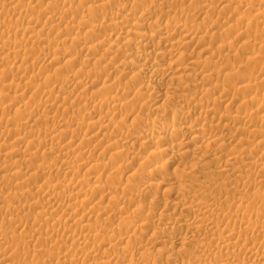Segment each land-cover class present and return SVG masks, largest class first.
<instances>
[{
	"label": "rangeland",
	"instance_id": "obj_1",
	"mask_svg": "<svg viewBox=\"0 0 264 264\" xmlns=\"http://www.w3.org/2000/svg\"><path fill=\"white\" fill-rule=\"evenodd\" d=\"M24 1L25 0H22L21 1V3L20 4H18V3H14V5H11V6H18L19 7V9H18V13H17V10H16V13H14L13 14V11L10 9L11 7L10 6H8V7H6V12H9V14L8 15H10V16H7V13L5 14L4 13V15H6L7 17L5 18V16L2 14L4 11H5V8L4 9H1L0 10V12H1V14H0V16H1V20H0V22H1V24H3L2 25V27L3 26H5L7 29H10L11 28V30L12 29H14V30H12V32H11V34L13 33V31L15 32V34L17 33L18 34V37H17V35L15 36V34H14V36L13 37H15V39H26V37H27V35L26 34H24L23 32H22V30H16L17 29V27L18 28H21V26L23 25V26H27V27H29V28H31V30L33 31V32H31L29 35H34L35 34V32L37 31V30H40L39 31V35H40V33H43V34H41L40 35V37L42 38V39H45L46 40V38H47V40L46 41H50V43L52 42L53 44H50V43H43V41H41V42H32V41H29V43H27V41H25L24 43V46L26 47V49L27 48H29V49H25V47L24 48H21V47H16V45H14V43H11V44H9V38H8V36L9 35H7L8 33H5V32H7V30H6V28L5 27H3V28H5L4 30H3V32H2V30H0L1 32H0V61H2V60H4V57H7V55H12L11 57L13 58V60H15V62L13 61V62H5V61H2V62H0V69H2V71L0 70V107L1 106H5V104H6V106H10L11 108V110L9 109V110H6V112H7V115H6V112L4 113V114H0V125H2V123H3V125L2 126H4V127H6L8 130H6V131H4V132H1L2 131V129L4 130V127H0V134H2V137H1V135H0V137L2 138H0V261H2V259H6V261H5V259L3 260V262H5V264H61V263H59L58 262V259H57V256L59 255V254H61L62 253V255L63 254H65V253H67V252H69L68 251V249L73 253H76L77 255L79 254V252H80V254L78 255L79 257H81V258H79L78 256V260L79 261H77L78 262V264H80V263H82V264H97L98 263V261H99V264L101 263H103L102 261H107L108 259H109V261L111 260L112 262H113V264H116L117 262L119 263V264H127V263H129V262H133V263H137V261L139 262V260H142L143 258V260H145L147 263H148V261L151 263V264H172V263H170V262H167L165 259H162V258H155V257H153V256H155L156 254H157V256L156 257H158V253L157 252H151V251H148V250H156V251H158V249H161V250H166V251H168V250H171V249H173L172 247H174V246H176V247H174L175 249H179L177 252H175V254H177V255H175V256H177L178 258V261L180 262H184L185 261V263H187V262H190V259H191V264H203V263H205V262H202L203 260L204 261H209V260H212L214 257H216V255H215V253L213 252V251H207V249H206V251L205 250H203V251H198V246L200 245V242H202V243H205V244H208V243H212L213 241L215 242L220 236H222V235H224V234H226V232H225V230H223V227L222 226H224L223 224V221H224V219L222 218V217H225V212H224V210H226V209H231V213H232V210H235V207H234V205L236 206L237 204H235L236 202H238V200L240 199L239 197H241V199L243 198H245V196H246V198H245V200L247 199V197H248V199L246 200L247 202L249 201L250 203H251V201H252V203L250 204L249 203V205L248 206H250V208L249 207H247L246 209L249 211L250 209L252 210H250L249 212H250V214H249V212L247 213V210L246 211H244L243 213L241 212V213H239L240 215H239V217L240 216H244L246 219H248V218H250V217H252V219H254L255 220V215H254V213H252V212H255V214L256 213H260V211L262 212V211H264V199H262V201L261 200H258L257 199V194H261V195H263L264 194V185L263 184H261V185H257V182H258V179H261V181H262V178H264L263 176H264V120H262V118L264 117V56H262L263 54H264V17H262L261 18V16H264V15H261V13L262 14H264V0H243L242 2H240L241 0H196V2H195V0L194 1H192V0H168L169 2V4L167 5V4H165V0H159L158 2L156 1V3H154L153 1H152V4H150L151 2H150V0H145V1H147V3L143 0V6L142 5H140L139 3H137V4H135V2L133 3V0H90L89 1V3L92 1V3H91V5L90 4H83V3H81L82 2V0H47V2L45 1V0H36V1H34V0H31V2H30V0H26L25 1V4H24ZM32 1H33V3H32ZM44 1V2H43ZM56 1V2H55ZM107 3H106V2ZM135 1V0H134ZM140 1V3H141V0H139ZM232 3H231V2ZM23 2V3H22ZM34 2H36V3H34ZM40 2V3H39ZM55 2V3H54ZM80 2V3H79ZM176 2V4H174ZM236 2V3H235ZM240 2V3H239ZM246 2H248V3H246ZM252 2H253V4H252ZM257 2V3H256ZM260 2V3H259ZM28 3H29V5H28ZM32 3V5H30ZM51 4V5H49V4ZM57 3V4H56ZM131 3H133L134 4V6H132V4ZM171 3V4H170ZM226 3H228V4H226ZM239 3V4H238ZM246 3V4H245ZM18 4V5H17ZM38 4V5H37ZM40 4V5H39ZM46 4H47V6H46ZM78 4H80V5H78ZM83 6H82V5ZM106 4V5H105ZM127 4V5H126ZM131 4V5H130ZM155 4V5H154ZM160 4V5H159ZM162 4V5H161ZM205 4V5H204ZM211 4V5H210ZM242 5V7L241 6H239V5ZM252 4V5H251ZM20 5V6H19ZM28 5V6H27ZM37 5V6H36ZM56 5H57V7H56ZM90 5V8L88 7ZM124 5H125V7H124ZM137 5V6H136ZM138 5H139V7H138ZM151 7H150V6ZM161 6V7H158V6ZM164 5V6H163ZM202 5V6H201ZM223 5H228V6H225V7H227V8H225V7H223ZM263 5V6H262ZM25 8H24V7ZM34 6H36V7H34ZM66 6V7H65ZM75 6V7H74ZM79 6V7H78ZM82 6V7H81ZM86 6V7H85ZM96 6H97V8H98V6L101 8H96ZM103 6V7H102ZM106 6V7H105ZM154 6H156V7H154ZM166 6V7H165ZM168 6V7H167ZM199 6V8H196V7H198ZM204 6V7H203ZM208 6H210L209 8H208ZM244 6V7H243ZM251 6V7H250ZM259 6V7H258ZM48 7H49V9H48ZM56 7V8H55ZM105 7V8H104ZM132 7V8H131ZM149 7L153 10V12L155 13V15H154V13L149 17V19H147L146 21H145V23L143 24V26L141 25V29L143 30V28L147 31V32H152V33H154L153 32V30H155V28H154V26L151 24L152 22H154V20L156 21L157 19L158 20H160V21H163V22H165L166 20H168V19H172V20H175L176 19V21H178V20H183L184 21V17H185V15L184 16H182L183 14V12L186 10V11H190L189 13H193L195 16H193V14L190 16V17H185V20L187 21V22H189L190 23V21H191V23L192 24H196V25H198L197 27L199 28V30H201V31H203V32H205V31H209V33H207V35L208 36H206L207 37V39H206V41L205 42H202L201 43V41H198V42H194L193 44H191V45H188V47H186V48H183V50H182V52H185V53H183L184 54V56H182L180 59L178 58L177 60H176V63H174V65H172V69H171V71L172 72H174L175 70H176V68L179 66V68L181 67H184V66H186L187 65V60H186V58H188V56L189 57H193V58H195V57H198V56H202L200 59L201 60H199V63H197V65H195V66H193V67H190V68H188V69H184L183 70V68L180 70V71H176L175 73H172L171 72V74L170 75H172V74H175V75H182V76H180L179 78L177 77V78H175V80H173V82L172 81H169V80H167V79H165V77L167 76L168 77V74H166V75H164L163 77H155V76H153L152 75V73H151V71L152 70H154V67L157 69V68H162V69H164V68H168V67H170L171 66V63H169V62H171V61H173V59H168L169 57L166 55V57H165V55L163 56V55H160V54H158L157 52L159 51V50H163V51H165V52H168V48L167 47H165L164 45H162V44H158L157 42H159L158 40V38H156L155 39V41H153L152 42V44H150V45H143V44H141L139 47L138 46H132V48H131V45L130 46H127L125 49L127 50L128 49V47L130 48V51H132V50H134L135 52H140L139 54L141 55L139 58H137V60H136V62H134V63H130L129 65H127V64H125V62L126 61H129L132 57H130V55H128V54H130V53H133L134 51H132V52H130L129 51V49H128V51L127 52H129L128 54H127V52L126 51H124V48H117V46H116V48L117 49H119V51H117V49H113L112 51H110V52H106V50H105V48L107 47V46H109V44H112V42L113 43H115L116 44V42H118L119 43V41H121L120 42V44L122 43V45H126V40L127 39H125L124 37H125V35H126V33H125V31H128L129 29H130V27L131 26H133L132 25V23L130 24V25H128V26H126L124 29H122L117 23H116V25H113L109 20L111 19V17L113 18V17H116V22L117 21H121L122 20V16H124V15H128V14H133L134 16H136V14L137 15H139L142 11H144V10H146L147 8L149 9ZM154 7V8H153ZM164 7V8H163ZM231 7V8H230ZM236 7V8H235ZM240 7V8H239ZM254 7H256V8H254ZM24 8V9H23ZM50 8L51 9H53L52 10V12L50 11ZM70 8H75V9H73V10H71L70 11ZM78 10H77V9ZM124 8V9H123ZM156 8H158V9H156ZM176 10H174V9ZM223 8V9H222ZM251 8V9H250ZM258 8V9H257ZM7 9H9V11L7 10ZM20 9H21V12H19L20 11ZM25 9L26 10H28L27 11V13H26V11H25ZM39 9H42V10H39ZM47 9V10H46ZM62 9H64L63 11H61ZM90 9H92L93 11H91ZM100 9V10H99ZM181 9H182V11H181ZM199 9V10H198ZM201 9V10H200ZM225 9V10H224ZM240 9V10H239ZM245 9H246V11H245ZM250 9V10H249ZM257 9V10H256ZM38 12H37V11ZM58 10V11H57ZM60 10V11H59ZM98 10V11H97ZM156 10V11H155ZM161 12H160V11ZM209 10V11H208ZM238 10V11H237ZM29 11H31V12H29ZM41 11H47L48 13H49V15L48 16H53V15H55L56 17H55V21L54 22H56V23H53V21L51 20V19H49L48 17H44L43 15H40V12ZM55 11L57 12L56 14H55ZM73 11V12H72ZM81 11H83L82 13H81ZM115 11V12H114ZM203 11V12H202ZM207 11V12H206ZM235 11V12H234ZM237 11V12H236ZM258 11V12H257ZM261 11V12H260ZM32 12H33V14H34V16H35V18H33L32 17ZM36 12L38 13V14H36ZM52 14H51V13ZM61 12V13H60ZM63 12H65L64 13V16H61V14L63 15ZM85 12V13H84ZM128 12V13H127ZM130 12V13H129ZM160 12V13H159ZM240 12V13H239ZM255 12V13H254ZM19 13H22V14H20L22 17H24V16H26L27 15V17L28 18H22L20 15H19ZM30 13V14H29ZM59 13V14H58ZM91 13V14H90ZM167 13V14H166ZM240 15H239V14ZM12 14V15H11ZM32 14V15H31ZM66 14V15H65ZM88 15V16H86V17H84V20H87V23H88V25L86 24L85 26H84V28H81L80 30H79V32H78V29L77 28H75V26L77 27V24H78V21H80L81 20V17H82V15ZM110 14H111V16H110ZM162 16H161V15ZM182 14V15H181ZM242 14V15H241ZM254 14H256V15H254ZM18 15L20 16L19 18H22V19H19V20H21V21H18L17 22V17H18ZM31 15V16H30ZM84 15V16H85ZM109 15V16H108ZM116 15V16H115ZM163 15H164V17H163ZM259 15H260V17H259ZM3 16V17H2ZM13 16V17H12ZM37 16H38V18H37ZM39 16L41 17V19L39 18ZM67 16V17H66ZM108 16V17H107ZM159 16H161V17H163V19L162 18H160ZM166 16V17H165ZM244 16V17H243ZM258 16V17H257ZM11 19V21H10V19ZM32 17V18H31ZM59 17V18H58ZM64 17V18H63ZM79 17V18H78ZM89 17V18H88ZM110 17V18H109ZM119 17V18H118ZM122 17V18H121ZM159 17V18H158ZM240 17H241V19H242V17H243V19L245 18V17H247V18H245L244 20H245V23L244 24H246V26L244 25V24H242V28L240 29V27H241V24H239L238 26H237V22H238V20L237 19H239V20H241L240 19ZM253 17V18H252ZM254 17H255V19H254ZM13 18H14V21H13ZM46 18V19H45ZM58 18V19H57ZM87 18V19H86ZM90 18H92V19H90ZM107 18V19H106ZM203 18H205V20H203ZM259 18V19H258ZM4 19V20H3ZM60 19H62V21L60 20ZM89 19V20H88ZM94 19V20H93ZM152 20V22H151V20ZM3 20V21H2ZM6 20V21H5ZM25 20V21H24ZM42 20V21H41ZM60 20V21H59ZM110 22L109 24H108V22ZM231 20V21H230ZM246 20L248 21V22H246ZM263 20V21H262ZM4 21L6 22V23H8V25L7 24H4ZM31 21V22H30ZM35 23H34V22ZM36 21H37V23H36ZM74 21H76V23L74 22ZM93 21V23L94 24H96V25H94L93 23H91V22ZM95 21V22H94ZM224 21H226V22H224ZM235 21H237V22H235ZM12 22L13 23H15V25L13 24L12 25V27L13 26H15V28L13 27H11V25L10 24H12ZM28 22H30V24L31 23H33L32 25H29V23ZM48 22V23H47ZM60 23V24H58V23ZM107 22V23H106ZM147 22V23H146ZM204 22V23H203ZM206 22V23H205ZM224 22V23H223ZM17 23H19L18 24V26H17ZM51 23V24H50ZM66 23H67V25H66ZM102 23V24H101ZM232 25H230V24ZM235 23H236V26H235ZM1 24H0V26H1ZM24 24H26V25H24ZM28 24V25H27ZM38 26H37V25ZM45 25V27L43 28V26ZM50 26H48V25ZM55 24V26H53ZM71 24V25H70ZM73 24H75V26L73 25ZM215 24H216V26H215ZM220 24V25H219ZM43 25V26H42ZM52 25V26H51ZM66 25V26H65ZM73 25V26H72ZM90 25H92V26H94V28H89L88 26H90ZM207 25V26H206ZM210 25H212V26H210ZM225 25H227V26H225ZM20 26V27H19ZM22 26V27H23ZM32 26V27H31ZM69 26H71V28L69 27ZM101 26V27H100ZM221 26V27H220ZM225 26V27H224ZM235 26V27H234ZM244 26V27H243ZM2 27H0V29H2ZM40 29H39V28ZM48 27V29H46ZM51 27H52V29H51ZM60 27V28H59ZM67 27V28H66ZM99 29H98V28ZM119 27V28H118ZM231 27H232V29H231ZM34 28V29H33ZM37 28V29H36ZM58 28V29H57ZM72 28H74V29H72ZM86 28V29H85ZM87 28H89V29H87ZM206 28H207V30H206ZM211 28L213 29V31H211ZM238 28H239V31H237L238 30ZM57 29V30H56ZM66 29V30H65ZM73 30L72 32L71 31H69V30ZM82 29H83V31H82ZM91 29H93V30H91ZM94 29H95V32L93 33V31H94ZM127 29V30H126ZM132 29V28H131ZM229 29H231L230 31H229ZM237 29V30H236ZM44 30H46V31H44ZM87 30L90 32V31H92V34H94V35H92L91 34V32L89 33H87ZM144 30V31H145ZM228 30V31H227ZM242 30V31H241ZM67 31L69 32V33H67ZM124 31V32H123ZM218 31V32H217ZM61 32V33H60ZM213 32V33H212ZM219 32H221V34L219 33ZM228 32V33H227ZM3 33V34H2ZM4 33H5V36H6V38H8V41H6L5 39H3V37H4ZM34 33V34H33ZM62 33H64L65 35H66V33H67V35H69V36H64ZM206 33V32H205ZM10 34V33H9ZM36 34L38 35V31L36 32ZM61 36L60 37V39H59V35ZM76 34V35H75ZM87 34H89V35H87ZM219 34V35H218ZM223 34H224V36H223ZM231 34V35H230ZM23 35V36H22ZM25 35V36H24ZM56 35V36H55ZM92 37H91V36ZM210 35V36H209ZM228 35V36H227ZM239 35V36H238ZM58 36V37H57ZM74 36H78V37H74ZM80 36V37H79ZM82 36V37H81ZM105 36V37H104ZM119 38H118V37ZM212 36H214V37H212ZM219 36V37H218ZM224 37V38H221V37ZM237 36V37H236ZM13 37H11L13 40H15ZM44 37V38H43ZM55 37H57V39H59V41H62L63 40V37H64V40H65V38H66V45H65V49L67 50V52H66V50L65 51H63V50H61V53H58V52H60V49L59 48H57V46L55 45V42H58V41H56L55 39ZM70 38V41L68 40L69 38ZM86 37V38H85ZM131 37V36H130ZM129 37V38H130ZM243 37V38H242ZM257 37V38H256ZM55 38V39H54ZM71 38H72V40L75 42V45H76V47L78 48V50L77 49H74V50H72V48H75V47H73V45H74V42H71L72 40H71ZM75 38V39H74ZM81 38V39H80ZM84 38V39H83ZM89 38V39H88ZM104 38V39H103ZM108 38V39H107ZM180 37H179V35H174V41H176V40H178ZM220 38V39H219ZM237 38V39H236ZM240 38L242 39V40H240ZM261 38V39H260ZM109 39H111V40H113V41H110ZM117 39V40H116ZM124 39V40H123ZM158 39V40H157ZM211 39V40H210ZM228 39V40H227ZM250 39V40H249ZM255 39H257L258 41H260L258 44H257V42L258 41H256ZM76 40V41H75ZM77 40H78V44H77ZM83 40V41H82ZM87 40V41H86ZM90 40V41H89ZM100 40H102L103 42H101ZM107 40V41H106ZM226 40V41H225ZM244 40V41H243ZM262 40H263V42H262ZM2 41H3V43H4V45H3V47H1L2 46ZM12 41V40H11ZM69 41V42H68ZM116 41V42H115ZM123 41V42H122ZM228 41V42H227ZM231 41V42H230ZM234 41V42H233ZM245 41H249V42H247V45H246V43H245V45L246 46H240V45H243L244 44V42ZM253 41H254V44H253ZM79 42H80V44H79ZM126 42V43H125ZM207 42V43H206ZM211 42H212V44H211ZM222 42V43H221ZM233 43V46H231L230 48H228L227 50H225V45L226 44H230V43ZM251 42H252V44L254 45V47H253V45L251 44ZM256 42V43H255ZM8 43V44H7ZM33 43V44H32ZM42 43H43V46H42ZM86 43L88 44V46H94L95 44H98V43H101L100 44V46L102 45V47L99 49H97V50H93V51H91L90 53H91V55H90V53L88 54L87 52H89V51H87L86 50ZM107 43H108V45H107ZM196 43V44H195ZM240 43V44H239ZM243 43V44H242ZM260 43H262V44H260ZM35 44V45H34ZM67 44H70L68 47H66L67 46ZM83 44H85V47H84V45ZM90 44V45H89ZM104 44V45H103ZM114 44V45H115ZM200 44V45H199ZM252 45V46H250V45ZM13 45V46H12ZM36 46L35 47V49H34V46ZM39 45V46H38ZM74 45V46H75ZM81 46V45H83V47L81 48V47H79V46ZM113 45V44H112ZM113 45V46H114ZM129 45V44H128ZM196 45V46H195ZM205 45V46H204ZM209 45V46H208ZM249 45V47H247ZM260 45H262V46H260ZM8 46H9V48H8ZM15 46V47H14ZM29 46V47H28ZM41 46V47H40ZM45 46V50H46V48H47V50H46V52H45V50H44V48H43V50L42 49H40V48H42V47H44ZM46 46H48V47H46ZM54 46V47H53ZM201 46V47H200ZM221 46H222V48H221ZM244 47V48H240V47ZM260 46V47H259ZM12 47L14 48V49H12ZM32 47V48H31ZM51 47V48H50ZM207 47H208V49H207ZM214 47V48H213ZM256 47V48H255ZM258 47H259V49H260V52H259V49H258ZM15 48H17L16 49V51H18V49L19 50H21V51H18V52H15V51H13V50H15ZM39 49V51H38V49ZM50 48V49H49ZM85 48V49H84ZM135 48V49H134ZM205 50H204V49ZM217 48H219V49H217ZM246 48V49H245ZM2 49V50H1ZM23 49V50H22ZM37 50V51H34V50ZM70 49H71V51H72V54H73V56L76 58H74L73 56H71L70 54H71V51H70ZM80 49H84L83 50V52L80 50ZM154 49V50H153ZM197 49V50H196ZM211 49V50H210ZM216 49H217V51H216ZM240 49L242 50V51H240ZM5 50V51H4ZM12 50V51H11ZM24 50H26L25 52H24ZM30 50V51H29ZM104 50V51H103ZM121 50H122V54H121ZM136 50H139V51H136ZM141 50V51H140ZM153 50V51H152ZM200 50V51H199ZM230 50V51H229ZM243 50H245V51H243ZM247 50V51H246ZM249 50V51H248ZM3 52V54H4V56L2 57V52ZM9 51V52H8ZM34 51V52H33ZM43 51L45 52V53H43ZM57 51V52H56ZM74 51H75V53H74ZM81 52V53H78V52ZM85 51V52H84ZM114 51V52H113ZM145 51V52H144ZM148 51H152L153 53H152V55L151 56H149L148 54ZM201 51H206L207 53H205V54H203V55H198V53L199 52H201ZM211 51H213V52H211ZM12 52L14 53H16L17 55H15V53L14 54H12ZM32 52V53H31ZM55 52V54L56 53H58V54H56V58H54V56H53V59L51 58L52 57V54ZM113 52V53H112ZM116 52V53H115ZM134 52V53H135ZM210 52V53H209ZM217 52V53H216ZM253 52V53H252ZM255 52V53H254ZM257 52V53H256ZM258 52H259V54H258ZM50 53H51V55H50ZM68 53V54H67ZM70 53V54H69ZM144 53H146V54H144ZM6 54V55H5ZM20 54H23V56H24V58L25 59H23V57H22V55H20ZM35 54V55H34ZM38 54V55H37ZM66 54V56H64ZM87 54V55H86ZM211 54V55H210ZM214 54V55H213ZM220 54V55H219ZM238 54V55H237ZM242 54V55H241ZM254 54H255V56H254ZM262 54V55H261ZM20 55V58L18 57ZM37 55V56H36ZM44 55H45V57H44ZM47 55V56H46ZM48 55L50 56V57H48ZM59 55V56H58ZM77 55V56H76ZM90 55V56H89ZM93 55V56H92ZM129 57H128V56ZM26 56V57H25ZM38 56H40L39 57V59H36V58H38ZM41 56H43V61H42V58H41ZM69 56H71V57H73V58H71L70 57V59L72 60V63H71V60L69 59ZM85 56H89V58H86ZM260 56V57H259ZM47 57L49 58V59H47ZM64 59H63V58ZM67 59H69V60H67ZM99 57V58H98ZM102 59H101V58ZM105 57H107V59L106 60H104L105 59ZM124 57V58H123ZM127 57V58H126ZM158 57V58H157ZM207 57V58H206ZM242 57V58H241ZM250 57H252V59H250ZM254 57L255 58H260L259 60L261 61V62H259V60L258 59H254ZM2 58V59H1ZM18 58V59H17ZM28 60H27V59ZM52 60H51V59ZM98 58V59H97ZM108 58H109V60H108ZM111 58V59H110ZM113 58V59H112ZM129 58V59H128ZM166 58V59H165ZM176 58V57H175ZM210 58V59H209ZM236 58V59H235ZM33 59V60H32ZM45 59V60H44ZM73 59H74V61H73ZM100 59H101V61H100ZM124 59V60H123ZM147 59V60H146ZM206 59V60H205ZM215 59V60H214ZM229 59V60H228ZM262 59V60H261ZM25 60V61H24ZM47 60V61H46ZM52 62H51V61ZM54 60V61H53ZM58 60V61H57ZM77 60V61H76ZM102 60H104V61H106V63L105 62H103ZM115 60V61H114ZM116 60H117V62H116ZM186 60V61H185ZM211 60V61H210ZM213 60V61H212ZM24 63H23V62ZM34 61V62H33ZM36 61V62H35ZM37 61H39V63L37 62ZM45 61V62H44ZM57 61V62H56ZM66 61V62H65ZM70 61V62H69ZM115 63H114V62ZM123 61H125V62H123ZM169 61V62H168ZM250 61V62H249ZM263 61V62H262ZM21 62V63H20ZM28 62V63H27ZM42 62H43V64H42ZM60 62V63H59ZM71 63V64H69V63ZM110 62H112L111 64H109ZM122 62H123V64H122ZM140 62V63H139ZM186 62V63H185ZM247 62H249V63H247ZM255 62V63H254ZM7 63V64H6ZM35 63V64H34ZM37 63V64H36ZM139 63V64H138ZM148 63V64H147ZM185 63V64H184ZM16 64V65H15ZM25 64V65H24ZM27 64V65H26ZM31 65V68L30 67H28V66H30ZM67 64V65H66ZM116 66H115V65ZM121 64V65H120ZM142 64V65H141ZM177 64V65H176ZM182 64V65H181ZM184 64V65H183ZM246 64V65H245ZM18 65V66H17ZM22 65H23V67H22ZM34 67H33V66ZM55 65V66H54ZM120 65V66H119ZM124 65H127L126 67L124 66ZM145 66L146 65V73H141V74H139V72L141 71V67L142 66ZM232 65V66H231ZM12 66V67H11ZM16 66H17V68H19V69H17L16 68ZM27 66V70H25L24 71V69H25V67ZM112 66V67H111ZM140 66V67H139ZM159 66V67H158ZM175 66V67H174ZM220 66V67H219ZM236 66V67H235ZM4 67H6V68H4ZM10 67H11V70H10ZM13 67H15V68H13ZM32 67H33V69H34V72H32L33 71V69H32ZM105 67H109L108 69L106 68L105 69ZM111 67V68H110ZM118 67V68H117ZM122 67H124V68H122ZM152 67V68H151ZM12 68H13V70H14V72H15V74H14V72L12 71ZM39 68H42L43 70H45V71H39ZM57 68H59V70H57ZM61 68H65L64 70L63 69H61ZM93 68V69H92ZM113 68V69H112ZM118 69V72L117 73H115L116 72V70ZM224 68V69H223ZM30 69H32V70H30ZM101 71L102 70V72H100L99 70ZM111 69V70H110ZM207 71V73H210V74H212L213 76L212 77H210V78H208L207 79V77H201V76H199V75H197V73H200V72H202V71ZM8 70V71H7ZM16 70H18V71H16ZM97 70V74H96V72H94V71H96ZM107 70H109L108 72H107ZM114 70H115V72H114ZM120 70V71H119ZM212 70V71H211ZM213 70H217V71H213ZM233 70V71H232ZM240 72H239V71ZM5 71V72H4ZM11 71L13 72V73H11ZM38 71L40 72V74L43 72V76L42 75H40L39 73H38ZM107 73H106V72ZM227 71V72H226ZM231 71V72H230ZM10 72V73H9ZM30 72V73H29ZM32 72V73H31ZM37 72V73H36ZM58 72V73H57ZM60 72V73H59ZM91 72H92V74H91ZM98 72H100V73H98ZM135 72H138L137 74H135ZM179 72V73H178ZM186 72V73H185ZM219 74H218V73ZM222 72V73H221ZM243 72V73H242ZM7 73H9V76H12L13 75V77H8V75H7ZM16 73H17V75H16ZM22 73V74H21ZM44 73H45V75H44ZM116 75H115V74ZM218 74V79L216 78V76H217V74ZM226 73V74H225ZM230 73V74H229ZM235 73V74H234ZM236 73H240L239 75L237 74L236 75ZM11 74V75H10ZM19 74V75H18ZM37 74L38 75H40V76H37ZM100 74V75H99ZM110 74V75H109ZM133 74V75H132ZM135 74V75H134ZM231 74H234L233 76L231 75ZM23 75V76H22ZM35 77H34V76ZM49 75L50 76H52L51 78H49ZM94 75V76H93ZM107 75V76H106ZM169 75V76H170ZM189 75V76H188ZM216 75V76H215ZM225 75V76H224ZM227 75H228V77H227ZM229 75H231V76H229ZM54 76V77H53ZM59 78H58V77ZM93 76V77H92ZM235 76V77H234ZM238 76V77H237ZM17 77V78H16ZM45 77V78H44ZM47 77H48V79H47ZM55 77H57L56 79H55ZM75 78L74 80L76 81V82H72V83H70V87H68L67 88V86H69V84L66 86V84H64L65 82H66V80H67V78L68 79H73V78ZM197 77V78H196ZM230 77H232V78H230ZM237 77V78H236ZM241 77V78H240ZM31 78H33V79H31ZM36 78V79H35ZM41 78V79H40ZM53 78V79H52ZM131 78V79H130ZM203 78V79H202ZM228 78V79H227ZM238 78H240V79H238ZM243 78V79H242ZM249 78V79H248ZM255 78H257V79H255ZM36 81H35V80ZM46 79V80H45ZM52 79V80H51ZM63 79V80H62ZM66 79V80H65ZM95 79V80H94ZM97 79V80H96ZM212 79V80H211ZM215 79V80H214ZM251 79H253V80H251ZM15 80V81H14ZM34 80V81H33ZM56 80H57V82H56ZM64 80H65V82H64ZM83 80V83L81 82ZM108 80V81H107ZM204 80V81H203ZM210 80V82H208ZM242 80H244V82L242 81ZM31 81L32 82H35V85H34V83H31ZM48 81V82H47ZM53 81H55L54 83H53ZM77 81H79V82H77ZM104 81H107L106 82V84H104L103 85V82ZM110 81V82H109ZM135 81V82H134ZM201 81V82H200ZM206 81V82H205ZM222 81V82H221ZM234 81H236V82H234ZM249 81H251V82H249ZM20 82V83H19ZM27 82V83H26ZM45 82V83H44ZM61 82H62V84H61ZM64 82V83H63ZM92 82H93V84H92ZM96 82V83H95ZM143 82V83H142ZM152 83V85L150 84V83ZM199 82V83H198ZM205 82V83H204ZM224 82V83H223ZM247 82V83H246ZM254 82H256V83H254ZM260 82V83H259ZM10 83V84H9ZM12 83V84H11ZM28 84V83H30V84H28V85H26V84ZM56 83H58V84H56ZM76 83H77V85H76ZM105 83V82H104ZM110 85H109V84ZM112 83H114V84H112ZM196 84V86H194L195 84ZM209 83V84H208ZM212 83H213V85H212ZM214 83H216V84H214ZM217 83H219V84H217ZM220 83L222 84L221 86H220ZM232 83V84H231ZM238 83V84H237ZM241 83V84H240ZM246 83V84H245ZM12 86L13 84L15 85H13L12 86V88L9 86ZM17 84L19 85V86H17ZM21 84H25L26 85V87H24L23 86V88L22 87H20V86H22ZM51 84V85H50ZM60 84L61 85H63V86H60ZM78 84H80V85H78ZM148 84H150L151 86H155V89H157V90H154V88L150 91V90H147L146 89V86ZM170 84V85H169ZM225 84V85H224ZM227 84V85H226ZM230 84V85H229ZM245 86H244V85ZM250 84V85H249ZM33 85V87H36V88H33V87H31ZM40 85V87H38ZM101 85H103V86H105V87H102ZM111 85H114V86H111ZM131 85V86H130ZM145 85V86H144ZM166 85H168V86H170L171 87V89H170V91H167L166 92V94L163 92V88H166L167 86ZM219 85V86H218ZM226 87H224V86ZM238 85V86H237ZM245 87V88H247V89H245V90H242V89H244L243 88V86ZM252 85V86H251ZM42 86H44V87H42ZM84 86V87H83ZM109 86V88H107ZM110 86L111 87H117V88H115L114 89V91H111L112 89L110 88ZM142 86H143V88H142ZM214 86H215V88H214ZM223 86V87H222ZM229 86H230V88H229ZM240 86V88H241V90H238L239 87ZM242 86V87H241ZM248 86V87H247ZM250 86V87H249ZM14 87V88H13ZM23 90H25V89H27L26 91H20V88ZM46 87H47V89L49 88V90H48V92L47 93H49L48 95L46 94V95H44V92H46L45 90H47L46 89ZM75 87V88H74ZM101 87V88H100ZM140 87V88H139ZM172 87H173V89H172ZM206 87V88H205ZM210 87H212V88H214L213 90H212V88H210ZM237 87V88H236ZM9 88V89H8ZM39 88H40V90H39ZM104 88H106V89H104ZM124 88V89H123ZM127 88H130L129 90L131 91V93L130 92H127L128 91V89ZM143 90H142V89ZM180 89L179 90V92L177 91L178 89ZM184 88H185V90H184ZM220 88V89H219ZM227 90H225V89ZM235 88V89H234ZM17 90V92H15V90ZM45 89V90H44ZM53 89V90H52ZM62 89V90H61ZM75 89V90H74ZM108 89V90H107ZM123 89V90H122ZM193 89V90H192ZM205 89V90H204ZM210 89V90H209ZM230 89V90H229ZM232 89H234V90H232ZM8 90V91H7ZM10 90V91H9ZM37 90V91H36ZM44 90V91H43ZM58 90H60V91H58ZM93 90V91H92ZM97 90V91H96ZM99 90H101V91H99ZM139 90V91H138ZM145 90V91H144ZM159 90L161 91V93L160 94H162V95H160L159 94ZM216 90V91H215ZM220 90H223V91H220ZM236 90V91H235ZM12 91V92H11ZM20 91V92H19ZM41 91H42V93H41ZM49 91H51V92H49ZM72 91V92H71ZM121 91V92H120ZM124 91V92H123ZM145 93L144 95H143V93ZM182 91V92H181ZM203 91V92H202ZM206 91V92H205ZM209 91H212V92H209ZM220 91V92H219ZM234 93H233V92ZM238 91H240V92H238ZM8 92V93H7ZM55 94H53V93ZM94 92V93H93ZM99 92V93H98ZM138 92H141L140 94H137ZM151 92V93H150ZM170 92V93H169ZM201 92V93H200ZM222 92V93H221ZM225 92V93H224ZM229 92H231V94L229 93ZM11 93V94H10ZM14 93H16V95H18V99L17 98H15V95H13ZM36 93V94H35ZM168 93V94H167ZM179 94L178 96H177V94ZM185 93H187V94H185ZM205 93V94H204ZM215 93V94H214ZM239 93V94H238ZM7 94V95H6ZM64 94V95H63ZM102 94V95H101ZM106 94V95H105ZM117 96H116V95ZM130 94V95H129ZM163 94H165V96L163 95ZM173 94V95H172ZM190 94H192V97H191V95ZM209 94V95H208ZM211 94V95H210ZM222 94V95H221ZM234 94H235V96H234ZM44 95V96H43ZM61 96L62 98H60V97H58L57 98V96ZM89 95V96H88ZM181 95V96H180ZM186 97V99L189 101V103L187 102V100L185 99V100H182L183 98H184V96ZM202 95V96H201ZM221 95V96H220ZM10 96H14L13 97V99H12V97H10ZM56 96V97H55ZM65 96V97H64ZM77 96V97H76ZM92 96H94V97H92ZM96 96H98V97H96ZM112 96H114V97H118V99L120 98V100H122V101H124V103H127L129 100H132L131 102L129 101V103L132 105H130V104H128V109H126L124 106H122V107H120V106H118V105H116V107L114 106H112V105H104L103 106V104L100 106V103L102 102V101H100V99L101 100H104V99H107V98H109V97H112ZM180 96V97H179ZM210 96V97H209ZM224 96V97H223ZM234 96V97H233ZM20 97V98H19ZM27 97V98H26ZM172 97V98H171ZM174 97V98H173ZM175 97H179V102H178V98L176 99ZM181 97H183V98H181ZM188 97V98H187ZM201 97H205V99L207 100V98H208V101L209 100H212V101H209L210 102V106H209V108L210 107H212L211 109H208V108H206L207 110H202V109H200L199 107H197V106H192L191 105V103H193V104H198V103H200L201 101ZM216 97V100L214 99ZM11 98V99H10ZM43 98V99H42ZM49 98V99H48ZM52 98V99H51ZM63 98H67V99H65V100H63ZM104 98V99H103ZM134 98V99H133ZM181 98V99H180ZM193 98V99H192ZM211 98V99H210ZM233 98V99H232ZM15 99V100H14ZM40 99H42V101L44 100L45 102H42ZM61 99V100H60ZM86 99H87V101H88V99H89V101L87 102L86 101ZM203 99V98H202ZM205 99H203V100H205ZM222 99V100H221ZM227 99V100H226ZM235 99V100H234ZM18 102H17V101ZM23 100V101H22ZM48 100V101H47ZM67 100V101H66ZM92 100V101H91ZM93 100H95V102H93ZM119 100V101H120ZM180 100H182L181 102H180ZM194 100V101H193ZM199 100V101H198ZM214 100V101H213ZM218 100V101H217ZM222 102H221V101ZM224 100H225V102H224ZM14 101H15V103H14ZM21 101V102H20ZM46 101H47V104H49L50 106H52L53 108H51L50 106H48L47 104H46ZM98 101H100V102H98ZM122 101H120L121 103H122ZM134 101V102H133ZM135 101H137V102H135ZM215 101H216V104H215ZM227 101V102H226ZM39 102H41V103H45V104H39ZM195 102V103H194ZM198 102V103H197ZM211 102H212V104H211ZM26 103H27V105H26ZM29 103V104H28ZM135 103V104H134ZM214 103V104H213ZM217 103H219V104H217ZM9 104V105H8ZM22 104H24V106H22ZM87 104V105H86ZM95 104V105H94ZM96 104H98V106L96 105ZM123 104V103H122ZM20 105L22 106V107H20ZM25 105H26V107H25ZM29 105V106H28ZM43 106V107H41V106ZM86 105V106H85ZM137 105V106H136ZM145 105V106H144ZM215 105V106H214ZM32 108H31V107ZM34 106V107H33ZM48 106V107H47ZM97 108H96V107ZM134 106V107H133ZM150 106V107H149ZM152 106V107H151ZM17 107H20L21 109L23 108V109H25L24 110V112H26V110L28 111V113H27V115L25 114V113H16V111H14V109L16 110V108ZM28 107H30V111L28 110ZM39 107V108H38ZM42 109H41V108ZM46 107V108H45ZM85 107V108H84ZM101 107H104V109L102 108V111H101ZM112 107V108H111ZM120 107V108H119ZM124 107V108H123ZM155 107L157 108V109H155ZM189 107V108H188ZM49 108H51V110H49ZM78 108H81V110H77ZM91 108V109H90ZM94 108V109H93ZM96 108V109H95ZM99 108H100V110H99ZM130 108V109H129ZM154 108V109H153ZM46 109H48V110H46ZM87 111H86V110ZM111 109V110H110ZM167 109V110H166ZM176 109V110H175ZM182 109V111L184 112V111H186L185 113H183L182 111H179V113H182V114H184V115H187V114H189L190 113V115L191 116H193V115H197L198 114V116H202L201 114H203V116H205L206 114V112H207V115L210 117V119L213 121V123L211 122V120L208 118V116H207V118H208V120H209V123L207 122L206 124V134H205V137H208V135H209V137H212V139H216L217 137V139H220L219 141L217 140V142H216V144L215 143H213L212 142V144L210 145V144H208V147H206V145L204 144V146L202 145V147H201V144H202V142H200V141H198V142H195V143H198V144H195L194 142H193V140H192V135H189L190 133L188 132L189 130H188V126L190 125V123H188L187 125L186 124H183V122H181V118L182 117H180V119L177 121H173V117H174V114L176 115V114H178V112H176L177 110H181ZM193 109V110H192ZM46 111V112H44V111ZM97 110L98 111H101V113L100 112H97ZM127 110V111H126ZM130 110V111H129ZM135 110V111H134ZM163 110V111H162ZM165 110V111H164ZM189 110H190V112H189ZM215 110V111H214ZM48 111V112H47ZM51 111V112H50ZM78 111V112H77ZM86 111V112H85ZM78 114H77V113ZM84 112V113H83ZM95 112H96V114H95ZM112 112H114L113 114H112ZM128 112V113H127ZM176 112V113H175ZM188 112V113H187ZM211 112V113H210ZM247 112V113H246ZM251 112V113H250ZM254 112V113H253ZM13 113H14V116H15V113L17 114V115H19V116H13ZM89 113V114H88ZM99 113V114H98ZM105 113V114H104ZM127 113V114H126ZM131 113V114H130ZM225 113V114H224ZM227 113V114H226ZM240 115H239V114ZM245 113V114H244ZM250 113V114H249ZM253 113V114H252ZM23 114V115H22ZM103 114V115H102ZM108 114H110V115H108ZM173 114V115H172ZM238 116V117H234L233 118V116ZM247 114V115H246ZM257 114V115H256ZM4 115V116H3ZM21 115V116H20ZM41 115V116H40ZM78 116V118H77V116ZM89 115V116H88ZM91 115V116H90ZM105 115H107V116H105ZM113 115V117L111 118V116ZM125 115V116H124ZM215 115V116H214ZM220 115V116H219ZM224 115H226V116H224ZM253 115V116H252ZM256 115V116H255ZM3 116V117H2ZM87 116V117H86ZM94 116V117H93ZM102 116H103V118H102ZM105 116V117H104ZM224 116V117H223ZM239 116H241L242 117V119H241V117H239ZM246 116H247V119L246 120H244V117L246 118ZM249 116H252V117H257L258 118V120L256 119V120H249ZM259 116V117H258ZM42 117V118H41ZM84 117V118H83ZM107 117V118H106ZM232 117V118H231ZM15 118L18 120V122H19V119H20V122L22 123V124H20V122H19V124H17L16 125V123L15 124H11L10 123V120L11 119H13L14 120V122H16V120H15ZM46 118H48V119H46ZM77 118V119H76ZM81 118V119H80ZM86 118H92V119H86ZM100 118V119H99ZM109 118H111V121L113 122L114 121V124H111L112 122H109ZM160 118V119H159ZM236 118V119H235ZM237 118H239V119H237ZM63 119H65L64 121H62ZM97 119H99L100 121H104V125H105V123H106V125L108 126V124L110 125V127L111 128H109V126L107 127L106 125L104 126V129H106V128H109V129H107V131L106 130H103L102 129V131H98V134H97V132H96V130H95V132H94V130L93 129H86V128H84L85 127V125L86 124H84V123H86V120H88V121H90V120H95V121H99V120H97ZM105 119V120H104ZM112 119H114V120H112ZM123 119V120H122ZM158 120V121H160L161 120V125H160V123L159 124H155L154 122H155V120ZM230 120V122H229V120ZM260 119V120H259ZM8 120V121H7ZM59 120H61V121H59ZM116 120H117V122H116ZM2 121V122H1ZM6 121H7V123L9 122V124H7L6 123ZM27 121H29V122H27ZM56 121H57V123H58V121H59V124L61 123V122H64L63 124H62V126H60L59 124H56ZM83 121H85L84 123H83ZM105 121H107L108 122V124H107V122H105ZM145 121V122H144ZM226 121V122H225ZM258 121H259V123H258ZM17 122V123H18ZM27 122V123H26ZM68 122V123H67ZM82 123V124H80V123ZM116 122V123H115ZM246 122V123H245ZM247 122H250V123H248V125H247ZM5 123V124H4ZM25 123L27 124V125H25ZM67 123V124H66ZM71 123V124H70ZM78 123L80 124V126L82 125V127L83 128H81L82 130L80 131L78 128H75L76 126H78ZM211 123V124H210ZM224 123H225V125L226 126H224ZM257 124V126H256V124ZM25 125V126H22V125ZM213 124V125H212ZM250 124V125H249ZM6 125H8L9 127H11L10 125H12V128H9V127H7ZM31 125V126H30ZM56 125V126H55ZM70 125V126H69ZM84 125V126H83ZM116 125V126H115ZM186 125V126H185ZM210 125V126H209ZM215 125V126H214ZM229 125V126H228ZM20 126H21V128H20ZM59 126V127H58ZM208 126V127H207ZM244 126V127H243ZM245 126H247V127H245ZM262 128H261V127ZM37 127V128H36ZM67 127H68V130H66L67 129ZM70 127V128H69ZM151 127V128H150ZM153 127V128H152ZM161 127V128H160ZM171 127H175V128H178V130L179 131H181L182 133H181V135H175V136H173V134L172 133H170L171 132ZM211 127H213V128H211ZM218 127V128H217ZM250 127H251V129H252V133L251 132H249L251 129H250ZM2 128V129H1ZM13 128H15V130L17 131V128L19 129V133H18V131H17V135H12L11 133L12 132H10L9 131V129H11L12 131H13ZM39 128V130L40 131H38L37 129ZM54 128H55V130L56 131H54ZM60 128V129H59ZM62 128H64V130H62ZM77 129V130H79V131H77V133H76V135L78 136H72V137H74V139H72L71 137H70V133L72 132V129ZM207 128H209V129H207ZM217 128V129H216ZM243 130V128H244V131H242L241 129ZM254 128V129H253ZM32 129H33V131H32ZM46 129H47V131H46ZM49 129V130H48ZM69 129H70V132L68 133V132H66V131H69ZM112 129V130H111ZM240 129V130H239ZM247 131H246V130ZM261 129V130H260ZM35 130V131H34ZM52 130V131H51ZM93 130V131H92ZM219 130V131H218ZM258 130V131H257ZM43 131V132H42ZM74 131V130H73ZM104 131V132H103ZM106 131V132H105ZM113 131V132H112ZM155 133H154V132ZM157 131H163V132H161V137L158 135V132ZM215 131V132H214ZM257 133H256V132ZM262 133H261V132ZM10 132V133H9ZM21 132V133H20ZM32 132V133H31ZM35 132V133H34ZM44 132H46V134H44ZM47 132H51L50 134L49 133H47ZM55 132L56 134H54V137L56 138H54L53 137V133ZM104 134V135H102V133ZM108 132V133H107ZM147 132V133H146ZM245 132V133H244ZM7 133H8V135H7ZM41 135H40V134ZM65 133H68V134H66V136L68 137V138H66V137H64V134ZM105 133H107V134H109L110 135V133H112L111 135H113V136H115V137H112L111 135H110V137H108L109 135H105ZM114 133V134H113ZM153 133V134H152ZM164 133V134H163ZM216 133V134H215ZM255 133V134H254ZM258 133H259V135H258ZM12 136H11V135ZM75 134V133H74ZM73 134V135H74ZM94 134V136H92ZM117 134V135H116ZM119 134H121V135H119ZM236 134V135H235ZM7 135V136H6ZM45 135L47 136L46 137V139H47V141L49 142H47L46 141V139L44 138L45 137ZM48 135H51V137L50 136H48ZM57 135V136H56ZM95 135H98L99 136V138H101V141H100V139H98V136H97V139H94V137H95ZM102 135V136H101ZM152 135V136H151ZM158 135V136H157ZM170 135V136H169ZM215 135V137L216 138H213V136ZM221 135V136H220ZM4 136H6V137H4ZM24 136H28L29 138V140H31L32 142L34 141V145H32L33 143H31V141L30 142H28V143H26V144H19V143H17V142H15L14 140L17 138V137H24ZM101 136V137H100ZM156 136V137H155ZM165 136V137H164ZM172 136V137H171ZM45 139V142H44V140L42 139ZM51 139H50V138ZM52 137H53V139H52ZM76 137V138H75ZM93 139H91V138ZM102 137H104V139L102 138ZM120 137H123V138H120ZM163 137V138H162ZM189 137V138H188ZM221 137H222V139H221ZM6 138V139H5ZM33 138H35V139H33ZM40 138V139H39ZM70 138L72 139V140H70ZM82 138H84L86 141L84 142V139H82ZM88 138V139H87ZM107 138V139H106ZM111 138H114V140L115 139H117V140H115V141H113ZM119 138H120V140L122 139H125V140H119ZM149 138V139H148ZM231 138V139H230ZM261 138H263V139H261ZM108 139H109V141L111 142V140H112V142L111 143H113L114 144V146L116 147V149L117 148H119L120 150H122V149H124V150H122V151H124L125 153H126V155H124V156H122V157H119V159H118V157H116L115 158V156L113 157V158H115L114 160H113V158H112V154L111 153H109V151H107L106 153L104 152V150L102 149V151L100 150L101 149V146H103V144H105V145H107V143H106V140H107V142L109 143V141H108ZM164 139V140H163ZM189 139V140H188ZM245 139V140H244ZM39 140V141H38ZM41 140H43V143H41L42 141ZM51 140H52V143H51ZM54 140H57V141H54ZM80 140H83V142L82 141H80ZM92 140V141H91ZM104 140V141H103ZM168 140V141H167ZM184 141V142H188L186 145H183V144H181L180 142L181 141ZM187 140V141H186ZM222 140L224 141V143L222 142ZM260 140H262V142L260 141ZM54 141V142H53ZM68 141H70L71 143L72 142H74V143H76V144H71L69 147H68V145H66L67 143H69ZM117 141V142H116ZM182 141V142H183ZM259 141H260V143H259ZM82 142V143H81ZM99 142V143H98ZM120 142V143H119ZM218 142H221V143H223V145H221V143L219 144ZM258 142V143H257ZM15 143V144H14ZM38 143H40V144H42V145H38ZM55 144V146H53V145H51V144ZM66 143V144H65ZM79 143H81V147H82V145H86L85 147H82V149H83V151H84V148H85V150H88L89 151V149H90V154H88L89 155V157L88 156H86L85 158H83V159H81V160H79L80 158V155H77L78 154V152H77V149L76 148H74V150H72L71 148H73V147H77L78 146V144ZM98 144H100V148L97 150V152H95L96 151V148H97V145ZM110 143V144H111ZM118 143V144H117ZM192 143H194V145H196V146H193V144ZM29 144V145H28ZM36 144V145H35ZM47 144V146H45ZM57 144V145H56ZM110 144H108V145H110ZM113 144H111V145H113ZM190 144H192V145H190ZM200 144V145H199ZM257 146H256V145ZM13 145V146H12ZM44 145V146H43ZM65 145V147H66V149H65V147H63ZM72 145H73V147H72ZM75 145H77V146H75ZM80 145V144H79ZM95 145V146H94ZM104 145V146H105ZM190 145V146H189ZM217 145V146H216ZM35 146V147H34ZM37 146H39V148L37 147ZM52 146L53 147H55V149L53 150V152L54 153H56V154H54L53 152H52ZM99 146V145H98ZM188 146V147H187ZM199 146V151H198V149H197V152H196V147H198ZM220 146V147H219ZM225 146V147H224ZM233 146H235V147H233ZM37 147V148H36ZM67 147H68V149H67ZM96 147V148H95ZM122 147V148H121ZM166 147H169V149L167 148L166 149ZM222 147V148H221ZM247 147V148H246ZM254 147V148H253ZM256 147V148H255ZM45 148V149H44ZM48 148V149H47ZM63 148V149H62ZM130 148V149H129ZM173 148V149H172ZM201 148V149H200ZM205 148V149H204ZM219 148V149H218ZM234 148L236 149V150H238L237 151V153H240V152H242V154L240 153V155L238 154L237 155V153H236V155L234 156L233 154H232V150H234ZM14 149V150H13ZM47 149V150H46ZM59 149V150H58ZM60 149H61V151H60ZM69 149H71V150H69ZM82 149H81V151H82ZM118 149V150H119ZM127 149V150H126ZM171 149V150H170ZM11 150V151H10ZM44 150V151H43ZM49 150H51V152L49 151ZM56 150V151H55ZM66 151L65 153H64V151ZM68 150H69V152H68ZM95 150V151H94ZM129 150L131 151L130 152V154H129ZM157 150V151H156ZM160 152H159V151ZM167 150V151H166ZM205 150V151H204ZM207 150V151H206ZM241 150V151H240ZM59 151V152H58ZM165 151V152H164ZM170 151V152H169ZM172 151H174V153H172ZM176 151V152H175ZM202 151V152H201ZM240 151V152H239ZM253 152V153H250V152ZM30 154H29V153ZM49 152H50V154H49ZM68 152V153H67ZM100 152V153H99ZM103 152H104V154H103ZM128 152V153H127ZM153 152V153H152ZM158 152H159V154H158ZM196 152V153H195ZM207 152V153H206ZM212 152V153H211ZM219 152V153H218ZM245 152V153H244ZM63 153V154H62ZM72 155H71V154ZM101 153L104 155H101ZM179 153V154H178ZM202 153V154H201ZM15 154V155H14ZM31 154H33V155H31ZM48 154V155H47ZM65 154H67L66 155V157H64L65 156ZM93 155V157H91L92 155ZM110 154V155H109ZM127 154H129L128 155V157H126L127 156ZM156 154V155H155ZM173 154V155H172ZM189 154V155H188ZM205 154V155H204ZM216 154V155H215ZM223 154V155H222ZM229 154H231L230 156H229ZM252 154V155H251ZM13 155V156H12ZM64 155V156H63ZM69 155V156H68ZM71 155V156H70ZM95 155V156H94ZM133 155V156H132ZM155 155V157H153ZM197 155V156H196ZM201 155V156H200ZM208 155H209V157H208ZM242 155V156H241ZM245 155V156H244ZM262 155V156H261ZM53 156V157H52ZM74 156H75V158H74ZM79 156V157H78ZM102 156H103V158H102ZM111 158H110V157ZM205 156V157H204ZM64 157V158H63ZM99 157V158H98ZM100 157H101V159H100ZM131 157V158H130ZM143 157H145L144 159H143ZM151 157V158H150ZM217 157H219V158H217ZM234 157V158H233ZM62 158V159H61ZM68 158H70L71 159V164H68V163H70V161H69V159ZM77 158V159H76ZM90 158H91V160H90ZM122 158H123V163H122ZM223 158V159H222ZM229 158V159H228ZM231 158V159H230ZM236 158V159H235ZM66 159V160H65ZM68 159V160H67ZM97 159V160H96ZM112 159V160H111ZM151 159H153V160H151ZM200 159V160H199ZM225 159V160H224ZM226 159L227 160H229V162L231 163V160H232V164H230L229 162H227L226 161ZM249 159V160H248ZM257 159V160H256ZM260 159H261V161H260ZM263 159V160H262ZM75 160V161H74ZM94 160V161H93ZM103 160V161H102ZM109 160V161H108ZM125 160H128V161H125ZM148 161V163H147V161ZM160 160V161H159ZM66 161H68L67 163L64 162ZM72 161H74V162H72ZM102 161V162H101ZM115 161V162H114ZM129 161H130V163H129ZM200 161V162H199ZM204 161V162H203ZM254 161V162H253ZM258 161V162H257ZM3 162V163H2ZM13 162V163H12ZM38 162V163H37ZM42 162H44L46 165H47V168L45 169V171L43 172V170H38L37 169V165L39 164V165H41V163ZM77 162V163H76ZM85 164H88V165H86V166H83L84 165V163ZM90 162H92L91 164H90V166L94 163H98V162H100V164H101V167L99 168V172L98 171H96V170H98V169H92V168H90L89 167V163ZM103 162H104V165H103ZM127 162V163H126ZM152 162V163H151ZM156 162V163H155ZM157 162H161V163H158L157 164ZM199 162V163H198ZM247 162V163H246ZM252 162V163H251ZM255 162H257V163H255ZM37 163V164H36ZM76 163V164H75ZM106 163V164H105ZM114 163V164H113ZM147 164V166L148 167H145V165ZM154 163V164H153ZM167 164V165H164V164ZM227 163H228V165H227ZM77 165H79V164H81L82 166H81V168L79 169V167L80 166H78L77 168H76V166ZM107 164H110V165H112V167H110V165H107ZM118 164V165H117ZM119 164H121V165H119ZM143 164V165H142ZM161 164H163L164 166H161ZM22 165V166H21ZM35 165H36V167H35ZM44 165V164H43ZM46 165H44L45 167H46ZM68 165V166H67ZM72 165H74L75 166V168L74 167H72ZM106 165L109 167V169H108V167L106 168ZM115 165H116V167L118 168H120V166L121 167H125V169L124 168H122V171H121V173H120V171H116V169L117 168H115V170H113V168L115 167ZM156 165H157V167H156ZM158 165H160V166H158ZM227 165V166H226ZM231 165V166H230ZM236 167H235V166ZM259 165H261V166H259ZM3 166V167H2ZM6 166H8V167H6ZM71 166V167H70ZM142 166V167H141ZM155 166V167H154ZM177 166V167H176ZM224 166H226V167H224ZM65 167V168H64ZM82 167H83V169H82ZM84 167H86V168H84ZM88 167L90 168L88 171H89V173H87V175L85 174L86 172H87V170L86 169H88ZM105 167L106 168V170H104L103 168ZM164 169H163V168ZM166 167V168H165ZM174 167V168H173ZM176 167V168H175ZM179 167V168H178ZM13 168V169H12ZM17 168H20V169H18L17 170ZM54 168V169H53ZM69 168V169H68ZM110 168H112V170H113V172H112V170L110 169ZM118 168V169H119ZM142 168V169H141ZM155 169V168H157V169H155V171H154V173L150 176L149 174H147V169ZM160 168V169H159ZM218 168V169H217ZM8 169V170H7ZM11 169V170H10ZM15 169H16V172H19L20 173V176L19 177H17V174H19V173H17L16 174V172H15V174H16V176H15V174H13L14 173V171H15ZM28 169V170H27ZM68 169V170H67ZM71 169V171H69ZM73 169H74V171H73ZM92 169V172L90 171ZM101 169V170H100ZM177 169H179V170H177ZM220 169V170H219ZM46 170H47V172H46ZM56 170V171H55ZM58 170V171H57ZM78 170V171H77ZM110 170V171H109ZM125 170V171H124ZM166 170V171H165ZM180 170L182 171V172H180ZM186 170V171H185ZM190 170V171H189ZM192 170V171H191ZM255 170V171H254ZM258 172H257V171ZM9 171V172H8ZM24 171H27L25 174L23 173ZM36 171V172H35ZM40 171H42L41 173H40ZM49 171V172H48ZM51 171V172H50ZM95 171H96V174H95ZM142 171V172H141ZM54 172V173H53ZM81 172V173H80ZM85 172V173H84ZM98 172V173H97ZM103 172V173H102ZM105 172V173H104ZM111 172L114 174L115 172H118V174L117 173H115V175H117V176H113V174L111 175ZM125 172V173H124ZM156 172V173H155ZM178 172V173H177ZM187 174H186V173ZM222 173L223 175H220V173ZM229 172V173H228ZM235 172V173H234ZM32 173V174H31ZM46 173V174H45ZM57 173V174H56ZM65 173H66V175H65ZM79 173V174H78ZM110 173V174H109ZM138 173V174H137ZM139 173H142V174H139ZM160 173V174H159ZM217 173H219V174H217ZM253 173V174H252ZM257 173H259V174H257ZM21 174H22V176H21ZM28 174V175H27ZM37 176H36V175ZM70 174V175H69ZM74 174H75V176H74ZM84 174V175H83ZM109 174V175H108ZM131 174V175H130ZM132 174H134V175H132ZM155 174H156V176H155ZM180 174V175H179ZM183 174V175H182ZM187 176H186V175ZM217 174V175H216ZM225 174V175H224ZM232 174V175H231ZM9 175V176H8ZM10 175H11V177H13L12 179H11V177H10ZM24 175H26V177L24 176ZM31 177H30V176ZM89 175V176H88ZM93 176V177H90V176ZM103 175V176H102ZM119 175V176H118ZM138 177H137V176ZM141 175V176H140ZM185 175V176H184ZM209 175H211V176H209ZM227 175V176H226ZM15 176V177H14ZM34 176V177H33ZM40 176V177H39ZM67 176V177H66ZM69 176V177H68ZM73 176V177H72ZM78 176V177H77ZM97 176H98V179L100 180L99 182L97 181L98 179H97ZM99 176H100V178H99ZM108 176H109V178H108ZM115 177V178H113V177ZM218 176V177H217ZM223 176H226V177H223ZM233 176H234V178H233ZM258 176H260V177H258ZM3 179H2V178ZM7 177H9V179L7 178ZM22 177H25L26 178V180H25V178H22ZM48 177V178H47ZM82 177H83V179L84 180H86V181H83V179H82ZM102 177V178H101ZM135 177V178H134ZM241 177V178H240ZM18 180H17V179ZM51 178V179H50ZM64 178V179H63ZM70 178L72 179L71 181H70ZM80 179V180H82V181H79V180H73V179ZM87 178V179H86ZM88 178H89V180H88ZM95 178H96V181L98 182H96L95 181ZM113 178V179H112ZM119 178V179H118ZM127 178V179H126ZM162 178V179H161ZM223 178H225V179H223ZM245 178V179H244ZM255 178L257 179V180H255ZM18 181H16V180ZM23 179V180H22ZM63 179V180H62ZM111 179V180H110ZM115 179V180H114ZM132 179V180H131ZM136 179V180H135ZM143 179H145V180H143ZM168 179V180H167ZM218 179V180H217ZM222 179H223V181H222ZM229 181H228V180ZM234 179H236L237 180V182H236V184H235V181L236 180H234ZM249 179V180H248ZM25 180V181H24ZM28 180V181H27ZM54 180V181H53ZM70 182H73V181H79L80 182V185L79 184H77V186L79 185V186H81V185H83L82 186V189L84 188V186H87L89 183V186L90 185H96L97 186V184H98V186H97V188L98 189H100V190H96L94 193H92L91 195H88L87 193H86V196L87 197H89L88 199H86L87 197L86 196H83L84 198L82 199L81 197L82 196H80L77 200H89L90 198V204H88V208H87V205L86 206H83L84 208L86 207V211L88 212H86L85 210H84V208L82 207V209H83V211H85V212H82V210L80 209H78V210H76V212H75V210L73 211V210H71L72 208H70V207H65V206H63V207H56L57 205H54L53 204V206L55 207H53V210H52V207H51V203H50V206H48V200H47V198L45 197V195H43L44 193H40L41 194V196L43 195V197H41L40 196V194H39V192H38V194L39 195H37V192H36V190L40 187L39 185L41 184V186H43L44 184H50V182H52L51 183V185L52 184H60V183H65V182H67V183H69V181ZM107 180V181H106ZM126 180H128L129 182H127ZM135 180V181H134ZM173 181V183H172V181ZM188 180V181H187ZM226 180V181H225ZM234 180V181H233ZM37 181V182H36ZM47 183H46V182ZM57 181H60L59 183H57ZM89 181V182H88ZM159 181H161V182H163V183H166V184H164V186H161V188H160V186L159 187H157L158 185H160L161 183L159 182ZM166 181V182H165ZM169 181H170V183H169ZM247 181V182H246ZM260 181V180H259ZM34 182V183H33ZM54 182V183H53ZM78 182V183H79ZM86 182V183H85ZM96 184H95V183ZM113 182V183H112ZM134 182V183H133ZM156 182V183H155ZM190 182H191V184H190ZM204 182V183H203ZM209 182V183H208ZM227 182V183H226ZM241 184H240V183ZM44 183V184H43ZM67 183H65V184H67ZM94 183V184H93ZM104 183V184H103ZM108 183V184H107ZM126 183H128V184H126ZM139 185H138V184ZM141 183V184H140ZM145 183V184H144ZM147 183V184H146ZM154 183V184H153ZM163 183L161 184V185H163ZM168 183V184H167ZM212 183H213V185H212ZM242 183H244V184H242ZM247 183H248V186H247ZM26 184V185H25ZM32 184V185H31ZM43 184V185H42ZM85 184V185H84ZM106 187V185H111L110 187H112V188H110L109 187V196H108V189L106 190V188L105 187H103V188H105V190L103 191L102 189V186L103 185ZM121 184V185H120ZM131 184H133V185H131ZM137 184V185H136ZM150 184V185H149ZM153 184V186H151ZM158 184V185H157ZM189 184V185H188ZM192 184H193V186H192ZM217 184V185H216ZM238 184V185H237ZM246 184V186H244ZM252 185L253 187L251 188V186L250 185ZM254 184H256V185H254ZM140 185H141V187H140ZM155 185H157V186H155ZM226 185V186H225ZM77 186H76V189L74 190V197H73V201L74 200H76V197H75V194H76V192H78L79 191V188H81V187H79L78 186V188H77ZM130 187V190H129V187ZM134 186V187H133ZM140 188H139V187ZM146 186H147V188H146ZM151 186V187H150ZM256 188H255V187ZM31 187H32V189H31ZM121 187V188H120ZM125 187V188H124ZM128 187V188H127ZM133 187V188H132ZM143 187V188H142ZM188 187H189V189H188ZM201 187V188H200ZM221 187V188H220ZM235 187V188H234ZM237 187V188H236ZM238 187H239V190H238ZM243 187V188H242ZM246 187V188H245ZM30 188V189H29ZM85 188H88V186L87 187H85ZM102 188V189H101ZM122 188H124L123 189V192L125 193H123L122 192ZM147 190L146 192H144L145 191V189ZM150 188V189H149ZM158 188V189H157ZM186 188V189H185ZM219 188V189H218ZM222 188H224V189H226V191H224ZM230 188V189H229ZM251 188V189H250ZM11 189H13V190H11ZM20 189V190H19ZM34 189V190H33ZM78 189V190H77ZM113 189V190H112ZM128 189V190H127ZM137 189V190H136ZM140 189H142V190H139ZM161 189V190H160ZM199 189V190H198ZM235 189V190H234ZM250 189V190H249ZM10 190V193L9 192H7V191H9ZM18 191V192H16V191ZM31 190H33V191H31ZM101 190H102V192H101ZM149 190H151L150 192H149ZM164 190V191H163ZM166 190H168L167 192H166ZM182 190H183V192H182ZM188 192H186V191ZM217 190V191H216ZM219 190H221V192L222 193H220V191ZM229 190V191H228ZM242 190V191H241ZM249 190V191H248ZM256 190V191H255ZM22 191V192H21ZM37 191H39V189L37 190ZM111 191L112 192H114L113 193V195H112V193H111ZM126 191L127 192H130V193H126ZM139 191V192H138ZM202 191V192H201ZM224 191V192H223ZM246 191H248V192H246ZM251 191H253V192H251ZM262 191V192H261ZM11 192H12V194H11ZM24 192V193H23ZM97 192V193H96ZM116 192V193H115ZM122 192V193H121ZM192 192H194V193H192ZM210 192H212V193H210ZM232 192V193H231ZM257 192V193H256ZM14 193H15V196H14ZM22 193V194H21ZM29 193V194H28ZM31 193V194H30ZM36 193V194H35ZM90 193V192H89ZM98 193H100V194H98ZM110 193H111V195H110ZM135 193V194H134ZM139 193V194H138ZM151 195H150V194ZM167 193H169V194H167ZM197 193V194H196ZM200 193L203 195H200ZM226 193H228L227 195H226ZM245 193V194H244ZM29 196H28V195ZM36 196H35V195ZM94 194V195H93ZM98 194V195H97ZM104 194V195H103ZM118 194V195H117ZM127 194V195H126ZM131 194H133V195H131ZM186 194V195H185ZM214 194V195H213ZM10 195H12V197L10 196ZM16 195H17V197H16ZM19 195V196H18ZM33 197H32V196ZM59 195V194H58ZM106 195V196H105ZM115 195H116V197H115ZM122 195V196H121ZM131 195V196H130ZM210 195L212 196V197H210ZM217 195V196H216ZM223 195V196H222ZM229 195V196H228ZM250 195V196H249ZM257 197H256V196ZM22 196V197H21ZM35 196V197H34ZM104 198H103V197ZM115 197V198H113V197ZM129 196V197H128ZM138 196V197H137ZM197 196V197H196ZM201 196H202V198H201ZM220 198H222V199H220ZM244 196V197H243ZM253 196V197H252ZM3 197H5V198H3ZM9 197H11L10 199H9ZM96 197V198H95ZM107 197V198H106ZM109 197V198H108ZM126 197V198H125ZM133 197V198H132ZM136 197V198H135ZM187 199H189V200H187ZM189 197V198H188ZM227 197V198H226ZM256 197V198H255ZM21 198V199H20ZM23 198V199H22ZM34 198V199H33ZM75 198V199H74ZM94 198V200H92ZM110 198H111V200H112V198L114 199V200H112V201H114V203L116 204V205H118V206H116V207H113V205H114V203H112L111 202V200H110ZM120 198H121V202H123V203H121L120 202ZM128 198H129V200H128ZM186 200H185V199ZM194 200H193V199ZM237 198V199H236ZM7 199V200H6ZM9 199V200H8ZM20 199V200H19ZM29 199V200H28ZM45 199V200H44ZM135 199V200H134ZM156 199V200H155ZM184 199V200H183ZM196 199H198L197 201H196ZM216 199L218 200V202H216ZM255 199H257V200H255ZM3 200V201H2ZM33 200V201H32ZM64 200V199H63ZM100 200H102L101 201V203H99L98 201H100ZM115 200H117V203H118V201L120 202V203H116V201ZM191 200H193V202H194V204L195 203H198V204H205V205H203V206H208L209 205V203H212L211 205L212 206H215L214 204H216V208L215 207H211L212 209H214V211H215V213H214V215H210L209 216V219H212V220H216V219H214V218H216V216H218L220 213V216H218V217H221L220 219L222 220V222H221V224L222 225H220V228H217V229H214V230H212L213 232H206L207 230H203L202 232L201 231H199V232H195L196 233V235L194 234V233H192V232H189V234H190V238H191V240H190V238H189V240H187V239H184V237H185V234H186V230H187V227H181L180 225H176V224H174V223H172L171 221L172 220H170V222H168V226L167 225H161L160 223L158 224V222L159 221H161V218H162V221L163 220H166V219H168L166 216H167V214L170 212L171 214H172V216H170L171 214L169 213L168 214V217L169 218H171V217H174V218H179L180 219V217H182L181 219H183L185 222L186 221H192V220H194V218L195 217H193V216H195L196 214H193V215H191V214H189L190 212L189 211H185V213L183 214L181 211H179V210H177V209H175V207L174 206H176V204H177V202L178 203H181V202H183V201H191ZM213 200V201H212ZM225 200V201H224ZM233 200H234V203H233ZM251 200V201H250ZM42 201H43V203H42ZM95 201L96 202H98V203H95ZM105 203H104V202ZM108 201V202H107ZM136 201V202H135ZM180 201V202H179ZM202 201V202H201ZM222 201V202H221ZM261 201V202H260ZM19 202H20V204H19ZM30 202H31V204H30ZM34 202V203H33ZM39 202V203H38ZM41 202V203H40ZM45 202V203H44ZM47 202V203H46ZM112 203V205L110 204V203ZM125 202V203H124ZM221 202V203H220ZM227 202V204H225ZM231 202V203H230ZM259 202V203H258ZM6 203L8 204V205H6ZM13 203H14V205H13ZM28 203V204H27ZM127 203V204H126ZM152 203V204H151ZM255 203H257V204H255ZM263 205H262V204ZM18 206H17V205ZM22 204V205H21ZM30 204V205H29ZM39 204V205H38ZM97 206V207H99V204H100V207H103L104 205V207H108L109 205H111L110 207L112 208H110L111 210H113V211H110V210H108L107 212L105 211V212H100V211H95V205ZM104 204V205H103ZM106 204H109V205H106ZM133 204V205H132ZM175 204V205H174ZM207 204V205H206ZM222 204H224V206H221ZM248 204V203H247ZM12 205V206H11ZM21 205V206H20ZM23 205H28L27 207H25V208H29V209H25L24 207H23ZM37 206V208H35L36 206ZM43 205V206H42ZM47 205V206H46ZM103 205V206H102ZM124 205V206H123ZM141 205V206H140ZM160 205V206H159ZM173 205V206H172ZM197 205V204H196ZM225 205H228L229 207L230 206H233V208L232 207H226ZM256 207H255V206ZM1 206H3V207H1ZM8 206H9V208H8ZM30 206V207H29ZM45 206V207H44ZM90 206V207H89ZM94 206V207H93ZM115 206V205H114ZM120 206H122V207H120ZM126 206V207H125ZM137 206L139 207H141V208H138V210H137ZM146 206V207H145ZM202 205H198V206H196V207H201ZM210 206V205H209ZM219 206H221V208L219 207ZM13 207V208H12ZM15 207V208H14ZM18 207H21V209H22V211H20L21 209L19 208V210H18ZM38 207H40L39 209H40V211H42V209L45 211V208H47L48 209V211L51 209V211H49V212H47L46 211V213H48L46 216H44V217H42V218H40V219H38V217L37 216H39L38 215V213H37V211L38 212H40L39 211V209H38ZM43 207V208H42ZM49 207V208H48ZM152 207V208H151ZM155 207V208H154ZM219 208V210L220 211H218V208ZM224 207H226V208H224ZM258 207V208H257ZM6 208H8L7 210H6ZM11 208V212H13V213H11L10 211H9V209ZM30 208H31V210H30ZM60 208V209H59ZM67 210H66V209ZM90 208H92V209H94V211L96 212H91V213H89L92 209H90ZM115 208V209H114ZM123 210H122V209ZM126 210H128V211H126ZM129 208V209H128ZM136 208V209H135ZM249 208V209H248ZM260 208H262V209H260ZM15 209V210H14ZM18 211H17V210ZM23 209H25V210H23ZM46 209V210H47ZM55 209L57 210V211H55ZM88 209H90V210H88ZM122 210V217H119V215L121 216V213L118 211V210ZM141 209V210H140ZM144 209V210H143ZM152 211H151V210ZM254 209V210H253ZM6 210V211H5ZM28 210V211H27ZM61 210V211H60ZM64 210V211H63ZM124 210H125V212H124ZM133 210H135L134 212H133ZM174 210V211H173ZM222 210V211H221ZM260 210V211H259ZM8 211V212H7ZM30 211H32V213L30 212ZM52 211H54V212H52ZM58 211H60V212H58ZM78 211V212H77ZM130 211V212H129ZM139 211H140V213H139ZM144 211V212H143ZM154 211V212H153ZM183 212H184V210H182ZM217 211V212H216ZM17 212V213H16ZM21 212L23 213V214H21ZM25 212H26V214L28 215H26L25 214ZM55 212H56V214H55ZM66 212V213H65ZM70 212H72L71 214H70ZM74 212V213H73ZM80 212H82L84 215L85 214H87V216H84V217H81V216H83V214L82 213H80ZM97 212H99V214H98V216H97ZM124 212V213H123ZM127 212H129V213H131V214H129V213H127ZM181 212V213H180ZM219 212V213H218ZM247 214H249L248 215V217H246L247 215H245L246 213ZM36 213V214H35ZM49 213H51V215H49ZM54 213V214H53ZM68 213H69V215H68ZM79 213V214H78ZM95 213V214H94ZM100 213H102V214H100ZM137 213V214H136ZM151 213V214H150ZM178 214L179 213V215L180 216H178V215H176V214ZM218 213V214H217ZM223 213V214H222ZM233 213H235L236 214V212H234L233 211ZM13 214V215H12ZM18 215V217H17V215ZM20 214V215H19ZM31 214L33 215V216H36V217H33V216H31ZM60 214H62V216H63V214H64V216L65 217H67V219H69V216H71L72 218L74 217V219L73 220H71V221H67L66 222V225H64L63 226V228L65 229V227H67L68 228V230H70V231H68V232H62L63 231V228H62V226L61 227H59V226H56L55 225V221L57 220L56 218H58L59 216H60ZM74 216H73V215ZM89 214L91 215V216H89ZM118 214V215H117ZM129 214V215H128ZM216 214V215H215ZM242 214V215H241ZM254 215V216H252V215ZM5 215V216H4ZM7 215V216H6ZM50 217H49V216ZM81 215V216H80ZM102 215H104V217L102 216ZM134 215V216H133ZM138 215V216H137ZM174 215H176V216H174ZM182 215V216H181ZM24 216H26V218H24ZM30 216V217H29ZM56 216V217H55ZM62 216H60L59 218H61ZM125 216V217H124ZM129 216H132V217H130L129 218ZM136 216V217H135ZM153 216V217H152ZM165 216V217H164ZM185 216V217H184ZM11 217H13V218H11ZM19 218V219H21L22 217V219H23V222L21 223V225L23 226H21L19 223V219H17V218ZM70 217V218H71ZM78 219H84L83 221H84V223H86V221L90 224V222L91 223H93L94 225H98L97 227H98V231L97 232H94V233H92V234H90L92 237H94V238H90L91 236H88L87 234L88 233H84V234H86L87 236H88V238L86 239V242L83 244H74V245H72L73 243H71L72 241H70V239H68V241L66 242V244H68V246L66 245V244H64V242L65 241H63V243H62V240L64 239H67L66 237L68 236H70V234H72V232L73 231H75V229H77V227H75L74 226V220H76V218ZM81 217V218H80ZM88 217H90L89 219H88ZM97 217V218H96ZM103 217V218H102ZM127 217V218H126ZM150 217V218H149ZM161 217V218H160ZM217 217V218H218ZM33 218H35V219H33ZM45 218V219H44ZM53 218H54V220L55 221H53ZM58 218V219H59ZM93 218V219H92ZM107 218H109V219H107ZM122 220H121V219ZM147 218V219H146ZM187 218V219H186ZM15 219H17V220H15ZM24 219H26V222H25V220ZM28 219H29V221H28ZM38 220V224H37V222H34V221H37ZM41 219H43V220H41ZM47 219V220H46ZM48 219H49V221H48ZM127 219H130V220H125ZM149 219V220H148ZM151 219V220H150ZM159 219V220H158ZM179 219H177V220H179ZM189 219V220H188ZM264 218L262 217V218H258V221H256V222H258V224H260V225H264V220H263ZM14 221V222H12V221ZM41 220V221H40ZM99 220V221H98ZM119 220H120V222H119ZM146 220H148V221H146ZM156 220H158V221H156ZM253 220V221H254ZM262 220H263V222H262ZM15 221H16V223H15ZM39 221L41 222V224L42 223H44V224H42V225H40V223H39ZM45 221H47V222H45ZM97 221V222H96ZM110 221H111V223H110ZM123 221H125L124 223H123ZM146 221V222H145ZM2 222V223H1ZM19 222V223H18ZM27 224V226L25 227V223ZM28 222V223H27ZM50 222H52V224L50 223ZM71 222H73V225H72V223ZM128 222V223H127ZM139 222V223H138ZM34 223L35 224H37V226H34ZM47 223H49V224H47L48 225V227H47V229H46V224ZM97 223V224H96ZM106 223V224H105ZM121 224V225H119L120 227L118 228V224ZM143 223H145V224H143ZM13 224V225H12ZM18 224L20 225V226H18ZM30 224V225H29ZM31 224H33V225H31ZM71 224V225H70ZM128 224H137V225H139V226H141L142 227V225H144L143 227H142V231H143V229H144V227H145V229H144V231L142 232V231H136L134 234L135 235H137V234H139V235H137L136 236V238H132L131 240L130 239H124V236L123 237H121L122 235H120V234H116V233H113V232H111L112 230H117L118 232L120 231V229H121V227L122 228H125V227H127L128 226ZM149 224V225H148ZM9 225H10V228H8L9 227ZM45 225V226H44ZM53 225V226H52ZM105 225V226H104ZM8 226V227H7ZM31 226V227H30ZM32 226L34 227V230L32 229ZM42 227V228H39V227ZM49 226H50V228H49ZM54 228V226H55V229H52V227ZM69 226H70V228H69ZM72 226V227H71ZM109 228H108V227ZM114 226H116V227H114ZM125 226V227H124ZM173 226V227H172ZM175 226H176V228H175ZM178 226V227H177ZM25 227V228H24ZM28 227V228H27ZM30 227V228H29ZM58 227V228H57ZM114 227V228H113ZM4 228H6L5 230H2V229ZM17 228V229H16ZM39 228V229H38ZM60 228H62L61 230H60ZM66 228V229H67ZM104 228H106V229H104ZM112 228V229H111ZM146 228H147V230L148 231H146ZM155 228H157V229H155ZM168 228V229H167ZM173 228V229H172ZM175 228V229H174ZM13 229L15 230V231H13ZM38 229V230H37ZM50 229V230H49ZM55 230V231H52V230ZM56 229H58V231H59V233H58V231H56ZM100 229H102V230H100ZM108 229V230H107ZM160 229V230H159ZM20 230H21V235H20ZM29 230V231H28ZM32 230H33V234H32ZM37 230V231H36ZM43 230V231H42ZM103 230H104V232H103ZM109 230H111V231H109ZM176 230V231H175ZM179 230V231H178ZM185 230V231H184ZM3 231V232H2ZM6 232V234H5V232ZM8 231V232H7ZM15 232V233H11V232ZM34 231H35V233H34ZM47 231V232H46ZM51 231V232H50ZM61 231V232H60ZM109 231V232H108ZM214 231H215V233H214ZM17 232V233H16ZM24 232H25V234H24ZM29 232V234H27V233ZM30 232H31V234H32V236H34V237H32L31 236V234H30ZM42 232V233H41ZM56 232V233H55ZM107 232H108V234H107ZM111 232V233H110ZM138 232V233H137ZM142 232V233H141ZM177 232V233H176ZM206 234H205V233ZM222 232V233H221ZM5 235H4V234ZM11 233V234H10ZM40 233V234H39ZM46 233H47V235H46ZM51 233H55V236H54V234H51ZM57 233L59 234V235H57ZM62 233H64V234H62ZM66 233H70V234H67V236H66ZM96 233V235H94ZM98 233H100V234H98ZM109 233L110 234H116L115 236L113 235V236H110L109 235ZM144 233H145V235H144ZM154 233V234H153ZM155 233L156 234H159L160 235V237L162 238V239H160V241L158 240H156L155 239V237H153V236H155ZM181 233V234H180ZM188 233V232H187ZM192 233V234H191ZM2 234V235H1ZM8 234V235H7ZM16 234H19V236L18 235H16ZM24 234V235H23ZM27 234V235H26ZM38 234V235H37ZM52 236H51V235ZM63 236H62V235ZM141 234V235H140ZM162 234V235H161ZM177 234V235H176ZM198 234H200V235H198ZM39 235H40V237H39ZM94 235V236H93ZM107 235H109V237L107 236ZM193 235V236H192ZM195 235V236H194ZM205 235L207 236V237H205ZM213 235H215V236H213ZM217 235V236H216ZM248 235H250V236H248V237H250V238H252V239H255L256 240V242L258 243V242H260L259 241V239H260V237L259 236H257V234L256 233H253V232H249L248 233ZM254 235V236H253ZM2 236V237H1ZM8 236V237H7ZM12 236H14L15 237V239H14V237H12ZM16 236H17V238H16ZM57 236V237H56ZM65 236V237H64ZM167 236V237H166ZM198 236V237H197ZM211 236H213V238L211 237ZM30 237H31V239H30ZM52 237V238H51ZM101 237V238H100ZM115 237V238H114ZM119 239H118V238ZM137 237H139L138 239H137ZM169 237V238H168ZM174 237V238H173ZM201 237V238H200ZM203 237H204V239H203ZM7 240H6V239ZM11 238V239H10ZM19 238H21V239H19ZM40 240H39V239ZM44 238V239H43ZM62 238V239H61ZM124 240H123V239ZM171 238V239H170ZM182 238V239H181ZM194 238V239H193ZM206 238V239H205ZM211 238H212V240H211ZM10 239V240H9ZM13 239V240H12ZM17 239V240H16ZM33 239V240H32ZM38 241H37V240ZM49 239V240H48ZM56 239H58V240H56ZM106 239V240H105ZM109 239V240H108ZM112 239V240H111ZM120 239H122V241L120 240ZM135 239V240H134ZM140 239V240H139ZM156 241H155V240ZM167 239V240H166ZM209 239V240H208ZM12 240V241H11ZM15 240V241H14ZM36 240V241H35ZM61 240V241H60ZM99 241V243H98V241ZM130 240V241H129ZM166 240V241H165ZM176 240V241H175ZM193 240V241H192ZM202 240V241H201ZM208 240V241H207ZM261 240V239H260ZM14 241V242H13ZM43 241V242H42ZM58 242V245H57V242ZM70 241V242H69ZM113 241V242H112ZM129 241V242H128ZM132 241V242H131ZM139 241V242H138ZM170 241V242H169ZM183 241V242H182ZM184 241H185V244H184ZM204 241V242H203ZM211 241V242H210ZM11 242H12V244H11ZM93 242V243H92ZM108 242V243H107ZM111 242V243H110ZM118 242V243H117ZM120 242H122V243H120ZM136 242H137V244H136ZM141 242V243H140ZM155 242H156V244H155ZM159 242V243H158ZM172 242H177V244L178 245H175V243H173V245L171 246V243ZM187 242V243H186ZM190 242V243H189ZM4 243V244H3ZM52 243V244H51ZM152 243H154V244H152ZM159 245H158V244ZM3 244V245H2ZM17 246H15V245ZM54 244H56V245H54ZM61 244V245H60ZM87 244V245H86ZM114 244V245H113ZM128 244V245H127ZM133 244H135V245H133ZM141 246H139V245ZM147 244H148V246H147ZM151 244V245H150ZM179 244H180V246H179ZM183 246H182V245ZM191 244H193V245H191ZM214 244V243H213ZM13 245V246H12ZM62 245H64L63 247L64 248H62L61 246ZM70 245V246H69ZM81 245H83L82 247H80ZM90 245V246H89ZM107 245V246H106ZM119 245V246H118ZM121 245H122V248H121ZM156 245H157V247H156ZM195 245L197 246V247H195ZM3 246V247H2ZM35 247V249H33L34 247ZM42 246V250H41V247ZM52 246H54V247H52ZM58 246V247H57ZM95 246V247H94ZM115 246V247H114ZM123 246H125V247H123ZM135 246H136V249H138V250H134V256L132 257L131 255H129L128 253H125V252H123L124 250V248H126V249H129V250H131V252H133V249L135 248ZM137 246H138V248H137ZM143 246V247H142ZM152 246H153V248H152ZM185 246V247H184ZM37 247H39V248H37ZM50 247V248H49ZM52 247V248H51ZM86 247V248H85ZM118 247H119V250H118ZM128 247V248H127ZM132 247H133V249H132ZM160 247V248H159ZM171 247V248H170ZM179 247V248H178ZM182 247H183V249H185V250H181L180 251V249H182ZM187 247H189V248H187ZM19 248H20V250L22 251H19ZM23 248V249H22ZM46 248V249H45ZM62 248V249H61ZM78 248V249H77ZM98 248V249H97ZM105 248V249H104ZM115 248V249H114ZM141 248V249H140ZM146 248H148V250L146 249ZM152 248V249H151ZM168 248V249H167ZM170 248V249H169ZM191 248H192V250H191ZM238 248H240V251H242L241 250V244H239V245H237L236 247H234V249L232 248V251H235V253H238V252H240L239 251V249ZM56 249V250H55ZM96 251H95V250ZM125 249V250H126ZM174 249V250H175ZM190 249V250H189ZM236 249V250H235ZM25 250V251H24ZM30 250V251H29ZM39 250V251H38ZM44 250H46V252H44ZM57 250H58V252H57ZM60 250V251H59ZM107 252H106V251ZM147 250V253H145L144 251H146ZM154 250V251H155ZM2 251H4V252H2ZM41 251H43L42 253H41ZM65 251V252H64ZM67 251V252H66ZM94 252L95 254H94V256L92 257L91 255H89V256H91V257H87L88 256V252ZM119 251V252H118ZM137 253H136V252ZM140 251V252H139ZM160 251V250H159ZM158 251V252H159ZM184 251V252H183ZM195 253H194V252ZM197 251V252H196ZM2 252V253H1ZM7 252V253H6ZM50 252H53L52 254L53 255H55L54 257H55V259H53L54 257H52V255L50 256L49 254H50ZM82 252V253H81ZM98 252V253H97ZM105 252V253H104ZM110 252H111V254H110ZM122 252V253H121ZM141 253V256H140V254L139 253ZM143 252H144V254H143ZM148 252L152 255V258H151V255H149L150 257L148 258V261L146 260L147 259V257H144V256H147L148 255ZM199 252V253H198ZM202 252V253H201ZM212 252V253H211ZM28 253V254H27ZM35 253V254H34ZM49 253V254H48ZM111 256H109L108 254ZM119 254V256L121 255L122 257H123V253H125V255L126 256H128L127 257V261H125V262H122L121 260V258L118 256V254ZM156 253V254H155ZM179 253V254H178ZM188 253V254H187ZM192 253V254H191ZM198 253V254H197ZM46 254H48V256L45 255ZM87 254V255H86ZM102 254V255H101ZM146 254V255H145ZM155 254V255H154ZM197 256H196V255ZM203 254V255H202ZM29 255V256H28ZM34 255V256H33ZM38 255V256H37ZM41 255V256H40ZM62 255H59V256H62ZM86 255V256H85ZM108 255V256H107ZM180 255H181V258H179L180 257ZM194 255H195V257H194ZM8 256V257H7ZM58 256V257H59ZM140 256V257H139ZM199 256V257H198ZM86 257V258H85ZM102 257H104V258H102ZM113 257V258H112ZM138 257V258H137ZM143 257V258H142ZM183 257V258H182ZM189 257V258H188ZM191 257H193V258H191ZM204 257V258H203ZM206 257V258H205ZM213 257V258H212ZM8 258V259H7ZM42 258V259H41ZM45 258V259H44ZM47 258V259H46ZM94 258V259H93ZM102 258V259H101ZM115 258V259H114ZM116 258H118V260L116 259ZM140 258V259H139ZM151 258V259H150ZM200 258H203L202 260H200ZM85 259V260H84ZM96 259V260H95ZM107 259V260H106ZM121 259V260H120ZM129 259H130V261H129ZM137 259V260H136ZM154 259H156L155 261H154ZM183 259V260H182ZM193 259H195V260H193ZM196 259H198V261L196 260ZM8 260V261H7ZM50 260V261H49ZM52 260V261H51ZM134 260V261H133ZM164 262H163V261ZM92 261V262H91ZM93 261H95V262H93ZM110 261V262H111ZM161 261H162V263H161ZM194 261V263H192ZM197 261V262H196ZM200 261H201V263H200ZM206 261V262H207ZM57 262V263H56ZM84 262V263H83ZM112 262H111V264H112ZM154 262V263H153ZM157 262V263H156ZM149 263V264H150ZM184 263V264H185ZM3 264V263H2ZM190 264V263H189Z\"/></svg>",
	"mask_w": 264,
	"mask_h": 264
},
{
	"label": "bare ground",
	"instance_id": "obj_2",
	"mask_svg": "<svg viewBox=\"0 0 264 264\" xmlns=\"http://www.w3.org/2000/svg\"><path fill=\"white\" fill-rule=\"evenodd\" d=\"M21 1H22V0H0V10L5 8V11H4L2 14L4 15V13L6 12V7H8V6L11 7L10 9L13 11V14L16 13V10H17V13H18V9H19V7L16 6V5H15V6H11V5H14V3H18V4H20ZM25 1H26V0H25ZM25 1H24V4H25ZM34 1H36V0H34ZM45 1L47 2V0H45ZM48 1H49V0H48ZM57 1H58V0H57ZM89 1H90V0H82L81 3H83V4H85V5L88 3V4L91 5L92 1H91L90 3H89ZM144 1H145V0H144ZM152 1H153L154 3H156V1L158 2L159 0H150V2H151L150 4H152ZM174 1H175V0H174ZM192 1H194V0H192ZM226 1H227V0H226ZM235 1H236V0H235ZM242 1H243V0H241L240 2H242ZM30 2H31V0H30ZM43 2H44V1H43ZM55 2H56V1H55ZM55 2H54V3H55ZM105 2H106V1H105ZM134 2H135V4L139 3L140 5H142V4L144 3L143 0H141V3H140L139 0H135V1L133 0V3H134ZM145 2L147 3V1H145ZM164 2H165V4H167V5L169 4V3H168V2H169L168 0H165ZM195 2H196V0H195ZM227 2H228V1H227ZM230 2H231V1H230ZM240 2H239V3H240ZM22 3H23V2H22ZM32 3H33V1H32ZM32 3H31L30 5H32ZM34 3H36V2H34ZM39 3H40V2H39ZM79 3H80V2H79ZM106 3H107V2H106ZM133 3H131L132 6H134ZM228 3H229V2H228ZM228 3H226V4H228ZM231 3H232V2H231ZM235 3H236V2H235ZM239 3H238V4H239ZM246 3H248V2H246ZM246 3H245V4H246ZM256 3H257V2H256ZM259 3H260V2H259ZM18 4H17V5H18ZM48 4H49V3H48ZM56 4H57V3H56ZM131 4H130V5H131ZM170 4H171V3H170ZM174 4H176V2H175ZM252 4H253V2H252ZM252 4H251V5H252ZM263 4H264V3H263ZM28 5H29V3H28ZM28 5H27V6H28ZM37 5H38V4H37ZM37 5H36V6H37ZM39 5H40V4H39ZM49 5H51V4H49ZM78 5H80V4H78ZM81 5H82V4H81ZM90 5L88 6L89 8H90ZM105 5H106V4H105ZM126 5H127V4H126ZM143 5H144V4H143ZM143 5H142V6H143ZM154 5H155V4H154ZM159 5H160V4H159ZM161 5H162V4H161ZM204 5H205V4H204ZM210 5H211V4H210ZM19 6H20V5H19ZM36 6H34V7H36ZM46 6H47V4H46ZM82 6H83V5H82ZM82 6H81V7H82ZM136 6H137V5H136ZM149 6H150V5H149ZM157 6H158V5H157ZM163 6H164V5H163ZM201 6H202V5H201ZM225 6H228V5H223V7H225ZM239 6L242 7L241 4H240ZM262 6H263V5H262ZM23 7H24V6H23ZM56 7H57V5H56ZM56 7H55V8H56ZM65 7H66V6H65ZM74 7H75V6H74ZM78 7H79V6H78ZM85 7H86V6H85ZM102 7H103V6H102ZM105 7H106V6H105ZM105 7H104V8H105ZM124 7H125V5H124ZM138 7H139V5H138ZM150 7H151V6H150ZM150 7H149V9L147 8L146 10L142 11L139 15H137V14H138V13H137L136 16L133 15L134 13H133V14H128V15L126 14V15L122 16L123 18L121 17V18H122L121 21H117V22H116V17H113V18L111 17V19H110L109 21H110L113 25H116V23H117L122 29H124L126 26L130 25L131 23H132L133 26H131L130 29H129L128 31H125L126 35H125L124 38L127 39V40H126L127 43L125 42L126 45H122V43L120 44L121 41H119V43L115 41L116 44L112 42L113 45L115 44L114 46H113L112 44H109V46H107V47L105 48V50H106V52H110V51H112L113 49L115 50V49H117V48H124V51L127 52L128 49H129V51H130V48H129V47H128L127 50L125 49L127 46H130V45H131V48H132V46H138V47H139L141 44H143V45H145V46H146V45H150V44H152L153 41H155L156 38H158L159 40H158V39H157V40H158L159 42H157V43H158V44L160 43V44L164 45V46L167 47L169 50H168V52H165V51H163V50H159L157 53L160 54V55H163V56L165 55V57H166V55H167V56L169 57L168 59H169V60H170V59H173V61H171V62L168 61L169 63H171V66H170V67H168V68H164V69H162V68H157V69H156V68L154 67V70H152L151 73H152L153 76H155V77H157V78H158V77H163L164 75L168 74V77L166 76L165 79H167V80L173 82V80H175V78H177V77L179 78L180 76H182V75H178V74H177V75H175V74L170 75V74H171V72H172V71H171V69H172V65H174V63H176V60H177L178 58L180 59L182 56H184L183 53H185V52H182L183 48L188 47V45H191V44H193L194 42H198V41H201V43H202V42H205L206 39H207L206 36H208L207 33H209V31H208L207 28H206L207 31H205V32H206V33H205V32H203L204 30H203V31L199 30V28L197 27L198 25H196V24H192L191 21H190V23L187 22V21H186L187 19L185 20V17H186V18H187V17H190L193 13L191 14V13H189L190 11L188 12V11H186V10L183 12L182 9H181V11L183 12V13H182L183 15H182V14H181V15H182V16L185 15V17H184V21H183V20H178V21H176V19H175V20L168 19V20H166L165 22H163V21H160V20L157 19L156 21L154 20V22H152V20L150 19L151 22H152L151 24H152V25L154 26V28H155V30H153L154 33H152V32H151V33H150V32H147L144 28H143V30H142V29H141V25L143 26V24L145 23V21H146L147 19H149V17L154 13L153 10H152ZM154 7H156V6H154ZM154 7H153V8H154ZM158 7H161V6H158ZM165 7H166V6H165ZM167 7H168V6H167ZM203 7H204V6H203ZM209 7H210V6H208V8H209ZM243 7H244V6H243ZM250 7H251V6H250ZM258 7H259V6H258ZM17 8H18V9H17ZM24 8H25V7H24ZM24 8H23V9H24ZM96 8H97V6H96ZM98 8H100V7L98 6ZM98 8H97V9H98ZM131 8H132V7H131ZM163 8H164V7H163ZM196 8H199V6L196 7ZM225 8H227V7H225ZM230 8H231V7H230ZM235 8H236V7H235ZM239 8H240V7H239ZM254 8H256V7H254ZM48 9H49V7H48ZM73 9H75V8H73ZM73 9L70 8V11L73 10ZM76 9H77V8H76ZM100 9H101V8H100ZM100 9H99V10H100ZM123 9H124V8H123ZM156 9H158V8H156ZM173 9H174V8H173ZM222 9H223V8H222ZM250 9H251V8H250ZM250 9H249V10H250ZM257 9H258V8H257ZM257 9H256V10H257ZM7 10L9 11V9H7ZM39 10H42V9H39ZM46 10H47V9H46ZM52 10H53V9L50 8V11H51V12H52ZM63 10H64V9H62L61 11H63ZM77 10H78V9H77ZM90 10L93 11L92 9H90ZM174 10H175V9H174ZM198 10H199V9H198ZM200 10H201V9H200ZM224 10H225V9H224ZM239 10H240V9H239ZM25 11H26V13H27L28 10L25 9ZM36 11H37V10H36ZM53 11H54V10H53ZM57 11H58V10H57ZM59 11H60V10H59ZM64 11H65V10H64ZM97 11H98V10H97ZM155 11H156V10H155ZM159 11H160V10H159ZM175 11H176V10H175ZM208 11H209V10H208ZM237 11H238V10H237ZM237 11H236V12H237ZM245 11H246V9H245ZM9 12H10V11H9ZM9 12H6V13H7V16H10V15H8ZM19 12H21V9H20ZM29 12H31V11H29ZM37 12H38V11H37ZM37 12H36V14H38ZM51 12H50V13H51ZM72 12H73V11H72ZM82 12H83V11H81V13H82ZM114 12H115V11H114ZM160 12H161V11H160ZM160 12H159V13H160ZM202 12H203V11H202ZM206 12H207V11H206ZM234 12H235V11H234ZM257 12H258V11H257ZM260 12H261V11H260ZM6 13H5V14H6ZM56 13H57V12L55 11V14H56ZM60 13H61V12H60ZM64 13H65V12H63V15L61 14V16H64ZM84 13H85V12H84ZM127 13H128V12H127ZM129 13H130V12H129ZM239 13H240V12H239ZM239 13H238V14H239ZM254 13H255V12H254ZM0 14H1V12H0ZM20 14H22V13H19V15H20ZM29 14H30V13H29ZM32 14H33V12H32ZM32 14H31V15H32ZM51 14H52V13H51ZM58 14H59V13H58ZM82 14H83V13H82ZM90 14H91V13H90ZM166 14H167V13H166ZM11 15H12V14H11ZM19 15H18V17H17V22H18V21H21V20H19V19H22V18H25V17L28 18L27 15L24 16V17H22V16L20 15L22 18H19V17H20ZM31 15H30V16H31ZM40 15H43L44 17H48L49 19H51V20L53 21V23H56V22H54V21H55V17H56L55 15H53V16H51V15L48 16L49 13H48L47 11H41V12H40ZM65 15H66V14H65ZM84 15H85V14H84ZM84 15H82L81 20L78 21L77 27L75 26V24H73V25L75 26V28L78 29V32H79V30H80L81 28H84V26H85L86 24L88 25L87 20H84V17H86V16H88V15H85V16H84ZM154 15H155V13H154ZM160 15H161V14H160ZM239 15H240V14H239ZM241 15H242V14H241ZM254 15H256V14H254ZM261 15H264V14L261 13ZM4 16H5V18L7 17L6 15H4ZM33 16H34V14L32 15V17H33ZM108 16H109V15H108ZM108 16H107V17H108ZM110 16H111V14H110ZM115 16H116V15H115ZM161 16H162V15H161ZM161 16H159V17L163 19L164 15H163V17H161ZM193 16H195V15L193 14ZM2 17H3V16H2ZM10 17H11V16H10ZM12 17H13V16H12ZM32 17H31V18H32ZM66 17H67V16H66ZM159 17H158V18H159ZM165 17H166V16H165ZM243 17H244V16H243ZM243 17H242V19H241V17H240L241 20L237 19L238 22L235 21V22H237V26H238L239 24H241L240 29L242 28V24L245 23V20H244V19L247 18V17H245V18L243 19ZM257 17H258V16H257ZM259 17H260V15H259ZM262 17H264V16H261V18H262ZM0 18H1V16H0ZM8 18H9V17H8ZM33 18H35V16H34ZM37 18H38V16H37ZM39 18L41 19L40 16H39ZM58 18H59V17H58ZM58 18H57V19H58ZM63 18H64V17H63ZM78 18H79V17H78ZM88 18H89V17H88ZM109 18H110V17H109ZM118 18H119V17H118ZM252 18H253V17H252ZM9 19H10V18H9ZM11 19H12V18H11ZM11 19H10V21H11ZM45 19H46V18H45ZM86 19H87V18H86ZM90 19H92V18H90ZM106 19H107V18H106ZM254 19H255V17H254ZM258 19H259V18H258ZM262 19H263V18H262ZM0 20H1V19H0ZM3 20H4V19H3ZM3 20H2V21H3ZM22 20H23V19H22ZM60 20L62 21V19H60ZM60 20H59V21H60ZM88 20H89V19H88ZM93 20H94V19H93ZM203 20H205V18H203ZM255 20H256V19H255ZM5 21H6V20H5ZM5 21H4V24H7V25H8V23H6ZM13 21H14V18H13ZM24 21H25V20H24ZM41 21H42V20H41ZM106 21H107V20H106ZM230 21H231V20H230ZM262 21H263V20H262ZM30 22H31V21H30ZM30 22H28L29 25H32L33 23L30 24ZM33 22H34V21H33ZM74 22L76 23V21H74ZM90 22H91V21H90ZM94 22H95V21H94ZM107 22H108V21H107ZM107 22H106V23H107ZM110 22H108V24H109ZM224 22H226V21H224ZM224 22H223V23H224ZM246 22H248V21L246 20ZM263 22H264V21H263ZM34 23H35V22H34ZM36 23H37V21H36ZM47 23H48V22H47ZM57 23H58V22H57ZM91 23H93V21H92ZM146 23H147V22H146ZM203 23H204V22H203ZM205 23H206V22H205ZM238 23H239V24H238ZM0 24H1V22H0ZM13 24L15 25V23H13V22H12V24H10L11 27H12ZM18 24H19V23H17V26H18ZM50 24H51V23H50ZM58 24H60V23H58ZM93 24H94V23H93ZM101 24H102V23H101ZM229 24H230V23H229ZM2 25H3V24H1L0 27H2ZM19 25H20V24H19ZM24 25H26V24H24ZM27 25H28V24H27ZM36 25H37V24H36ZM43 25H44V24H43ZM43 25H42V26H43ZM45 25H46V24H45ZM45 25L43 26V28L45 27ZM47 25H48V24H47ZM66 25H67V23H66ZM66 25H65V26H66ZM70 25H71V24H70ZM73 25H72V26H73ZM94 25H96V24H94ZM219 25H220V24H219ZM230 25H231V24H230ZM244 25L246 26V24H244ZM22 26H23V25H22ZM22 26H21V28H18V27H17L16 30H17V31H18V30H22V32H23L24 34L27 35V37H26L25 40H24V39H15V37H13L14 34H15V32L13 31V33L11 34L12 30H14V29H12V30H11V28H10V29H7L5 26H3V27H5L6 30H7V32H5V33H8V32L10 33V34H9V33L7 34V35H9V36H8V38H9V44L14 43V45H16V47H18V48H19V47L24 48V47H25V46H24V44H25L24 42H25V41H27V43H29V41H32L33 43H34V42H38V43H39V42H41V41H43L44 44L47 43V42L50 43V41H46L47 38H46V40H45V39H42V38L40 37V35L43 34L44 32H43V33H40V35H39V31H40V30H37V31H38V35L36 34L37 31L35 32V34L33 33L34 35H29L31 32H33V31L31 30V28H29V27H27V26H26V27H25V26L22 27ZM32 26H33V25H32ZM32 26H31V27H32ZM37 26H38V25H37ZM48 26H49V25H48ZM51 26H52V25H51ZM53 26H55V24H54ZM67 26H68V25H67ZM206 26H207V25H206ZM210 26H212V25H210ZM215 26H216V24H215ZM225 26H227V25H225ZM225 26H224V27H225ZM231 26H232V25H231ZM235 26H236V23H235ZM235 26H234V27H235ZM237 26H236V27H237ZM3 27H2V29H0V30H2V32H3V30L5 29V28H3ZM13 27L15 28V26H13ZM13 27H12V28H13ZM19 27H20V26H19ZM49 27H50V26H49ZM55 27H56V26H55ZM69 27L71 28V26H69ZM88 27H89V28H94V26H92V25H90V26H88ZM100 27H101V26H100ZM128 27H129V26H128ZM220 27H221V26H220ZM243 27H244V26H243ZM38 28H39V27H38ZM59 28H60V27H59ZM66 28H67V27H66ZM89 28H87V29H89ZM97 28H98V27H97ZM118 28H119V27H118ZM131 28H132V29H131ZM33 29H34V28H33ZM36 29H37V28H36ZM39 29H40V28H39ZM46 29H48V27H47ZM51 29H52V27H51ZM57 29H58V28H57ZM57 29H56V30H57ZM72 29H74V28H72ZM72 29L69 30V31L72 32V31H73ZM77 29H76V30H77ZM85 29H86V28H85ZM98 29H99V28H98ZM213 29H214V28H213ZM213 29L211 28V31H213ZM231 29H232V27H231ZM231 29H229V31H230ZM65 30H66V29H65ZM74 30H75V29H74ZM76 30H75V31H76ZM91 30H93V29H91ZM126 30H127V29H126ZM144 30H145V31H144ZM236 30H237V29H236ZM4 31H5V30H4ZM44 31H46V30H44ZM82 31H83V29H82ZM227 31H228V30H227ZM231 31H232V30H231ZM237 31H239V28H238ZM241 31H242V30H241ZM0 32H1V31H0ZM88 32H89V31L87 30V33H88ZM90 32H91V34H92V31H90ZM90 32H89V33H90ZM94 32H95V29H94L93 33H94ZM96 32H97V31H96ZM96 32H95V33H96ZM123 32H124V31H123ZM217 32H218V31H217ZM5 33H4V37H3V39L6 38ZM60 33H61V32H60ZM67 33H69V32L67 31ZM67 33H66V35H65L64 33H62V34L66 37V36H69V35H67ZM212 33H213V32H212ZM219 33L221 34V32H219ZM227 33H228V32H227ZM2 34H3V33H2ZM16 35H17V37H18V34H17V33L15 34V36H16ZM58 35H59V34H58ZM60 35H61V34H60ZM60 35H59V39H60V37H61ZM75 35H76V34H75ZM87 35H89V34H87ZM92 35H94V34H92ZM174 35H179L180 38H179L178 40L174 41ZM218 35H219V34H218ZM221 35H222V34H221ZM230 35H231V34H230ZM22 36H23V35H22ZM24 36H25V35H24ZM55 36H56V35H55ZM90 36H91V35H90ZM130 36H131V37H130ZM209 36H210V35H209ZM223 36H224V34H223ZM227 36H228V35H227ZM238 36H239V35H238ZM11 37H13L15 40H13ZM57 37H58V36H57ZM57 37H55L56 39L54 38L56 41H58V42H55V45L57 46V48L60 49V52H58V53H61V50L65 51V50L67 49V48L65 49V45H66V43H67V42H66L67 40H66V38H65V40H66V41H65V40H64V37H63V40H62V41H59V39H57ZM74 37L76 38V37H78V36H74ZM79 37H80V36H79ZM81 37H82V36H81ZM91 37H92V36H91ZM104 37H105V36H104ZM117 37H118V36H117ZM119 37H120V36H119ZM119 37H118V38H119ZM129 37H130V38H129ZM212 37H214V36H212ZM218 37H219V36H218ZM220 37H221V36H220ZM236 37H237V36H236ZM0 38H1V37H0ZM8 38H6L5 40L8 41ZM43 38H44V37H43ZM68 38H69V37H68ZM75 38H74V39H75ZM85 38H86V37H85ZM221 38H224V37H221ZM242 38H243V37H242ZM256 38H257V37H256ZM76 39H77V38H76ZM80 39H81V38H80ZM83 39H84V38H83ZM88 39H89V38H88ZM103 39H104V38H103ZM107 39H108V38H107ZM219 39H220V38H219ZM236 39H237V38H236ZM260 39H261V38H260ZM11 40H12V41H11ZM68 40L70 41V38H69ZM71 40H72V38H71ZM109 40H110V41H113V40H111V39H109ZM116 40H117V39H116ZM123 40H124V39H123ZM210 40H211V39H210ZM227 40H228V39H227ZM240 40H242V39L240 38ZM249 40H250V39H249ZM255 40L258 41L257 39H255ZM69 41H68V42H69ZM75 41H76V40H75ZM82 41H83V40H82ZM86 41H87V40H86ZM89 41H90V40H89ZM100 41L103 42L102 40H100ZM106 41H107V40H106ZM225 41H226V40H225ZM243 41H244V40H243ZM71 42H74V41L72 40ZM122 42H123V41H122ZM227 42H228V41H227ZM230 42H231V41H230ZM230 42H229V43H230ZM233 42H234V41H233ZM247 42H249V41H245L244 44L242 43L243 45H240V46H246V45H247ZM259 42H260V41H258L257 44H258ZM262 42H263V40H262ZM33 43H32V44H33ZM43 43H42V46H43ZM103 43H104V42H103ZM206 43H207V42H206ZM221 43H222V42H221ZM245 43H246V45H245ZM249 43H250V42H249ZM255 43H256V42H255ZM7 44H8V43H7ZM50 44H53V43L51 42ZM77 44H78V40H77ZM79 44H80V42H79ZM100 44H101V43L95 44L94 46H88V44L86 43V46H87V47H86V50L89 51V52H87V53L89 54V53H90L91 51H93V50H97L98 48L100 49V48L102 47V45L100 46ZM128 44H129V45H128ZM195 44H196V43H195ZM211 44H212V42H211ZM239 44H240V43H239ZM251 44H252V42H251ZM253 44H254V41H253ZM253 44H252V45H253ZM260 44H262V43H260ZM0 45H1V44H0ZM3 45H4V43H3V41H2V46H1V47H3ZM34 45H35V44H34ZM34 45H33V46H34ZM53 45H54V44H53ZM69 45H70V44H67L66 47H68ZM74 45H75V42H74ZM74 45H73V47H75V48H72V50H74V49H77V50H78V48L76 47V45H75V46H74ZM83 45H84V47H85V44H83ZM83 45H81V46L83 47ZM89 45H90V44H89ZM103 45H104V44H103ZM107 45H108V43H107ZM199 45H200V44H199ZM249 45H250V44H249ZM249 45H248L247 47H249ZM252 45H250V46H252ZM254 45H255V44H254ZM254 45H253V47H254ZM12 46H13V45H12ZM23 46H24V47H23ZM38 46H39V45H38ZM78 46H79V45H78ZM81 46H79V47H81ZM116 46H117V48H116ZM195 46H196V45H195ZM204 46H205V45H204ZM208 46H209V45H208ZM231 46H233V43L226 44V45L224 46V47H225V50H227V49L230 48ZM240 46H239V47H240ZM260 46H262V45H260ZM260 46H259V47H260ZM14 47H15V46H14ZM28 47H29V46H28ZM35 47H36V46H34V49H35ZM40 47H41V46H40ZM46 47H48V46H46ZM53 47H54V46H53ZM82 47H81V48H82ZM200 47H201V46H200ZM233 47H234V46H233ZM259 47H258V49H259ZM8 48H9V46H8ZM31 48H32V47H31ZM43 48H44V50H45V46L42 47V48H40V49L43 50ZM50 48H51V47H50ZM50 48H49V49H50ZM68 48H69V47H68ZM188 48H189V47H188ZM213 48H214V47H213ZM221 48H222V46H221ZM231 48H232V47H231ZM240 48H244V47H240ZM255 48H256V47H255ZM12 49H14V48L12 47ZM16 49H17V48H15V50H13V51H15V52L21 51V50H19V49H18V51H16ZM25 49H26V47H25ZM27 49H29V48H27ZM27 49H26V50H27ZM34 49H33V50H34ZM37 49H38V48H37ZM84 49H85V48H84ZM84 49H83V50H84ZM134 49H135V48H134ZM203 49H204V48H203ZM205 49H206V48H205ZM205 49H204V50H205ZM207 49H208V47H207ZM217 49H219V48H217ZM217 49H216V51H217ZM245 49H246V48H245ZM1 50H2V49H1ZM22 50H23V49H22ZM26 50H24V52H25ZM46 50H47V48H46ZM46 50H45V52H46ZM67 50H68V49H67ZM67 50H66V52H67ZM80 50L83 52L82 49H80ZM153 50H154V49H153ZM153 50H152V51H153ZM196 50H197V49H196ZM210 50H211V49H210ZM219 50H220V49H219ZM4 51H5V50H4ZM11 51H12V50H11ZM29 51H30V50H29ZM34 51H37V50H34ZM34 51H33V52H34ZM38 51H39V49H38ZM70 51H71V49H70ZM103 51H104V50H103ZM115 51H116V50H115ZM117 51H119V49H117ZM132 51H134V50H132ZM132 51H130V52H132ZM136 51H139V50H136ZM140 51H141V50H140ZM152 51H148V53H149L148 55H149V56L152 55V53H153ZM199 51H200V50H199ZM229 51H230V50H229ZM240 51H242V50L240 49ZM243 51H245V50H243ZM246 51H247V50H246ZM248 51H249V50H248ZM1 52H2V51H1ZM8 52H9V51H8ZM15 52H14V53H15ZM45 52L43 51V53H45ZM56 52H57V51H56ZM84 52H85V51H84ZM93 52H94V51H93ZM113 52H114V51H113ZM113 52H112V53H113ZM134 52H135V51H134ZM134 52H133V53H130V54H128L129 52H127V54L130 55V57H132V58H131L129 61H126V62L123 61V62H125V64H127V65H129L130 63L132 64V63L136 62L137 58H139V57L141 56V55L139 54L140 52H138V53H137V52L134 53ZM144 52H145V51H144ZM211 52H213V51H211ZM259 52H260V49H259ZM259 52H258V54H259ZM14 53L12 52V54H14ZM31 53H32V52H31ZM58 53H56V54H58ZM74 53H75V51H74ZM78 53H81V52L79 51ZM115 53H116V52H115ZM205 53H207V52H206V51H201V52L198 53V55H203V54H205ZM209 53H210V52H209ZM216 53H217V52H216ZM252 53H253V52H252ZM254 53H255V52H254ZM256 53H257V52H256ZM2 54H3V52H2ZM56 54H55V52H54V53L52 54V57H51V58L53 59V56H54V58H56ZM67 54H68V53H67ZM69 54H70V53H69ZM121 54H122V50H121ZM144 54H146V53H144ZM5 55H6V54H5ZM15 55H17V54L15 53ZM20 55H22L23 59H25L24 56H23V54H20ZM20 55L18 56L19 58H20ZM34 55H35V54H34ZM37 55H38V54H37ZM37 55H36V56H37ZM50 55H51V53H50ZM70 55L73 56L72 51H71V54H70ZM86 55H87V54H86ZM90 55H91V53H90ZM90 55H89V56H90ZM122 55H123V54H122ZM128 55H127V56H128ZM210 55H211V54H210ZM213 55H214V54H213ZM219 55H220V54H219ZM237 55H238V54H237ZM241 55H242V54H241ZM261 55H262V54H261ZM3 56H4V54L2 55V57H3ZM11 56H12V55H10V56L7 55V57H4V60H2V61H5V62H7V61H8V62H13V61H14V62H15V60H13V58H14L15 56H14V57L12 56L13 58H12ZM46 56H47V55H46ZM58 56H59V55H58ZM64 56H66V54H65ZM71 56H69V59H70ZM76 56H77V55H76ZM89 56H88V57L85 56V57H86V58H89ZM92 56H93V55H92ZM152 56H153V55H152ZM254 56H255V54H254ZM262 56H264V54H263ZM25 57H26V56H25ZM39 57H40V56H38V58H36V59H39ZM44 57H45V55H44ZM48 57H50V56L48 55ZM48 57H47V59H49ZM73 57H74V56H73ZM73 57H71V58H73ZM128 57H129V56H128ZM175 57H176V58H175ZM201 57H202V56H201ZM201 57L198 56V57L193 58L192 56H191V57L188 56V58H186L187 61L185 60V61L187 62V65L184 66V67H182L183 70H184V69H188V68H190V67H193V66L197 65V63H199V60H201V59H200ZM259 57H260V56H259ZM41 58H42V61H43V56H41ZM51 58H50V59H51ZM62 58H63V57H62ZM65 58H66V57H65ZM74 58H75V57H74ZM98 58H99V57H98ZM98 58H97V59H98ZM100 58H101V57H100ZM123 58H124V57H123ZM126 58H127V57H126ZM157 58H158V57H157ZM206 58H207V57H206ZM241 58H242V57H241ZM1 59H2V58H1ZM17 59H18V58H17ZM26 59H27V58H26ZM52 59H51V60H52ZM63 59H64V58H63ZM66 59H67V58H66ZM69 59H67V60H69ZM75 59H76V58H75ZM101 59H102V58H101ZM101 59H100V61H101ZM106 59H107V57H105L104 60H106ZM110 59H111V58H110ZM112 59H113V58H112ZM128 59H129V58H128ZM165 59H166V58H165ZM209 59H210V58H209ZM235 59H236V58H235ZM250 59H252V57H250ZM254 59H258V60H259L260 58H255V57H254ZM27 60H28V59H27ZM32 60H33V59H32ZM44 60H45V59H44ZM51 60H50V61H51ZM70 60H71V59H70ZM104 60H102V61L106 63V61H104ZM108 60H109V58H108ZM123 60H124V59H123ZM146 60H147V59H146ZM205 60H206V59H205ZM214 60H215V59H214ZM228 60H229V59H228ZM261 60H262V59H261ZM2 61H0V62H2ZM24 61H25V60H24ZM46 61H47V60H46ZM53 61H54V60H53ZM57 61H58V60H57ZM57 61H56V62H57ZM73 61H74V59H73ZM76 61H77V60H76ZM114 61H115V60H114ZM114 61H113V62H114ZM210 61H211V60H210ZM212 61H213V60H212ZM22 62H23V61H22ZM33 62H34V61H33ZM35 62H36V61H35ZM37 62L39 63V61H37ZM44 62H45V61H44ZM51 62H52V61H51ZM65 62H66V61H65ZM69 62H70V61H69ZM69 62H68V63H69ZM74 62H75V61H74ZM116 62H117V60H116ZM123 62H122V64H123ZM186 62H185V63H186ZM249 62H250V61H249ZM249 62H247V63H249ZM259 62H261V61L259 60ZM262 62H263V61H262ZM20 63H21V62H20ZM23 63H24V62H23ZM27 63H28V62H27ZM59 63H60V62H59ZM71 63H72V60H71ZM71 63H69V64H71ZM111 63H112V62H110L109 64H111ZM114 63H115V62H114ZM139 63H140V62H139ZM139 63H138V64H139ZM185 63H184V64H185ZM254 63H255V62H254ZM6 64H7V63H6ZM34 64H35V63H34ZM36 64H37V63H36ZM42 64H43V62H42ZM131 64H130V65H131ZM147 64H148V63H147ZM184 64H183V65H184ZM249 64H250V63H249ZM15 65H16V64H15ZM24 65H25V64H24ZM26 65H27V64H26ZM29 65H30V64H29ZM66 65H67V64H66ZM114 65H115V64H114ZM120 65H121V64H120ZM120 65H119V66H120ZM127 65H124V66L126 67ZM141 65H142V64H141ZM176 65H177V64H176ZM181 65H182V64H181ZM245 65H246V64H245ZM17 66H18V65H17ZM17 66H16V68H17ZM32 66H33V65H32ZM54 66H55V65H54ZM115 66H116V65H115ZM231 66H232V65H231ZM11 67H12V66H11ZM11 67H10V70H11ZM22 67H23V65H22ZM28 67L31 68V65L28 66ZM33 67H34V66H33ZM33 67H32V69H33ZM111 67H112V66H111ZM111 67H110V68H111ZM139 67H140V66H139ZM145 67H146V65H145V66L143 65V66L141 67V71L139 72V74H141V73H146V70H147V69H146ZM158 67H159V66H158ZM174 67H175V66H174ZM219 67H220V66H219ZM235 67H236V66H235ZM4 68H6V67H4ZM13 68H15V67H13ZM13 68H12V71L14 72ZM26 68H27V66L25 67L24 71L28 69V68H27V69H26ZM106 68H107V67H105V69H106ZM108 68H109V67H108ZM108 68H107V69H108ZM117 68H118V67H117ZM117 68H116V69H117ZM122 68H124V67H122ZM151 68H152V67H151ZM182 68H181V67L179 68V66H178V67L176 68V70H175L174 72H172V73H175L176 71H180ZM2 69H3V68H2ZM2 69H0V70L2 71ZM17 69H19V68H17ZM32 69H30V70H32ZM34 69H35V68H34ZM34 69H33L32 72H34ZM61 69H63V68H61ZM64 69H65V68H64ZM64 69H63V70H64ZM92 69H93V68H92ZM112 69H113V68H112ZM145 69H146V70H145ZM223 69H224V68H223ZM40 70H41V71H45V70H43L42 68H39V71H40ZM57 70H59V68H57ZM98 70H99V69H98ZM110 70H111V69H110ZM203 70H204V69H203ZM205 70H206V69H205ZM205 70L202 71V72H200V73H197V75H199V76H201V77H204V78L207 77V79L213 76L212 74L207 73V71H205ZM7 71H8V70H7ZM12 71H11V73H13ZM16 71H18V70H16ZM39 71H38V73L40 74ZM99 71H100V70H99ZM108 71H109V70H107V72H108ZM119 71H120V70H119ZM211 71H212V70H211ZM213 71H217V70H213ZM232 71H233V70H232ZM238 71H239V70H238ZM4 72H5V71H4ZM18 72H19V71H18ZM32 72H31V73H32ZM94 72H96V74H97V70L94 71ZM100 72H102V70H101ZM100 72H98V73H100ZM105 72H106V71H105ZM107 72H106V73H107ZM114 72H115V70H114ZM117 72H118V69L116 70L115 73H117ZM226 72H227V71H226ZM230 72H231V71H230ZM239 72H240V71H239ZM9 73H10V72H9ZM9 73H7L8 77H13V75H12V76H9ZM29 73H30V72H29ZM34 73H35V72H34ZM36 73H37V72H36ZM57 73H58V72H57ZM59 73H60V72H59ZM115 73H114V74H115ZM118 73H119V72H118ZM137 73H138V72H135V74H137ZM178 73H179V72H178ZM185 73H186V72H185ZM217 73H218V72H217ZM217 73H216V74H217ZM221 73H222V72H221ZM242 73H243V72H242ZM14 74H15V72H14ZM21 74H22V73H21ZM42 74H43V72H42L40 75H42ZM91 74H92V72H91ZM135 74H134V75H135ZM218 74H219V73H218ZM218 74H217V76L215 75L217 79L219 78V77H218ZM225 74H226V73H225ZM229 74H230V73H229ZM234 74H235V73H234ZM234 74H231V75L233 76ZM237 74H238V73H236V75H237ZM239 74H240V73H239ZM239 74H238V75H239ZM10 75H11V74H10ZM16 75H17V73H16ZM18 75H19V74H18ZM40 75L37 74V76H40ZM44 75H45V73H44ZM97 75H98V74H97ZM99 75H100V74H99ZM109 75H110V74H109ZM115 75H116V74H115ZM132 75H133V74H132ZM169 75H170V76H169ZM231 75H229V76H231ZM22 76H23V75H22ZM33 76H34V75H33ZM42 76H43V75H42ZM93 76H94V75H93ZM93 76H92V77H93ZM106 76H107V75H106ZM188 76H189V75H188ZM224 76H225V75H224ZM34 77H35V76H34ZM40 77H41V76H40ZM51 77H52V76L49 75V78H51ZM53 77H54V76H53ZM57 77H58V76H57ZM57 77H55V79H56ZM213 77H214V76H213ZM227 77H228V75H227ZM234 77H235V76H234ZM237 77H238V76H237ZM237 77H236V78H237ZM16 78H17V77H16ZM44 78H45V77H44ZM58 78H59V77H58ZM72 78H73V77H72ZM196 78H197V77H196ZM230 78H232V77H230ZM240 78H241V77H240ZM240 78H238V79H240ZM31 79H33V78H31ZM35 79H36V78H35ZM35 79H34V80H35ZM40 79H41V78H40ZM47 79H48V77H47ZM52 79H53V78H52ZM52 79H51V80H52ZM74 79H75V78H73V79H71V78L68 79V78H67V80L65 79L66 82H65V80H64L65 83H64V82H63V83L66 84V86L69 84V86H67V88H68V87H70V86L72 85V84L70 85V83H72V82H76ZM130 79H131V78H130ZM172 79H173V80H172ZM202 79H203V78H202ZM227 79H228V78H227ZM232 79H233V78H232ZM242 79H243V78H242ZM248 79H249V78H248ZM255 79H257V78H255ZM34 80H33V81H34ZM45 80H46V79H45ZM48 80H49V79H48ZM62 80H63V79H62ZM94 80H95V79H94ZM96 80H97V79H96ZM211 80H212V79H211ZM214 80H215V79H214ZM240 80H241V79H240ZM251 80H253V79H251ZM14 81H15V80H14ZM35 81H36V80H35ZM107 81H108V80H107ZM107 81H104L105 83L103 82V85L106 84ZM203 81H204V80H203ZM242 81L244 82V80H242ZM47 82H48V81H47ZM54 82H55V81H53V83H54ZM56 82H57V80H56ZM77 82H79V81H77ZM81 82L83 83V80H82ZM109 82H110V81H109ZM134 82H135V81H134ZM200 82H201V81H200ZM205 82H206V81H205ZM205 82H204V83H205ZM208 82H210V80H209ZM221 82H222V81H221ZM234 82H236V81H234ZM249 82H251V81H249ZM0 83H1V82H0ZM19 83H20V82H19ZM26 83H27V82H26ZM26 83H25V84H26ZM31 83H34V85H35V82H32V81H31ZM44 83H45V82H44ZM79 83H80V82H79ZM95 83H96V82H95ZM142 83H143V82H142ZM149 83H150V82H149ZM198 83H199V82H198ZM210 83H211V82H210ZM223 83H224V82H223ZM246 83H247V82H246ZM246 83H245V84H246ZM254 83H256V82H254ZM259 83H260V82H259ZM9 84H10V83H9ZM9 84H8V85H9ZM11 84H12V83H11ZM25 84H24V85L21 84L22 86H20V87H22V88H23V86L26 87V85H28V84H30V83H28V84H26V85H25ZM56 84H58V83H56ZM61 84H62V82H61ZM61 84H60V86H63V85H64V84H63V85H61ZM92 84H93V82H92ZM108 84H109V83H108ZM112 84H114V83H112ZM150 84L152 85V83H150ZM150 84H148V85L146 84V85H147V86H146V89H147V90H150V91H151L153 88H154V90H157V89H155V86H151ZM194 84H195V83H194ZM208 84H209V83H208ZM214 84H216V83H214ZM217 84H219V83H217ZM231 84H232V83H231ZM237 84H238V83H237ZM240 84H241V83H240ZM256 84H257V83H256ZM0 85H1V84H0ZM13 85H14V84H13ZM13 85H12V86H13ZM50 85H51V84H50ZM76 85H77V83H76ZM78 85H80V84H78ZM103 85H101V86H102V87H105L107 84H106L105 86H103ZM109 85H110V84H109ZM114 85H115V84H114ZM114 85H111V86H114ZM169 85H170V84H169ZM212 85H213V83H212ZM221 85H222V84L220 83V86H221ZM224 85H225V84H224ZM224 85H223V86H224ZM226 85H227V84H226ZM229 85H230V84H229ZM243 85H244V84H243ZM243 85H242V86H243ZM249 85H250V84H249ZM9 86H10V85H9ZM12 86H10V87L12 88ZM14 86H15V85H14ZM17 86H19V85L17 84ZM111 86H110V88L112 89L111 91H114V89L117 88V87H114V88H113V87H111ZM115 86H116V85H115ZM130 86H131V85H130ZM144 86H145V85H144ZM166 86H167L166 88H163V89H162L163 92H164L165 94H166L167 91H170V89H171L170 86H168V85H166ZM194 86H196V84H195ZM218 86H219V85H218ZM223 86H222V87H223ZM237 86H238V85H237ZM242 86H241V87H242ZM244 86H245V85H244ZM244 86H243L244 89H242V90L247 89V88H245ZM251 86H252V85H251ZM20 87H19V88H20ZM31 87H33V85H32ZM36 87H37V86H36ZM36 87H33V88H36ZM38 87H40V85H39ZM42 87H44V86H42ZM83 87H84V86H83ZM224 87H225V86H224ZM226 87H227V86H226ZM226 87H225V88H226ZM247 87H248V86H247ZM249 87H250V86H249ZM13 88H14V87H13ZM26 88H27V87H26ZM74 88H75V87H74ZM100 88H101V87H100ZM107 88H109V86H108ZM139 88H140V87H139ZM142 88H143V86H142ZM142 88H141V89H142ZM205 88H206V87H205ZM210 88H212V87H210ZM214 88H215V86H214ZM214 88H212V90H213ZM225 88H224V89H225ZM227 88H228V87H227ZM229 88H230V86H229ZM236 88H237V87H236ZM238 88H239L238 90H241L240 86H239ZM8 89H9V88H8ZM46 89H47V87H46ZM104 89H106V88H104ZM117 89H118V88H117ZM123 89H124V88H123ZM123 89H122V90H123ZM127 89H128L127 92H130V93H131V91L129 90L130 88H127ZM172 89H173V87H172ZM177 89H178V88H177ZM219 89H220V88H219ZM230 89H231V88H230ZM230 89H229V90H230ZM234 89H235V88H234ZM234 89H232V90H234ZM14 90H15V89H14ZM26 90H27V89H25V90L23 89V90H22V89L20 88V91H26ZM39 90H40V88H39ZM44 90H45V89H44ZM44 90H43V91H44ZM48 90H49V88H48L47 90H45L46 92H44V95H46V94L48 95V94H49V93H47ZM52 90H53V89H52ZM61 90H62V89H61ZM74 90H75V89H74ZM107 90H108V89H107ZM115 90H116V89H115ZM142 90H143V89H142ZM179 90H180V89H178L177 91L179 92ZM184 90H185V88H184ZM192 90H193V89H192ZM204 90H205V89H204ZM209 90H210V89H209ZM225 90H226V89H225ZM7 91H8V90H7ZM9 91H10V90H9ZM20 91H19V92H20ZM36 91H37V90H36ZM58 91H60V90H58ZM92 91H93V90H92ZM96 91H97V90H96ZM99 91H101V90H99ZM138 91H139V90H138ZM144 91H145V90H144ZM213 91H214V90H213ZM215 91H216V90H215ZM220 91H223V90H220ZM220 91H219V92H220ZM226 91H227V90H226ZM235 91H236V90H235ZM11 92H12V91H11ZM15 92H17V90H15ZM49 92H51V91H49ZM71 92H72V91H71ZM120 92H121V91H120ZM123 92H124V91H123ZM141 92H142V91H141ZM141 92H138L137 94H140ZM181 92H182V91H181ZM202 92H203V91H202ZM205 92H206V91H205ZM209 92H212V91H209ZM232 92H233V91H232ZM238 92H240V91H238ZM7 93H8V92H7ZM41 93H42V91H41ZM45 93H46V94H45ZM52 93H53V92H52ZM93 93H94V92H93ZM98 93H99V92H98ZM142 93H143V92H142ZM150 93H151V92H150ZM160 93H161V91L159 90V94H160ZM169 93H170V92H169ZM200 93H201V92H200ZM212 93H213V92H212ZM221 93H222V92H221ZM224 93H225V92H224ZM229 93L231 94V92H229ZM233 93H234V92H233ZM10 94H11V93H10ZM35 94H36V93H35ZM53 94H54V93H53ZM144 94H145V93H143V95H144ZM165 94H163V95L165 96ZM167 94H168V93H167ZM176 94H177V93H176ZM185 94H187V93H185ZM204 94H205V93H204ZM214 94H215V93H214ZM238 94H239V93H238ZM6 95H7V94H6ZM13 95H15V98L18 97V95H16V93H14ZM44 95H43V96H44ZM54 95H55V94H54ZM63 95H64V94H63ZM101 95H102V94H101ZM105 95H106V94H105ZM115 95H116V94H115ZM129 95H130V94H129ZM160 95H162V94H160ZM172 95H173V94H172ZM178 95H179V94H177V96H178ZM190 95H191V97H192V94H190ZM208 95H209V94H208ZM210 95H211V94H210ZM221 95H222V94H221ZM221 95H220V96H221ZM88 96H89V95H88ZM116 96H117V95H116ZM180 96H181V95H180ZM180 96H179V97H180ZM183 96H184V95H183ZM201 96H202V95H201ZM234 96H235V94H234ZM234 96H233V97H234ZM10 97H12V96H10ZM13 97H14V96H13ZM13 97H12V99H13ZM55 97H56V96H55ZM58 97L62 98V97L59 96V95L57 96V98H58ZM64 97H65V96H64ZM76 97H77V96H76ZM92 97H94V96H92ZM96 97H98V96H96ZM179 97H175L176 99L178 98V99H177L178 102H179ZM209 97H210V96H209ZM209 97H208V98H209ZM223 97H224V96H223ZM235 97H236V96H235ZM19 98H20V97H19ZM26 98H27V97H26ZM171 98H172V97H171ZM173 98H174V97H173ZM181 98H183V97H181ZM181 98H180V99H181ZM187 98H188V97H187ZM202 98L205 99V97H201V98H200V99H201V100H200V101H201L200 103H198V102H197L198 104H193V103H191V105L194 106V107L197 106V107H199V108L202 109V110H203V109H204V110H207L206 108L211 109L212 107L209 108V106H210V102H209V101H212V100H209V101H208V98H207V100H206V99L203 100ZM10 99H11V98H10ZM17 99H18V98H17ZM42 99H43V98H42ZM42 99H40V100L42 101ZM48 99H49V98H48ZM51 99H52V98H51ZM65 99H67V98H63V100H65ZM103 99H104V98H103ZM133 99H134V98H133ZM185 99H186V97L184 96V98H183L182 100H185ZM192 99H193V98H192ZM210 99H211V98H210ZM214 99L216 100V97H215ZM232 99H233V98H232ZM14 100H15V99H14ZM60 100H61V99H60ZM119 100H120V98L118 99V97L116 98V97H114V96L109 97V98L104 99V100H101V99H100V101H102V102L100 103V106H101L102 104H103V106L106 104L107 106H108V105H109V106L112 105L113 107H114V106L116 107V105H118V106H120V107L124 106L126 109H128V107H129L128 104H130L129 101H130V102L132 101V100H129V101L127 102V103H128V104H127V103H124V101L120 100V101H122V103H123V104H122ZM182 100H180V102H181ZM186 100H187V99H186ZM221 100H222V99H221ZM221 100H220V101H221ZM226 100H227V99H226ZM234 100H235V99H234ZM16 101H17V100H16ZM18 101H19V100H18ZM18 101H17V102H18ZM22 101H23V100H22ZM47 101H48V100H47ZM47 101H46V104H47ZM66 101H67V100H66ZM86 101H87V99H86ZM88 101H89V99H88ZM88 101H87V102H88ZM91 101H92V100H91ZM100 101H98V102H100ZM193 101H194V100H193ZM198 101H199V100H198ZM213 101H214V100H213ZM217 101H218V100H217ZM20 102H21V101H20ZM42 102H45V101L43 100ZM93 102H95V100H93ZM133 102H134V101H133ZM135 102H137V101H135ZM187 102L189 103L188 100H187ZM221 102H222V101H221ZM224 102H225V100H224ZM226 102H227V101H226ZM14 103H15V101H14ZM194 103H195V102H194ZM28 104H29V103H28ZM39 104H45V103H41V102H39ZM134 104H135V103H134ZM211 104H212V102H211ZM213 104H214V103H213ZM215 104H216V101H215ZM217 104H219V103H217ZM0 105H1V104H0ZM8 105H9V104H8ZM26 105H27V103H26ZM26 105H25V107H26ZM47 105L50 106L49 104H47ZM86 105H87V104H86ZM86 105H85V106H86ZM94 105H95V104H94ZM96 105L98 106V104H96ZM130 105H131V104H130ZM22 106H24V104H22ZM22 106L20 105V107H22ZM28 106H29V105H28ZM40 106H41V105H40ZM48 106H47V107H48ZM109 106H108V107H109ZM131 106H132V105H131ZM136 106H137V105H136ZM144 106H145V105H144ZM214 106H215V105H214ZM20 107H17L16 110L14 109V111H16V113H18V114H19L20 112H21V113L23 112V113H25V114L27 115L28 111L26 110V112H27V113H26V112H24L25 109H23V108L21 109ZM30 107H31V106H30ZM30 107H28V110L30 109ZM33 107H34V106H33ZM41 107H43V106H41ZM41 107H40V108H41ZM50 107L53 108L52 106H50ZM95 107H96V106H95ZM120 107H119V108H120ZM124 107H123V108H124ZM133 107H134V106H133ZM149 107H150V106H149ZM151 107H152V106H151ZM10 108H11V107H10V106H6V104H5V106H1V107H0V114H4V113L6 112V110H9ZM31 108H32V107H31ZM38 108H39V107H38ZM45 108H46V107H45ZM51 108H49V110H51ZM84 108H85V107H84ZM96 108H97V107H96ZM96 108H95V109H96ZM102 108L104 109V107H101V111H102ZM111 108H112V107H111ZM188 108H189V107H188ZM41 109H42V108H41ZM90 109H91V108H90ZM93 109H94V108H93ZM129 109H130V108H129ZM153 109H154V108H153ZM155 109H157V108L155 107ZM10 110H11V109H10ZM46 110H48V109H46ZM77 110L79 111V110H81V108H78ZM85 110H86V109H85ZM87 110H88V109H87ZM87 110H86V111H87ZM99 110H100V108H99ZM110 110H111V109H110ZM166 110H167V109H166ZM175 110H176V109H175ZM192 110H193V109H192ZM11 111H12V110H11ZM29 111H30V110H29ZM43 111H44V110H43ZM78 111H77V112H78ZM86 111H85V112H86ZM101 111H98V110H97V112H100V113H101ZM126 111H127V110H126ZM129 111H130V110H129ZM134 111H135V110H134ZM162 111H163V110H162ZM164 111H165V110H164ZM179 111H182V109L176 111V112H178V114H176V115L174 114L173 121H174V120H175V121H176V120L178 121V120L180 119V117H182V118H181V122H183V124H186V125H187L188 123H190V125H189V126L187 125V126H188V130H189L188 132L190 133L189 135H192V140H193V142H194V141H195V142L200 141V142H202L201 147H202V145L204 146V144H205V145L207 144L206 147H208V144H210V143L212 144V142L216 144L217 140H218V141L220 140V139H217L218 137L216 138L215 135H214V136L212 135V136H213V138H216V139H212V137H209V135H208V137H205V134L207 133V132H206V125H207L206 123H207V122L209 123L208 118L210 119V117L208 116L209 114L207 115V112H208L209 110L205 113V114H206L205 116H203V114H201L202 116H198V114H197V115H193V116H191L190 113L187 114V115H184V114H182V113H179ZM214 111H215V110H214ZM44 112H46V111H44ZM47 112H48V111H47ZM50 112H51V111H50ZM77 112H76V113H77ZM176 112H175V113H176ZM182 112H183V111H182ZM185 112H186V111H184L183 113H185ZM189 112H190V110H189ZM16 113H15V116L17 115ZM83 113H84V112H83ZM113 113H114V112H112V114H113ZM127 113H128V112H127ZM127 113H126V114H127ZM187 113H188V112H187ZM210 113H211V112H210ZM246 113H247V112H246ZM250 113H251V112H250ZM250 113H249V114H250ZM253 113H254V112H253ZM253 113H252V114H253ZM28 114H29V113H28ZM77 114H78V113H77ZM88 114H89V113H88ZM95 114H96V112H95ZM98 114H99V113H98ZM104 114H105V113H104ZM130 114H131V113H130ZM185 114H186V113H185ZM224 114H225V113H224ZM226 114H227V113H226ZM238 114H239V113H238ZM240 114H241V113H240ZM240 114H239V115H240ZM244 114H245V113H244ZM6 115H7V112H6ZM22 115H23V114H22ZM96 115H97V114H96ZM102 115H103V114H102ZM108 115H110V114H108ZM172 115H173V114H172ZM234 115H235V114H234ZM246 115H247V114H246ZM256 115H257V114H256ZM256 115H255V116H256ZM3 116H4V115H3ZM3 116H2V117H3ZM13 116H14V113H13ZM15 116H14V117H15ZM17 116H19V115H17ZM20 116H21V115H20ZM40 116H41V115H40ZM76 116H77V115H76ZM88 116H89V115H88ZM90 116H91V115H90ZM105 116H107V115H105ZM105 116H104V117H105ZM124 116H125V115H124ZM207 116H208V118H207ZM214 116H215V115H214ZM219 116H220V115H219ZM224 116H226V115H224ZM224 116H223V117H224ZM252 116H253V115H252ZM252 116H249V117H248L249 120H251V121H252V120L254 121V120H256V119L258 120L257 117H252ZM86 117H87V116H86ZM93 117H94V116H93ZM107 117H108V116H107ZM107 117H106V118H107ZM112 117H113V115L111 116V118H112ZM234 117H238V116L235 115V116H233V118H234ZM239 117H241V116H239ZM258 117H259V116H258ZM41 118H42V117H41ZM77 118H78V116H77ZM77 118H76V119H77ZM83 118H84V117H83ZM102 118H103V116H102ZM111 118H109V122H112V121H111ZM113 118H114V117H113ZM231 118H232V117H231ZM46 119H48V118H46ZM80 119H81V118H80ZM86 119H88V118H86ZM89 119H92V118H89ZM89 119H88V120H89ZM99 119H100V118H99ZM99 119H97V120H99ZM159 119H160V118H159ZM235 119H236V118H235ZM237 119H239V118H237ZM241 119H242V117H241ZM246 119H247V116H246V118L244 117V120H246ZM15 120H16V122H14V120L11 119V120H10V123H11V124H15V123H16V125L19 124L20 119H19V122H18V120H17L16 118H15ZM64 120H65V119H63L62 121H64ZM88 120H86V123H84L85 121H83V123L86 124L84 128L89 129V130H90V129H93L94 132H95V130H96L97 134H98V131L100 132V131H102V129L107 131V129L111 128L110 125H111V124H114V121H113L110 125L108 124L107 121H105V122H107L109 128L104 129V126L106 125V123H105V125H104V121H100V120H99V121H95V120H94V121H93V120L88 121ZM104 120H105V119H104ZM112 120H114V119H112ZM122 120H123V119H122ZM210 120H211V119H210ZM228 120H229V119H228ZM247 120H248V119H247ZM259 120H260V119H259ZM262 120H264V117L262 118ZM7 121H8V120H7ZM7 121H6V123H7ZM59 121H61V120H59ZM59 121H58V123H57V121H56V124H59ZM65 121H66V120H65ZM1 122H2V121H1ZM17 122H18V123H17ZM27 122H29V121H27ZM27 122H26V123H27ZM116 122H117V120H116ZM116 122H115V123H116ZM144 122H145V121H144ZM160 122H161V120L158 121V120L156 119L154 123H155V124H159ZM211 122L213 123L212 120H211ZM225 122H226V121H225ZM229 122H230V120H229ZM26 123H25V125H27ZM61 123L63 124L64 122H61ZM61 123L59 124L60 126H62ZM67 123H68V122H67ZM67 123H66V124H67ZM79 123H80V122H79ZM79 123H78V126H76L75 128H78V127H79L78 129L81 131V130H82L81 128H83V127H82V125L80 126V124H82V123H80V124H79ZM245 123H246V122H245ZM248 123H250V122H247V125H248ZM258 123H259V121H258ZM4 124H5V123H4ZM7 124H9V122H8ZM20 124H22V123L20 122ZM70 124H71V123H70ZM210 124H211V123H210ZM255 124H256V123H255ZM259 124H260V123H259ZM2 125H3V123H2ZM2 125H0V127H4V126H2ZM25 125L23 124L22 126H25ZM160 125H161V123H160ZM186 125H185V126H186ZM212 125H213V124H212ZM249 125H250V124H249ZM6 126L9 127L8 125H6ZM10 126H11V127H9V128H12V125H10ZM30 126H31V125H30ZM55 126H56V125H55ZM69 126H70V125H69ZM83 126H84V125H83ZM106 126H107V125H106ZM108 126H107V127H108ZM115 126H116V125H115ZM161 126H162V125H161ZM209 126H210V125H209ZM214 126H215V125H214ZM224 126H226L225 123H224ZM228 126H229V125H228ZM256 126H257V124H256ZM58 127H59V126H58ZM207 127H208V126H207ZM243 127H244V126H243ZM245 127H247V126H245ZM260 127H261V126H260ZM20 128H21V126H20ZM36 128H37V127H36ZM69 128H70V127H69ZM150 128H151V127H150ZM152 128H153V127H152ZM160 128H161V127H160ZM178 128H179V127H178ZM178 128L171 127V132H170V133H172L173 136L178 135V134L181 135L182 132L179 131ZM211 128H213V127H211ZM217 128H218V127H217ZM217 128H216V129H217ZM261 128H262V127H261ZM1 129H2V128H1ZM59 129H60V128H59ZM207 129H209V128H207ZM213 129H214V128H213ZM240 129H241V128H240ZM240 129H239V130H240ZM250 129H251V127H250ZM253 129H254V128H253ZM6 130H8V129H7L6 127H4V130L2 129L1 132H4V131H6ZM37 130L40 131L39 128H38ZM48 130H49V129H48ZM62 130H64V128H62ZM66 130H68V127H67ZM73 130H74V131H73ZM79 130H77V129L75 130V129L73 128V129H72V132L70 133V134H71L70 137H71L72 139H74V137H72V136H75L76 133H77V131H79ZM93 130H92V131H93ZM97 130H98V131H97ZM111 130H112V129H111ZM241 130H242V129H241ZM245 130H246V129H245ZM260 130H261V129H260ZM9 131L12 132L11 134L14 135V136L17 135V131H18V133H19V129H18V128H17V131L15 130V128H13V131H12L11 129H9ZM32 131H33V129H32ZM34 131H35V130H34ZM46 131H47V129H46ZM51 131H52V130H51ZM54 131H56L55 128H54ZM80 131H79V132H80ZM82 131H83V130H82ZM106 131H105V132H106ZM218 131H219V130H218ZM242 131H244V128H243ZM246 131H247V130H246ZM253 131H254V130H253ZM253 131H252V129H251L249 132L252 133ZM257 131H258V130H257ZM10 132H9V133H10ZM42 132H43V131H42ZM66 132L69 133V132H70V129H69V131H66ZM103 132H104V131H103ZM112 132H113V131H112ZM153 132H154V131H153ZM157 132H158V135L161 137L160 134H161V132H163V131H161V132H160V131H157ZM214 132H215V131H214ZM255 132H256V131H255ZM260 132H261V131H260ZM262 132H263V131H262ZM262 132H261V133H262ZM20 133H21V132H20ZM31 133H32V132H31ZM34 133H35V132H34ZM47 133H49V132H47ZM50 133H51V132H50ZM50 133H49V134H50ZM52 133H53V132H52ZM68 133H65V134H64V137L68 138V137L66 136V134H68ZM74 133H75V134H74ZM80 133H81V132H80ZM101 133H102V132H101ZM107 133H108V132H107ZM107 133H105V135H109V134H107ZM146 133H147V132H146ZM154 133H155V132H154ZM244 133H245V132H244ZM256 133H257V132H256ZM2 134H3V133H2ZM2 134H0L1 137H2ZM11 134H10V135H11ZM39 134H40V133H39ZM41 134H42V133H41ZM41 134H40V135H41ZM44 134H46V132H44ZM54 134H56V133L54 132V133L52 134L53 137H54ZM73 134H74V135H73ZM77 134H78V133H77ZM111 134H112V133H110V135H111ZM113 134H114V133H113ZM152 134H153V133H152ZM163 134H164V133H163ZM215 134H216V133H215ZM254 134H255V133H254ZM7 135H8V133H7ZM7 135H6V136H7ZM12 135H11V136H12ZM42 135H43V134H42ZM102 135H104V134L102 133ZM102 135H101V136H102ZM110 135H109L108 137H110ZM116 135H117V134H116ZM119 135H121V134H119ZM158 135H157V136H158ZM235 135H236V134H235ZM258 135H259V133H258ZM6 136H4V137H6ZM48 136L51 137V135H48ZM56 136H57V135H56ZM76 136H77V135H76ZM92 136H94V134H93ZM97 136H98V135H95L94 139H97ZM101 136H100V137H101ZM111 136H112V137H115V136H113V135H111ZM151 136H152V135H151ZM169 136H170V135H169ZM220 136H221V135H220ZM1 137H0V138H1ZM15 137H16V136H15ZM46 137H47V136L45 135L44 138L46 139ZM50 137H49V138H50ZM53 137H52V139H53ZM77 137H78V136H77ZM155 137H156V136H155ZM164 137H165V136H164ZM171 137H172V136H171ZM2 138H3V137H2ZM2 138H1V139H2ZM28 138H29L28 136L17 137L14 141L17 142V143H19V144H22V145H23V144H26V143H28V142L31 141V140H29ZM41 138H42V137H41ZM54 138H55V137H54ZM71 138H70V140H72ZM75 138H76V137H75ZM90 138H91V137H90ZM92 138H93V137H92ZM92 138H91V139H92ZM102 138L104 139V137H102ZM120 138H123V137H120ZM120 138H119V140H120ZM162 138H163V137H162ZM188 138H189V137H188ZM5 139H6V138H5ZM33 139H35V138H33ZM39 139H40V138H39ZM42 139H43V138H42ZM45 139H43L44 142H45ZM47 139H48V138H47ZM47 139H46V141H47ZM50 139H51V138H50ZM55 139H56V138H55ZM82 139H84V138H82ZM87 139H88V138H87ZM98 139H100V141H101V138H99V136H98ZM98 139H97V140H98ZM106 139H107V138H106ZM111 139H112L113 141L117 140V139L114 140V138H111ZM148 139H149V138H148ZM221 139H222V137H221ZM230 139H231V138H230ZM261 139H263V138H261ZM35 140H36V139H35ZM43 140H41V141H42L41 143H43ZM92 140H93V139H92ZM92 140H91V141H92ZM112 140H111V142H112ZM121 140H122V139H121ZM121 140H120V141H121ZM123 140H125V139H123ZM123 140H122V141H123ZM163 140H164V139H163ZM188 140H189V139H188ZM244 140H245V139H244ZM38 141H39V140H38ZM54 141H57V140H54ZM54 141H53V142H54ZM80 141L83 142V140H80ZM85 141H86V140L84 139V142H85ZM103 141H104V140H103ZM108 141H109V139H108ZM167 141H168V140H167ZM182 141H183V140H182ZM182 141H181L180 143L183 144V145H186V144L188 143V142L186 143V142H184V141L182 142ZM186 141H187V140H186ZM260 141L262 142V140H260ZM260 141H259V143H260ZM47 142H48V141H47ZM68 142H69V143H67V144L65 143L66 145H68V147H69L71 144H76V143H74L75 141L72 142V143H71L70 141H68ZM82 142H81V143H82ZM111 142L109 141V143H108L107 140H106L107 145L103 144V146H101V149H100V150L102 151V149H103L105 153H106L107 151H109V153L112 154V155H111L112 158L115 156V158L118 157V159H119V157H122V156L126 155V153H125L124 151H122V150H124V149H122V150H120L119 148L116 149V147L114 146V144L111 143ZM116 142H117V141H116ZM123 142H124V141H123ZM195 142H194V143H195ZM222 142L224 143L223 140H222ZM31 143H33L32 145H34V141H33V142L31 141ZM48 143H49V142H48ZM51 143H52V140H51ZM51 143H50V144H51ZM70 143H71V144H70ZM81 143H79L80 145L78 144V146L75 145V146H77V147H73V145H72L73 148H71L72 150H74V148L77 149V152H78L77 155H80V157L78 156V157L80 158L79 160L85 158L86 156L89 157L88 154H90V152H89L90 149H89V151H88V150H85V148H84V151H83L82 147H85L86 145H85V146L82 145V147H81ZM98 143H99V142H98ZM110 143L113 144V145H111ZM119 143H120V142H119ZM194 143H192L193 146H196V145H194ZM218 143L220 144L221 142H218ZM223 143H221V145H223ZM257 143H258V142H257ZM14 144H15V143H14ZM95 144H96V143H95ZM108 144H110V145H108ZM117 144H118V143H117ZM192 144H190V145H192ZM195 144H198V143H195ZM211 144H210V145H211ZM28 145H29V144H28ZM35 145H36V144H35ZM38 145L40 146V145H42V144L38 143ZM51 145L55 146V144H51ZM56 145H57V144H56ZM96 145H97V144H96ZM98 145H99V146H98ZM98 145H97V148L95 147V148H96V151L94 150L95 152H97V150L100 148V144H98ZM104 145H105V146H104ZM187 145H188V144H187ZM190 145H189V146H190ZM199 145H200V144H199ZM255 145H256V144H255ZM12 146H13V145H12ZM39 146H37V147L39 148ZM43 146H44V145H43ZM45 146H47V144H46ZM53 146H52V152H53V150H54L55 147H56V146H55V147H53ZM94 146H95V145H94ZM216 146H217V145H216ZM256 146H257V145H256ZM34 147H35V146H34ZM37 147H36V148H37ZM47 147H48V146H47ZM63 147H65V145H64ZM68 147H67V149H68ZM187 147H188V146H187ZM219 147H220V146H219ZM224 147H225V146H224ZM233 147H235V146H233ZM53 148H54V149H53ZM121 148H122V147H121ZM167 148L169 149V147H166V149H167ZM198 148H199V146L196 147V149H195L196 152H197V149H198ZM221 148H222V147H221ZM246 148H247V147H246ZM253 148H254V147H253ZM255 148H256V147H255ZM44 149H45V148H44ZM47 149H48V148H47ZM47 149H46V150H47ZM62 149H63V148H62ZM65 149H66V147H65ZM71 149H69V150H71ZM81 149H82V151H81ZM118 149H119V150H118ZM129 149H130V148H129ZM172 149H173V148H172ZM200 149H201V148H200ZM204 149H205V148H204ZM218 149H219V148H218ZM0 150H1V149H0ZM13 150H14V149H13ZM58 150H59V149H58ZM69 150H68V152H69ZM126 150H127V149H126ZM170 150H171V149H170ZM10 151H11V150H10ZM43 151H44V150H43ZM49 151L51 152V150H49ZM55 151H56V150H55ZM60 151H61V149H60ZM63 151H64V150H63ZM66 151H67V150H66ZM66 151H64V153H65ZM74 151H75V150H74ZM156 151H157V150H156ZM158 151H159V150H158ZM166 151H167V150H166ZM198 151H199V149H198ZM204 151H205V150H204ZM206 151H207V150H206ZM237 151H238V150H236V149L234 148V150H232V154H233V155H234V154L236 155ZM240 151H241V150H240ZM240 151H239V152H240ZM50 152H49V154H50ZM58 152H59V151H58ZM68 152H67V153H68ZM104 152H103V154H104ZM130 152H131V151L129 150V154H130ZM159 152H160V151H159ZM159 152H158V154H159ZM164 152H165V151H164ZM169 152H170V151H169ZM175 152H176V151H175ZM196 152H195V153H196ZM201 152H202V151H201ZM249 152H250V151H249ZM0 153H1V152H0ZM28 153H29V152H28ZM53 153H54V152H53ZM99 153H100V152H99ZM127 153H128V152H127ZM152 153H153V152H152ZM172 153H174V151H172ZM197 153H198V152H197ZM206 153H207V152H206ZM211 153H212V152H211ZM218 153H219V152H218ZM240 153L242 154V152H240ZM240 153H237V155H238V154L240 155ZM244 153H245V152H244ZM250 153H253V152H250ZM29 154H30V153H29ZM54 154H56V153H54ZM62 154H63V153H62ZM70 154H71V153H70ZM103 154L101 153V155H103ZM129 154H127L126 157H128ZM178 154H179V153H178ZM201 154H202V153H201ZM14 155H15V154H14ZM31 155H33V154H31ZM47 155H48V154H47ZM66 155H67V154H65V156H64V155H63V156L66 157ZM71 155H72V154H71ZM71 155H70V156H71ZM91 155H92V154H91ZM109 155H110V154H109ZM155 155H156V154H155ZM155 155H154L153 157H155ZM172 155H173V154H172ZM188 155H189V154H188ZM204 155H205V154H204ZM215 155H216V154H215ZM222 155H223V154H222ZM230 155H231V154H229V156H230ZM235 155H234V156H235ZM237 155H236V156H237ZM251 155H252V154H251ZM263 155H264V154H263ZM12 156H13V155H12ZM68 156H69V155H68ZM94 156H95V155H94ZM103 156H104V155H103ZM103 156H102V158H103ZM132 156H133V155H132ZM196 156H197V155H196ZM200 156H201V155H200ZM241 156H242V155H241ZM244 156H245V155H244ZM261 156H262V155H261ZM52 157H53V156H52ZM64 157H63V158H64ZM91 157H93V155H92ZM109 157H110V156H109ZM204 157H205V156H204ZM208 157H209V155H208ZM66 158H67V157H66ZM74 158H75V156H74ZM98 158H99V157H98ZM110 158H111V157H110ZM115 158H113V160H114ZM130 158H131V157H130ZM144 158H145V157H143V159H144ZM150 158H151V157H150ZM217 158H219V157H217ZM233 158H234V157H233ZM61 159H62V158H61ZM68 159H69V161H70V163H68V164H71V159H70V158H68ZM68 159H67V160H68ZM76 159H77V158H76ZM100 159H101V157H100ZM222 159H223V158H222ZM228 159H229V158H228ZM230 159H231V158H230ZM235 159H236V158H235ZM65 160H66V159H65ZM90 160H91V158H90ZM96 160H97V159H96ZM111 160H112V159H111ZM151 160H153V159H151ZM199 160H200V159H199ZM224 160H225V159H224ZM232 160H233V159H232ZM232 160H231V163H230L229 160L226 159V161L229 162L230 164L233 163ZM248 160H249V159H248ZM256 160H257V159H256ZM262 160H263V159H262ZM74 161H75V160H74ZM74 161H72V162H74ZM81 161H82V160H81ZM93 161H94V160H93ZM102 161H103V160H102ZM102 161H101V162H102ZM108 161H109V160H108ZM125 161H128V160H125ZM146 161H147V160H146ZM159 161H160V160H159ZM260 161H261V159H260ZM263 161H264V160H263ZM63 162H64V161H63ZM65 162H66V161H65ZM65 162H64V163H65ZM67 162H68V161H67ZM67 162H66V163H67ZM114 162H115V161H114ZM199 162H200V161H199ZM199 162H198V163H199ZM203 162H204V161H203ZM253 162H254V161H253ZM257 162H258V161H257ZM257 162H255V163H257ZM2 163H3V162H2ZM12 163H13V162H12ZM37 163H38V162H37ZM37 163H36V164H37ZM76 163H77V162H76ZM76 163H75V164H76ZM83 163H84V162H83ZM85 163H86V162H85ZM85 163H84L83 166L88 165V164H85ZM91 163H92V162L89 163V167L92 168V169H94V168H95V169H98V170H96V171L99 172V168L101 167L100 162L95 163V164L93 163V164L90 166ZM122 163H123V158H122ZM126 163H127V162H126ZM129 163H130V161H129ZM147 163H148V161H147ZM151 163H152V162H151ZM155 163H156V162H155ZM158 163H161V162H157V164H158ZM246 163H247V162H246ZM251 163H252V162H251ZM43 164L46 165L44 162H42L41 165L38 164V165H37V166H38L37 169H38V170H43V172H44L45 169L47 168V165H46V167H45ZM75 164H74V165H75ZM105 164H106V163H105ZM113 164H114V163H113ZM145 164H146V163H145ZM153 164H154V163H153ZM74 165H72V167L75 168L76 165H75V166H74ZM103 165H104V162H103ZM107 165H110V164H107ZM107 165H106V168L108 167ZM117 165H118V164H117ZM119 165H121V164H119ZM142 165H143V164H142ZM164 165H167V164L165 163ZM164 165L161 164V166H164ZM227 165H228V163H227ZM227 165H226V166H227ZM0 166H1V165H0ZM21 166H22V165H21ZM67 166H68V165H67ZM78 166H80V167H79V169H80L82 165L79 164V165L76 166V168H77ZM104 166H105V165H104ZM121 166H122V165H121ZM121 166H120V168L118 167V168H119V169H118V168L116 167V165H115V167L113 168V170H115V168H117L116 171H120V173H121L122 168L125 169V167H126V166H125V167H121ZM158 166H160V165H158ZM226 166H224V167H226ZM230 166H231V165H230ZM234 166H235V165H234ZM259 166H261V165H259ZM2 167H3V166H2ZM6 167H8V166H6ZM35 167H36V165H35ZM70 167H71V166H70ZM89 167H88V169H86L87 172H86V173L84 172L86 175H87V173H89V171H88V170L90 169ZM110 167H112V165H110ZM141 167H142V166H141ZM145 167H148L147 164L145 165ZM154 167H155V166H154ZM156 167H157V165H156ZM176 167H177V166H176ZM176 167H175V168H176ZM235 167H236V166H235ZM64 168H65V167H64ZM76 168H75V169H76ZM84 168H86V167H84ZM102 168H103V167H102ZM104 168H105V167H104ZM104 168H103V169H104ZM106 168H105L104 170H106ZM162 168H163V167H162ZM165 168H166V167H165ZM173 168H174V167H173ZM178 168H179V167H178ZM12 169H13V168H12ZM18 169H20V168H17V170H18ZM53 169H54V168H53ZM68 169H69V168H68ZM68 169H67V170H68ZM82 169H83V167H82ZM92 169L90 170L91 172H92ZM108 169H109V167H108ZM110 169L112 170V168H110ZM141 169H142V168H141ZM155 169H157V168H155ZM155 169H154V168H153V169H149V168H148V169H147V174H149V175L151 176V175L154 173ZM159 169H160V168H159ZM163 169H164V168H163ZM217 169H218V168H217ZM7 170H8V169H7ZM10 170H11V169H10ZM27 170H28V169H27ZM100 170H101V169H100ZM113 170H112V172H113ZM177 170H179V169H177ZM219 170H220V169H219ZM55 171H56V170H55ZM57 171H58V170H57ZM69 171H71V169H70ZM73 171H74V169H73ZM77 171H78V170H77ZM96 171H95V174H96ZM109 171H110V170H109ZM124 171H125V170H124ZM165 171H166V170H165ZM182 171H183V170H182ZM182 171L180 170V172H182ZM185 171H186V170H185ZM189 171H190V170H189ZM191 171H192V170H191ZM254 171H255V170H254ZM256 171H257V170H256ZM8 172H9V171H8ZM15 172H16V169H15V171H14L13 174H15ZM19 172H20V171H19ZM19 172H16V174L19 173ZM22 172H23V171H22ZM24 172L26 173L27 171H24ZM24 172H23V173H24ZM35 172H36V171H35ZM41 172H42V171H40V173H41ZM46 172H47V170H46ZM48 172H49V171H48ZM50 172H51V171H50ZM98 172H97V173H98ZM112 172H111V175L113 174ZM141 172H142V171H141ZM257 172H258V171H257ZM25 173H24V174H25ZM53 173H54V172H53ZM80 173H81V172H80ZM99 173H100V172H99ZM102 173H103V172H102ZM104 173H105V172H104ZM115 173L118 174V172H115ZM115 173L113 174V176L115 175ZM124 173H125V172H124ZM155 173H156V172H155ZM177 173H178V172H177ZM185 173H186V172H185ZM219 173H220V172H219ZM219 173H217V174H219ZM228 173H229V172H228ZM234 173H235V172H234ZM16 174H15V176H16ZM31 174H32V173H31ZM45 174H46V173H45ZM56 174H57V173H56ZM78 174H79V173H78ZM109 174H110V173H109ZM109 174H108V175H109ZM137 174H138V173H137ZM139 174H142V173H139ZM159 174H160V173H159ZM186 174H187V173H186ZM186 174H185V175H186ZM217 174H216V175H217ZM252 174H253V173H252ZM257 174H259V173H257ZM263 174H264V173H263ZM27 175H28V174H27ZM35 175H36V174H35ZM65 175H66V173H65ZM69 175H70V174H69ZM83 175H84V174H83ZM130 175H131V174H130ZM132 175H134V174H132ZM179 175H180V174H179ZM182 175H183V174H182ZM185 175H184V176H185ZM220 175H223V174L220 173ZM224 175H225V174H224ZM231 175H232V174H231ZM8 176H9V175H8ZM15 176H14V177H15ZM19 176H20V173L17 174V177H19ZM21 176H22V174H21ZM24 176L26 177V175H24ZM29 176H30V175H29ZM36 176H37V175H36ZM74 176H75V174H74ZM88 176H89V175H88ZM102 176H103V175H102ZM113 176H112V177H113ZM115 176H117V175H115ZM118 176H119V175H118ZM136 176H137V175H136ZM140 176H141V175H140ZM155 176H156V174H155ZM186 176H187V175H186ZM209 176H211V175H209ZM226 176H227V175H226ZM226 176H223V177H226ZM10 177H11V175H10ZM25 177H22V178H25ZM30 177H31V176H30ZM33 177H34V176H33ZM39 177H40V176H39ZM66 177H67V176H66ZM68 177H69V176H68ZM72 177H73V176H72ZM77 177H78V176H77ZM90 177H93V176L91 175ZM137 177H138V176H137ZM217 177H218V176H217ZM258 177H260V176H258ZM263 177H264V176H263ZM1 178H2V177H1ZM7 178L9 179V177H7ZM12 178H13V177H11V179H12ZM26 178H27V177H26ZM26 178H25V180H26ZM47 178H48V177H47ZM99 178H100V176H99ZM101 178H102V177H101ZM108 178H109V176H108ZM113 178H115V177H113ZM113 178H112V179H113ZM134 178H135V177H134ZM233 178H234V176H233ZM240 178H241V177H240ZM260 178H261V177H260ZM2 179H3V178H2ZM16 179H17V178H16ZM16 179H15V180H16ZM50 179H51V178H50ZM63 179H64V178H63ZM63 179H62V180H63ZM76 179H77V178H76ZM76 179L74 178L73 180H76ZM82 179H83V177H82ZM84 179H85V178H84ZM84 179H83V181H86V180H84ZM86 179H87V178H86ZM97 179H98V176H97ZM118 179H119V178H118ZM126 179H127V178H126ZM161 179H162V178H161ZM223 179H225V178H223ZM223 179H222V181H223ZM244 179H245V178H244ZM17 180H18V179H17ZM17 180H16V181H17ZM22 180H23V179H22ZM25 180H24V181H25ZM71 180H72V179L70 178V181H71ZM77 180L82 181V180H80V179H77ZM88 180H89V178H88ZM100 180H101V179H100ZM100 180L98 179L97 181L99 182ZM110 180H111V179H110ZM114 180H115V179H114ZM131 180H132V179H131ZM135 180H136V179H135ZM135 180H134V181H135ZM143 180H145V179H143ZM167 180H168V179H167ZM217 180H218V179H217ZM227 180H228V179H227ZM234 180H236V179H234ZM234 180H233V181H234ZM248 180H249V179H248ZM255 180H257V179L255 178ZM259 180H260V181H259ZM27 181H28V180H27ZM53 181H54V180H53ZM68 181H69V180H68ZM70 181H69V183L65 182V183H67V184H65V183H63V182L60 183V184H52V185H51L52 182H50V184H44V183H43V184H44V185L42 184L43 186H41V184H40V185H39L40 187L38 188L39 191H37L38 189L36 190L37 195H39L40 193H44L43 195H45V197L47 198L48 203H49L48 206H50V203L52 204V205H51L52 210H53V207H54L53 204H54V205H57V206H56L57 208H58V207H63V206H65L66 208H67V207L72 208L71 210L74 209L75 212H76V210H78V209H79V210L81 209L82 212H85V211H86V210H85L86 207L84 208L83 206H86V205H87V208H88V204H90L89 202H90V199H91V198H90L89 200H86V199L89 198V197L86 196V193H87L88 195H91V194L94 193L96 190H100V189L97 188L98 184H97V186H96V185H90V186H89V184H90V183H89V184L87 185L88 188H85V187H87V186H84V188L82 189V186H83V185L79 186V185H80V182H79V181H78L79 183H78L77 181H73V182H70ZM95 181H96V178H95ZM97 181H96V182H97ZM106 181H107V180H106ZM126 181L129 182L128 180H126ZM171 181H172V180H171ZM187 181H188V180H187ZM225 181H226V180H225ZM228 181H229V180H228ZM0 182H1V181H0ZM17 182H18V181H17ZM36 182H37V181H36ZM45 182H46V181H45ZM59 182H60V181H57V183H59ZM88 182H89V181H88ZM98 182H97V183H98ZM159 182L162 184L164 181H163V182L159 181ZM165 182H166V181H165ZM236 182H237V180L235 181V184H236ZM246 182H247V181H246ZM33 183H34V182H33ZM46 183H47V182H46ZM53 183H54V182H53ZM85 183H86V182H85ZM94 183H95V182H94ZM94 183H93V184H94ZM112 183H113V182H112ZM133 183H134V182H133ZM155 183H156V182H155ZM169 183H170V181H169ZM172 183H173V181H172ZM203 183H204V182H203ZM208 183H209V182H208ZM226 183H227V182H226ZM239 183H240V182H239ZM77 184H79L78 186L81 187V188H79V191L76 192V194H75L76 200L73 201V197H74V193H73V192H74V190L76 189ZM95 184H96V183H95ZM103 184H104V183H103ZM103 184H102V185H103ZM107 184H108V183H107ZM126 184H128V183H126ZM137 184H138V183H137ZM137 184H136V185H137ZM140 184H141V183H140ZM144 184H145V183H144ZM146 184H147V183H146ZM153 184H154V183H153ZM153 184H152L151 186H153ZM161 184H160V185L157 184L158 186H157V185H155V186H157V187L160 186V188H161V186H164V184H166V183H163V185H161ZM167 184H168V183H167ZM190 184H191V182H190ZM240 184H241V183H240ZM242 184H244V183H242ZM261 184L264 185V178H262V181H261V179H258L257 185H261ZM25 185H26V184H25ZM31 185H32V184H31ZM84 185H85V184H84ZM120 185H121V184H120ZM131 185H133V184H131ZM138 185H139V184H138ZM149 185H150V184H149ZM188 185H189V184H188ZM212 185H213V183H212ZM216 185H217V184H216ZM237 185H238V184H237ZM249 185H250V184H249ZM252 185H253V184H252ZM252 185H250L251 188L253 187ZM254 185H256V184H254ZM78 186H77V188H78ZM110 186H111V185H106L107 188H106L104 185L102 186V188L105 187L106 190L108 189V196H109V191L111 190V189L109 190V187H110ZM151 186H150V187H151ZM192 186H193V184H192ZM225 186H226V185H225ZM244 186H246V184H245ZM247 186H248V183H247ZM247 186H246V187H247ZM128 187H129V186H128ZM128 187H127V188H128ZM133 187H134V186H133ZM133 187H132V188H133ZM138 187H139V186H138ZM140 187H141V185H140ZM140 187H139V188H140ZM246 187H245V188H246ZM254 187H255V186H254ZM102 188H101V189H102ZM105 188H103L102 190L104 191ZM110 188H112V187H110ZM120 188H121V187H120ZM124 188H125V187H124ZM124 188H122V192H123V189H124ZM142 188H143V187H142ZM146 188H147V186H146ZM200 188H201V187H200ZM220 188H221V187H220ZM234 188H235V187H234ZM236 188H237V187H236ZM242 188H243V187H242ZM251 188H250V189H251ZM255 188H256V187H255ZM29 189H30V188H29ZM31 189H32V187H31ZM144 189H145V188H144ZM149 189H150V188H149ZM157 189H158V188H157ZM185 189H186V188H185ZM188 189H189V187H188ZM218 189H219V188H218ZM222 189H223L224 191H226V189H224V188H222ZM229 189H230V188H229ZM250 189H249V190H250ZM11 190H13V189H11ZM19 190H20V189H19ZM33 190H34V189H33ZM33 190H31V191H33ZM77 190H78V189H77ZM102 190H101V192H102ZM106 190H105V191H106ZM112 190H113V189H112ZM124 190H125V189H124ZM127 190H128V189H127ZM129 190H130V187H129ZM136 190H137V189H136ZM138 190H139V189H138ZM140 190H142V189H140ZM140 190H139V191H140ZM160 190H161V189H160ZM198 190H199V189H198ZM234 190H235V189H234ZM238 190H239V187H238ZM249 190H248V191H249ZM15 191H16V190H15ZM139 191H138V192H139ZM146 191H147V190L145 189L144 192H146ZM150 191H151V190H149V192H150ZM163 191H164V190H163ZM167 191H168V190H166V192H167ZM185 191H186V190H185ZM216 191H217V190H216ZM219 191H220V193H222L221 190H219ZM224 191H223V192H224ZM228 191H229V190H228ZM241 191H242V190H241ZM248 191H246V192H248ZM255 191H256V190H255ZM7 192L10 193V190L7 191ZM16 192H18V191H16ZM21 192H22V191H21ZM38 192H39V194H38ZM89 192H90V193H89ZM122 192H121V193H122ZM140 192H141V191H140ZM168 192H169V191H168ZM182 192H183V190H182ZM186 192H187V191H186ZM201 192H202V191H201ZM251 192H253V191H251ZM261 192H262V191H261ZM18 193H19V192H18ZM23 193H24V192H23ZM96 193H97V192H96ZM111 193H112V195H113L114 192L111 191ZM111 193H110V195H111ZM115 193H116V192H115ZM123 193H124V192H123ZM126 193L128 194V193H130V192H127V191H126ZM187 193H188V192H187ZM192 193H194V192H192ZM210 193H212V192H210ZM231 193H232V192H231ZM256 193H257V192H256ZM11 194H12V192H11ZM21 194H22V193H21ZM28 194H29V193H28ZM28 194H27V195H28ZM30 194H31V193H30ZM35 194H36V193H35ZM35 194H34V195H35ZM58 194H59V195H58ZM98 194H100V193H98ZM98 194H97V195H98ZM124 194H125V193H124ZM127 194H126V195H127ZM134 194H135V193H134ZM138 194H139V193H138ZM149 194H150V193H149ZM167 194H169V193H167ZM196 194H197V193H196ZM227 194H228V193H226V195H227ZM244 194H245V193H244ZM0 195H1V194H0ZM43 195L41 196V194H40L41 197H43ZM93 195H94V194H93ZM103 195H104V194H103ZM117 195H118V194H117ZM131 195H133V194H131ZM131 195H130V196H131ZM150 195H151V194H150ZM185 195H186V194H185ZM200 195H202V194L200 193ZM213 195H214V194H213ZM10 196L12 197V195H10ZM14 196H15V193H14ZM18 196H19V195H18ZM28 196H29V195H28ZM31 196H32V195H31ZM35 196H36V195H35ZM35 196H34V197H35ZM80 196H82V197H81L82 199L84 198L83 196H86L87 198H86L85 200H82V199H81V200H77ZM105 196H106V195H105ZM113 196H114V195H113ZM113 196H112V197H113ZM121 196H122V195H121ZM202 196H203V195H202ZM202 196H201V198H202ZM216 196H217V195H216ZM222 196H223V195H222ZM228 196H229V195H228ZM249 196H250V195H249ZM255 196H256V195H255ZM257 196H258V197H257ZM257 196H256V197H257L258 200H261V201H262V199H264V194H263V195H261V194H260V195L257 194ZM11 197H9V199H10ZM16 197H17V195H16ZM21 197H22V196H21ZM32 197H33V196H32ZM102 197H103V196H102ZM109 197H110V196H109ZM109 197H108V198H109ZM115 197H116V195H115ZM115 197H113V198H115ZM128 197H129V196H128ZM137 197H138V196H137ZM196 197H197V196H196ZM210 197H212V196L210 195ZM218 197H219V196H218ZM243 197H244V196H243ZM252 197H253V196H252ZM256 197H255V198H256ZM3 198H5V197H3ZM12 198H13V197H12ZM17 198H18V197H17ZM95 198H96V197H95ZM103 198H104V197H103ZM106 198H107V197H106ZM113 198H112V200H114ZM125 198H126V197H125ZM132 198H133V197H132ZM135 198H136V197H135ZM185 198H186V197H185ZM185 198H184V199H185ZM188 198H189V197H188ZM219 198H220V197H219ZM226 198H227V197H226ZM239 198H240V199L238 200V202L235 203V204H237V205H236V206L234 205L235 210H232V213H231V209H230V210H229V209L224 210V212H225V214H224L225 217H222V218L224 219V221H223V223H224L223 225H224V226H222V227H223V230H225L226 234L220 236L215 242L213 241L211 244H210V243L205 244V243L200 242V245L198 246V251H203V250L206 251V249H207V251H208V250H209V251H213V252L215 253V255H216V257H214V258L212 257V258H213L212 260H209V261L206 260L207 262L203 260L202 262H205V263H203V264H264V225H260V224H258V222H256V221H258V218H262V217L264 218V211L261 212V211L259 210L260 213L258 212V213H256V214H255V212H252V213H254V215L256 216V217H255V220L252 219V217H250V218H248V219H246L244 216H240V217H239V215H240L239 213H241V212L243 213L244 211L247 210V209H246L247 207L250 208V206H251V205L248 206L250 202H249V201H248V202L246 201V200L248 199V197H247L246 200H245L246 196H245L244 199H243V198L241 199V197H239ZM9 199H8V200H9ZM20 199H21V198H20ZM20 199H19V200H20ZM22 199H23V198H22ZM33 199H34V198H33ZM63 199H64V200H63ZM74 199H75V198H74ZM115 199H116V198H115ZM184 199H183V200H184ZM186 199H187V198H186ZM186 199H185V200H186ZM192 199H193V198H192ZM220 199H222V198H220ZM236 199H237V198H236ZM257 199H255V200H257ZM6 200H7V199H6ZM28 200H29V199H28ZM44 200H45V199H44ZM92 200H94V198H93ZM110 200H111V198H110ZM112 200H111V202L114 203V201H112ZM128 200H129V198H128ZM134 200H135V199H134ZM155 200H156V199H155ZM187 200H189V199H187ZM193 200H194V199H193ZM193 200H191V201H189V202H188V201H187V202H186V201H183V202H181V203H178V202H177L176 206H174V207H175V209L181 211L183 214L185 213L186 210L190 212L189 214L192 213L191 215L196 214L195 216H193V217H195L194 220L190 221V220L188 219L189 221H186V222H185L183 219H181L182 217H180V219H179V218H174V217L169 218V217H168V214L170 213V212H169V213L167 214V216H166L168 219L162 221V218L160 217V218H161V221H159L158 224L160 223V224L163 225V226H164V225H167V226H168V222H170V220H172L171 222L174 223V224H176V225L178 224V225H180L181 227H183V226H184V227H187V230H186V231H187L188 233L186 232L185 237H184V239H187V240H189V238L191 237L190 234H189V232H192V233H194V234L196 235L195 232H199V231L202 232L203 230H207L206 232H208V231H209V232H210V231L213 232L212 230L217 229V228H220V225H222V224H221V222H222L221 219H222V218H221V217H218V216H220L221 213H220L218 216H216V218H214V219H216V220L209 219V216H210V215H214V213H215L214 209H212L211 207H215L216 204H214L215 206H212V205H211V204L213 203V202H212V203H209L210 206H209V205H208V206H203V205H205V204H198V203H195V204H194ZM197 200H198V199H196V201H197ZM2 201H3V200H2ZM32 201H33V200H32ZM88 201H89V202H88ZM101 201H102V200H100V201H98V202L101 203ZM115 201H116V203H117V200H115ZM212 201H213V200H212ZM224 201H225V200H224ZM250 201H251V200H250ZM261 201H260V202H261ZM98 202L95 201V203H98ZM103 202H104V201H103ZM107 202H108V201H107ZM120 202H121V198H120ZM120 202L118 201V203H120ZM135 202H136V201H135ZM179 202H180V201H179ZM197 202H198V201H197ZM201 202H202V201H201ZM216 202H218L217 199H216ZM221 202H222V201H221ZM221 202H220V203H221ZM33 203H34V202H33ZM38 203H39V202H38ZM40 203H41V202H40ZM42 203H43V201H42ZM44 203H45V202H44ZM46 203H47V202H46ZM104 203H105V202H104ZM109 203H110V202H109ZM112 203H110V204L112 205ZM118 203H117V204H118ZM121 203H123V202H121ZM124 203H125V202H124ZM230 203H231V202H230ZM233 203H234V200H233ZM247 203H248V204H247ZM251 203H252V201H251ZM251 203H250V204H251ZM258 203H259V202H258ZM19 204H20V202H19ZM19 204H18V205H19ZM27 204H28V203H27ZM30 204H31V202H30ZM30 204H29V205H30ZM85 204H86V205H85ZM126 204H127V203H126ZM151 204H152V203H151ZM196 204H197V205H196ZM225 204H227V202H226ZM255 204H257V203H255ZM261 204H262V203H261ZM6 205H8V204L6 203ZM13 205H14V203H13ZM16 205H17V204H16ZM18 205H17V206H18ZM21 205H22V204H21ZM21 205H20V206H21ZM38 205H39V204H38ZM90 205H91V204H90ZM94 205H95V204H94ZM103 205H104V204H103ZM103 205H102V206H103ZM106 205H109V204H106ZM111 205H109L108 207H107V206L104 207L105 205H104L103 207H100V204H99V207H97L96 205H95V207H94V206H93V207L95 208V211L97 210V211H100V212H105V211L107 212L108 210L113 211V210H111V209H112V208L110 207ZM114 205H115V206H114ZM114 205H113V207L118 206V205H116L115 203H114ZM132 205H133V204H132ZM174 205H175V204H174ZM198 205H199V206L202 205V206H201V207H196V206H198ZM206 205H207V204H206ZM262 205H263V204H262ZM11 206H12V205H11ZM27 206H28V205H23L24 208L27 207ZM35 206H36V205H35ZM42 206H43V205H42ZM46 206H47V205H46ZM123 206H124V205H123ZM140 206H141V205H140ZM140 206H139V207L137 206V210H138V208H141ZM159 206H160V205H159ZM172 206H173V205H172ZM221 206H224V204H222ZM221 206H219V207L221 208ZM225 206L227 207L228 205H225ZM254 206H255V205H254ZM1 207H3V206H1ZM29 207H30V206H29ZM44 207H45V206H44ZM82 207L84 208L85 211H83ZM89 207H90V206H89ZM120 207H122V206H120ZM125 207H126V206H125ZM145 207H146V206H145ZM226 207H224V208H226ZM228 207H229V206H228ZM230 207L233 208V206H230ZM230 207H229V208H230ZM255 207H256V206H255ZM8 208H9V206H8ZM8 208H6V210H7ZM12 208H13V207H12ZM14 208H15V207H14ZM19 208L21 209V207H18V210H19ZM35 208H37V206H36ZM39 208H40V207H38V209H39ZM42 208H43V207H42ZM48 208H49V207H48ZM54 208H55V207H54ZM63 208H64V207H63ZM66 208H65V209H66ZM110 208H111V209H110ZM151 208H152V207H151ZM154 208H155V207H154ZM215 208H216V207H215ZM217 208H218V207H217ZM249 208H248V209H249ZM257 208H258V207H257ZM25 209H29V208H25ZM25 209H23V210H25ZM43 209H44V208H43ZM43 209H42V211H40V209H39L40 212L37 211V213H38V215H39V216H37L38 219H40V218L46 216V215L48 214V213H46V211H47V212L51 211V209H50L49 211H48L47 208H45V211H44ZM46 209H47V210H46ZM59 209H60V208H59ZM67 209H68V208H67ZM67 209H66V210H67ZM90 209H92V208H90ZM90 209H88V210H90ZM114 209H115V208H114ZM121 209H122V208H121ZM121 209L118 210V211L121 213V216L119 215V217H122V210H123V209H122V210H121ZM124 209H125V208H124ZM128 209H129V208H128ZM135 209H136V208H135ZM260 209H262V208H260ZM263 209H264V208H263ZM6 210H5V211H6ZM10 210H11V208L9 209V211H10ZM14 210H15V209H14ZM16 210H17V209H16ZM18 210H17V211H18ZM30 210H31V208H30ZM74 210H73V211H74ZM125 210H126V209H125ZM125 210H124V212H125ZM140 210H141V209H140ZM143 210H144V209H143ZM150 210H151V209H150ZM182 210H184V212H183ZM250 210H251V209H250ZM250 210H249V211H250ZM253 210H254V209H253ZM20 211H22V209H21ZM27 211H28V210H27ZM55 211H57V210L55 209ZM60 211H61V210H60ZM60 211H58V212H60ZM63 211H64V210H63ZM95 211H94V209H92L89 213H91V212H95ZM126 211H128V210H126ZM134 211H135V210H133V212H134ZM151 211H152V210H151ZM173 211H174V210H173ZM187 211H186V212H187ZM218 211H220L219 208H218ZM221 211H222V210H221ZM233 211L236 212V214L233 213ZM249 211L247 210V213H248ZM251 211H252V210H251ZM7 212H8V211H7ZM10 212H11V211H10ZM30 212L32 213V211H30ZM52 212H54V211H52ZM77 212H78V211H77ZM82 212H80V213H82ZM86 212H87V211H86ZM113 212H114V211H113ZM124 212H123V213H124ZM129 212H130V211H129ZM129 212H127V213H129ZM143 212H144V211H143ZM153 212H154V211H153ZM181 212H180V213H181ZM216 212H217V211H216ZM11 213H13V212H11ZM16 213H17V212H16ZM65 213H66V212H65ZM71 213H72V212H70V214H71ZM73 213H74V212H73ZM87 213H88V212H87ZM95 213H96V212H95ZM95 213H94V214H95ZM139 213H140V211H139ZM218 213H219V212H218ZM218 213H217V214H218ZM245 213H246V212H245ZM247 213L245 214V215H247L246 217H248V215L250 214V212H249V214H247ZM21 214H23V213L21 212ZM25 214H26V212H25ZM35 214H36V213H35ZM53 214H54V213H53ZM55 214H56V212H55ZM78 214H79V213H78ZM82 214H83V213H82ZM98 214H99V212H97V216H98ZM100 214H102V213H100ZM129 214H131V213H129ZM129 214H128V215H129ZM136 214H137V213H136ZM150 214H151V213H150ZM170 214H171V213H170ZM175 214H176V213H175ZM222 214H223V213H222ZM12 215H13V214H12ZM16 215H17V214H16ZM19 215H20V214H19ZM26 215H27V214H26ZM33 215H34V214H33ZM33 215L31 214V216H33ZM49 215H51V213H49ZM49 215H48V216H49ZM68 215H69V213H68ZM72 215H73V214H72ZM91 215H92V214H91ZM91 215L89 214V216H91ZM117 215H118V214H117ZM176 215L180 216L179 213L176 214ZM176 215H174V216H176ZM215 215H216V214H215ZM241 215H242V214H241ZM251 215H252V214H251ZM254 215H252V216H254ZM4 216H5V215H4ZM6 216H7V215H6ZM27 216H28V215H27ZM60 216H62V214H60ZM60 216H59V217H60ZM73 216H74V215H73ZM80 216H81V215H80ZM84 216H87V214H85V215L83 214V216H81V217H84ZM102 216L104 217V215H102ZM133 216H134V215H133ZM137 216H138V215H137ZM170 216H172V214H171ZM181 216H182V215H181ZM17 217H18V215H17ZM17 217H16V218H17ZM29 217H30V216H29ZM33 217H36V216H33ZM37 217H36V218H37ZM39 217H40V218H39ZM49 217H50V216H49ZM55 217H56V216H55ZM59 217H58V218H59ZM70 217H71V216H69V219H67V217H65L64 214H63V216H62L61 218H59V219L56 218V219H57L56 221H55L54 218H53V221H55V225H56V226H59V227L62 226V228H63V226L66 225V222H67V221H71V220L74 219V217H73V218H72V217L70 218ZM81 217H80V218H81ZM103 217H102V218H103ZM124 217H125V216H124ZM130 217H132V216H129V218H130ZM135 217H136V216H135ZM152 217H153V216H152ZM164 217H165V216H164ZM176 217H177V216H176ZM184 217H185V216H184ZM210 217H211V216H210ZM217 217H218V218H217ZM11 218H13V217H11ZM22 218H23V217H22ZM22 218H21V219L17 218V219H19V222H20V223H19V222H18V223H19L20 225H21V223L23 222V219H22ZM24 218H26V216H24ZM75 218H76V217H75ZM89 218H90V217H88V219H89ZM96 218H97V217H96ZM126 218H127V217H126ZM149 218H150V217H149ZM220 218H221V219H220ZM13 219H14V218H13ZM17 219H15V220H17ZM33 219H35V218H33ZM44 219H45V218H44ZM92 219H93V218H92ZM107 219H109V218H107ZM120 219H121V218H120ZM146 219H147V218H146ZM177 219H179V220H177ZM186 219H187V218H186ZM20 220H21L22 222H21ZM24 220H25V222H26V219H24ZM36 220H37V219H36ZM41 220H43V219H41ZM41 220H40V221H41ZM46 220H47V219H46ZM83 220H84V219H82V218H81V219H79V218L77 219V218H76V220L73 221V222H74V226L77 227V229H75V231H73L72 234H70V233H66V236H67V234H70V236H69V237L67 236V237H66L67 239H65V240L63 239V240H62V243H63V241H65L64 244H66V242L68 241V239H70V241H72L71 243H73L72 245H74V244H79V245H80V244H82V243L84 244V243L86 242V239L88 238V236H91L90 234H92V233H94V232H97V231L99 230V229H98V227H99L98 225H97V226H98V227H97L96 225H94V224L91 223V222H90V224H89L87 221H86V223H84ZM121 220H122V219H121ZM124 220H125V219H124ZM126 220H127V219H126ZM126 220H125V221H126ZM128 220H130V219H128ZM128 220H127V221H128ZM148 220H149V219H148ZM148 220H146V221H148ZM150 220H151V219H150ZM158 220H159V219H158ZM158 220H156V221H158ZM253 220H254V221H253ZM263 220H264V219H263ZM263 220H262V222H263ZM11 221H12V220H11ZM28 221H29V219H28ZM40 221H39L40 225L44 224V223L41 224ZM43 221H44V220H43ZM48 221H49V219H48ZM98 221H99V220H98ZM125 221H123V223H124ZM146 221H145V222H146ZM12 222H14V221H12ZM25 222H24V223H25ZM34 222H37V224H38V220H37V221H34ZM45 222H47V221H45ZM73 222H71L72 225H73ZM96 222H97V221H96ZM119 222H120V220H119ZM171 222H170V223H171ZM1 223H2V222H1ZM15 223H16V221H15ZM27 223H28V222H27ZM50 223L52 224V222H50ZM110 223H111V221H110ZM127 223H128V222H127ZM138 223H139V222H138ZM16 224H17V223H16ZM19 224H18V226H20ZM25 224H26V223H25ZM37 224L34 223V226H37ZM45 224H46V223H45ZM47 224H49V223H47ZM47 224H46V225H47ZM96 224H97V223H96ZM105 224H106V223H105ZM111 224H112V223H111ZM121 224H122V223H121ZM121 224H120V223L118 224V228L120 227L119 225H121ZM143 224H145V223H143ZM12 225H13V224H12ZM22 225H23V224H22ZM22 225H21V226H22ZM29 225H30V224H29ZM31 225H33V224H31ZM70 225H71V224H70ZM122 225H123V224H122ZM148 225H149V224H148ZM26 226H27V224L25 225V227H26ZM44 226H45V225H44ZM52 226H53V225H52ZM52 226H51V227H52ZM104 226H105V225H104ZM143 226H144V225H142V227H143ZM7 227H8V226H7ZM22 227H23V226H22ZM25 227H24V228H25ZM30 227H31V226H30ZM30 227H29V228H30ZM47 227H48V225L46 226V229H47ZM71 227H72V226H71ZM107 227H108V226H107ZM114 227H116V226H114ZM114 227H113V228H114ZM124 227H125V226H124ZM142 227L139 226V225H137V224H132V225H131V224H128V226L125 227V228H122V227H121V229H120L119 232H118L117 230H112V231L109 230V231H111V232H113V233H116V234L118 233V234L122 235L121 237L124 236V239H130V240H131L132 238H136V236L139 235V234L135 235L134 233H135L136 231H142V230H141ZM145 227H146V226H145ZM145 227H144V229H145ZM172 227H173V226H172ZM177 227H178V226H177ZM8 228H10V225H9ZM27 228H28V227H27ZM39 228H42V227L40 226ZM39 228H38V229H39ZM49 228H50V226H49ZM57 228H58V227H57ZM62 228H60V230H61ZM66 228H67V227H65V229L63 228V231H62V232H68V231H70V230H68V228H67V229H66ZM69 228H70V226H69ZM99 228H100V227H99ZM108 228H109V227H108ZM175 228H176V226H175ZM175 228H174V229H175ZM1 229H2V228H1ZM5 229H6V228H5ZM5 229L3 228L2 230H5ZM16 229H17V228H16ZM16 229H15V230H16ZM32 229L34 230V227H33V226H32ZM38 229H37V230H38ZM42 229H43V228H42ZM52 229H55V226H54V228L52 227ZM52 229H51V230H52ZM70 229H71V228H70ZM104 229H106V228H104ZM111 229H112V228H111ZM144 229H143V231H144ZM155 229H157V228H155ZM167 229H168V228H167ZM172 229H173V228H172ZM15 230L13 229V231H15ZM33 230H32V234H33ZM37 230H36V231H37ZM43 230H44V229H43ZM43 230H42V231H43ZM49 230H50V229H49ZM100 230H102V229H100ZM107 230H108V229H107ZM159 230H160V229H159ZM0 231H1V230H0ZM13 231H12L11 233H15V232H13ZM23 231H24V230H23ZM23 231H22V232H23ZM28 231H29V230H28ZM52 231H55V230H52ZM56 231H58V229H56ZM109 231H108V232H109ZM143 231H142V232H143ZM146 231H148L147 228H146ZM175 231H176V230H175ZM178 231H179V230H178ZM184 231H185V230H184ZM2 232H3V231H2ZM4 232H5V231H4ZM7 232H8V231H7ZM22 232H21V230H20V235H21ZM46 232H47V231H46ZM50 232H51V231H50ZM60 232H61V231H60ZM98 232H99V231H98ZM103 232H104V230H103ZM108 232H107V234H108ZM111 232H110V233H111ZM142 232H141V233H142ZM144 232H145V231H144ZM209 232H208V233H209ZM249 232L256 233L257 236H259L260 239H261V240L259 239L260 242L257 243L255 239H252V238L248 237V236H250V235H248ZM0 233H1V232H0ZM11 233H10V234H11ZM16 233H17V232H16ZM26 233H27V232H26ZM34 233H35V231H34ZM41 233H42V232H41ZM55 233H56V232H55ZM55 233H51V234H54V236H55ZM58 233H59V231H58ZM58 233H57V235H59ZM84 233H88V234H87L88 236H87L86 234H84ZM110 233H109L110 236H113V235H114V234L112 235V234H110ZM137 233H138V232H137ZM176 233H177V232H176ZM192 233H191V234H192ZM204 233H205V232H204ZM214 233H215V231H214ZM221 233H222V232H221ZM3 234H4V233H3ZM5 234H6V232H5ZM5 234H4V235H5ZM24 234H25V232H24ZM24 234H23V235H24ZM27 234H29V232H28ZM27 234H26V235H27ZM30 234H31V232H30ZM32 234H31V236H32ZM39 234H40V233H39ZM51 234H50V235H51ZM62 234H64V233H62ZM62 234H61V235H62ZM98 234H100V233H98ZM116 234H115V235H116ZM118 234H117V235H118ZM153 234H154V233H153ZM180 234H181V233H180ZM205 234H206V233H205ZM215 234H216V233H215ZM1 235H2V234H1ZM7 235H8V234H7ZM16 235L19 236V234H16ZM37 235H38V234H37ZM46 235H47V233H46ZM48 235H49V234H48ZM48 235H47V236H48ZM64 235H65V234H64ZM94 235H96V233H95ZM94 235H93V236H94ZM109 235H107V236L109 237ZM115 235H114V236H115ZM140 235H141V234H140ZM144 235H145V233H144ZM161 235H162V234H161ZM176 235H177V234H176ZM195 235H194V236H195ZM198 235H200V234H198ZM51 236H52V235H51ZM62 236H63V235H62ZM192 236H193V235H192ZM200 236H201V235H200ZM207 236H208V235H207ZM207 236L205 235V237H207ZM213 236H215V235H213ZM213 236H211V237L213 238ZM216 236H217V235H216ZM253 236H254V235H253ZM1 237H2V236H1ZM7 237H8V236H7ZM12 237H14V236H12ZM32 237H34V236H32ZM39 237H40V235H39ZM56 237H57V236H56ZM64 237H65V236H64ZM153 237H155V239H156L157 241H158V240L160 241V239H162V238L160 237V235H159V234H156V233H155V236H153ZM166 237H167V236H166ZM197 237H198V236H197ZM16 238H17V236H16ZM40 238H41V237H40ZM51 238H52V237H51ZM90 238H94V237L91 236ZM100 238H101V237H100ZM114 238H115V237H114ZM117 238H118V237H117ZM138 238H139V237H137V239H138ZM168 238H169V237H168ZM173 238H174V237H173ZM200 238H201V237H200ZM212 238H211V240H212ZM5 239H6V238H5ZM7 239H8V238H7ZM7 239H6V240H7ZM10 239H11V238H10ZM10 239H9V240H10ZM14 239H15V237H14ZM19 239H21V238H19ZM30 239H31V237H30ZM38 239H39V238H38ZM43 239H44V238H43ZM61 239H62V238H61ZM118 239H119V238H118ZM122 239H123V238H122ZM122 239H120V240L122 241ZM124 239H123V240H124ZM155 239H154V240H155ZM170 239H171V238H170ZM181 239H182V238H181ZM193 239H194V238H193ZM203 239H204V237H203ZM205 239H206V238H205ZM12 240H13V239H12ZM12 240H11V241H12ZM16 240H17V239H16ZM32 240H33V239H32ZM36 240H37V239H36ZM36 240H35V241H36ZM39 240H40V239H39ZM48 240H49V239H48ZM56 240H58V239H56ZM105 240H106V239H105ZM108 240H109V239H108ZM111 240H112V239H111ZM130 240H129V241H130ZM134 240H135V239H134ZM139 240H140V239H139ZM156 240H155V241H156ZM166 240H167V239H166ZM166 240H165V241H166ZM190 240H191V238H190ZM208 240H209V239H208ZM208 240H207V241H208ZM14 241H15V240H14ZM14 241H13V242H14ZM37 241H38V240H37ZM60 241H61V240H60ZM70 241H69V242H70ZM97 241H98V240H97ZM129 241H128V242H129ZM175 241H176V240H175ZM192 241H193V240H192ZM201 241H202V240H201ZM0 242H1V241H0ZM42 242H43V241H42ZM56 242H57V241H56ZM112 242H113V241H112ZM131 242H132V241H131ZM138 242H139V241H138ZM169 242H170V241H169ZM182 242H183V241H182ZM203 242H204V241H203ZM210 242H211V241H210ZM92 243H93V242H92ZM98 243H99V241H98ZM107 243H108V242H107ZM110 243H111V242H110ZM117 243H118V242H117ZM120 243H122V242H120ZM140 243H141V242H140ZM158 243H159V242H158ZM158 243H157V244H158ZM173 243H175V242H172V243H171V246L173 245ZM186 243H187V242H186ZM189 243H190V242H189ZM213 243H214V244H213ZM0 244H1V243H0ZM3 244H4V243H3ZM3 244H2V245H3ZM11 244H12V242H11ZM51 244H52V243H51ZM136 244H137V242H136ZM152 244H154V243H152ZM155 244H156V242H155ZM184 244H185V241H184ZM239 244H241V247H242L241 250H242V251H240V248H238L239 251H240V252H238V253H235V251H232V248L234 249V247H236V246L239 245ZM14 245H15V244H14ZM54 245H56V244H54ZM57 245H58V242H57ZM60 245H61V244H60ZM66 245L68 246V244H66ZM86 245H87V244H86ZM113 245H114V244H113ZM127 245H128V244H127ZM133 245H135V244H133ZM138 245H139V244H138ZM150 245H151V244H150ZM158 245H159V244H158ZM175 245H178L177 242L175 243ZM181 245H182V244H181ZM191 245H193V244H191ZM12 246H13V245H12ZM15 246H16V245H15ZM63 246H64V245H62L61 247L64 248ZM69 246H70V245H69ZM82 246H83V245H81L80 247H82ZM89 246H90V245H89ZM106 246H107V245H106ZM118 246H119V245H118ZM139 246H140V245H139ZM147 246H148V244H147ZM179 246H180V244H179ZM182 246H183V245H182ZM2 247H3V246H2ZM16 247H17V246H16ZM33 247H34V246H33ZM35 247H36V246H35ZM35 247H34L33 249H35ZM52 247H54V246H52ZM52 247H51V248H52ZM57 247H58V246H57ZM94 247H95V246H94ZM114 247H115V246H114ZM123 247H125V246H123ZM140 247H141V246H140ZM142 247H143V246H142ZM156 247H157V245H156ZM174 247H176V246H174ZM174 247H172L173 249L168 250V251L158 249V251L160 250L159 252L156 251L155 249H154L155 251H154V250H148V248H146V249H147L148 251H151V252H152V251H153V252H157V253H158V257H156L157 254L155 253L156 255L154 254L155 256H153V257H155V258H162V259H165L167 262H170V263H172V264H184L185 261H184V262H183V261H182V262H181V261L179 262L178 259H177L178 257L175 256V255H177V254H175V252H177L179 249L177 250V249H175ZM184 247H185V246H184ZM195 247H197V246L195 245ZM37 248H39V247H37ZM40 248H41V250H42V246H41ZM49 248H50V247H49ZM62 248H61V249H62ZM85 248H86V247H85ZM121 248H122V245H121ZM127 248H128V247H127ZM137 248H138V246H137ZM152 248H153V246H152ZM152 248H151V249H152ZM159 248H160V247H159ZM170 248H171V247H170ZM170 248H169V249H170ZM176 248H177V247H176ZM178 248H179V247H178ZM187 248H189V247H187ZM22 249H23V248H22ZM45 249H46V248H45ZM77 249H78V248H77ZM97 249H98V248H97ZM104 249H105V248H104ZM114 249H115V248H114ZM125 249H126V248L123 249V250H124L123 252L128 253V254L131 255V256H132V255L134 256V250L136 249V246H135L134 249H133V247H132L133 252H131V250H129V249H126V250H125ZM140 249H141V248H140ZM167 249H168V248H167ZM174 249H175V250H174ZM35 250H36V249H35ZM55 250H56V249H55ZM94 250H95V249H94ZM118 250H119V247H118ZM136 250H138V249H136ZM147 250L144 251V252L147 253ZM176 250H177V251H176ZM181 250H185V249H183V247H182V249H180V251H181ZM189 250H190V249H189ZM191 250H192V248H191ZM235 250H236V249H235ZM0 251H1V250H0ZM19 251H21L20 248H19ZM22 251H23V250H22ZM22 251H21V252H22ZM24 251H25V250H24ZM29 251H30V250H29ZM38 251H39V250H38ZM59 251H60V250H59ZM68 251H69V252L66 251L67 253H65V254H63V255H62V253L59 254V255H62V256H59V255H58L59 257L57 256L58 262L60 261L59 263H61V264H78L77 261H79V260H78L77 258L79 257L78 255L80 254V252H79V254L77 255V254L74 253V252L72 253L69 249H68ZM95 251H96V250H95ZM95 251H94V252H95ZM105 251H106V250H105ZM2 252H4V251H2ZM2 252H1V253H2ZM42 252H43V251H41V253H42ZM44 252H46V250H44ZM57 252H58V250H57ZM64 252H65V251H64ZM94 252H93V251H92V252H88V256H87V257H91L92 255L94 256V254H95ZM106 252H107V251H106ZM118 252H119V251H118ZM135 252H136V251H135ZM139 252H140V251H139ZM139 252H138V253H139ZM144 252H143V254H144ZM151 252H150V253H151ZM183 252H184V251H183ZM193 252H194V251H193ZM196 252H197V251H196ZM6 253H7V252H6ZM52 253H53V252H50V254H49V253H48V254H49L50 256L52 255V257H54L55 255H53ZM81 253H82V252H81ZM97 253H98V252H97ZM104 253H105V252H104ZM121 253H122V252H121ZM125 253H123V257L120 255L122 258L119 256L120 253H119V254L117 253L118 256L122 259V260L120 259L122 262L127 261V257H128V256H126ZM136 253H137V252H136ZM150 253L148 252V255H147V256H144V257H147V259H146L147 261H148V258L150 257L149 255H151ZM194 253H195V252H194ZM198 253H199V252H198ZM198 253H197V254H198ZM201 253H202V252H201ZM211 253H212V252H211ZM27 254H28V253H27ZM34 254H35V253H34ZM48 254H46V255L48 256ZM107 254H108V253H107ZM110 254H111V252H110ZM139 254H140V256H141V253H139ZM178 254H179V253H178ZM187 254H188V253H187ZM191 254H192V253H191ZM44 255H45V254H44ZM46 255H45V256H46ZM86 255H87V254H86ZM86 255H85V256H86ZM89 255H91V256H89ZM101 255H102V254H101ZM108 255H109V254H108ZM108 255H107V256H108ZM145 255H146V254H145ZM195 255H196V254H195ZM195 255H194V257H195ZM202 255H203V254H202ZM28 256H29V255H28ZM33 256H34V255H33ZM37 256H38V255H37ZM40 256H41V255H40ZM77 256H78V257H77ZM93 256H92V257H93ZM109 256H110V255H109ZM133 256H132V257H133ZM140 256H139V257H140ZM196 256H197V255H196ZM7 257H8V256H7ZM110 257H111V256H110ZM198 257H199V256H198ZM79 258H81V257H79ZM85 258H86V257H85ZM102 258H104V257H102ZM102 258H101V259H102ZM112 258H113V257H112ZM137 258H138V257H137ZM142 258H143V257H142ZM151 258H152V255H151ZM151 258H150V259H151ZM179 258H181V255H180ZM182 258H183V257H182ZM188 258H189V257H188ZM191 258H193V257H191ZM203 258H204V257H203ZM203 258H200V260H202ZM205 258H206V257H205ZM4 259H5V258H4ZM4 259H2V261H0V264H2V263L5 264V262H3ZM7 259H8V258H7ZM41 259H42V258H41ZM44 259H45V258H44ZM46 259H47V258H46ZM53 259H55V257H54ZM93 259H94V258H93ZM114 259H115V258H114ZM116 259L118 260V258H116ZM139 259H140V258H139ZM143 259H144V258H143ZM143 259H142V260H139V262L137 261V263H136V262L133 263V262L131 261V262L127 263V264H149V263H150L149 261H148V263H147V262H146L145 260H143ZM84 260H85V259H84ZM95 260H96V259H95ZM106 260H107V259H106ZM136 260H137V259H136ZM155 260H156V259H154V261H155ZM182 260H183V259H182ZM193 260H195V259H193ZM196 260L198 261V259H196ZM5 261H6V259H5ZM7 261H8V260H7ZM49 261H50V260H49ZM51 261H52V260H51ZM110 261H111V260H110ZM110 261H109V259H108L107 261H105V262L102 261V262H103L102 264H111L112 261H111V262H110ZM129 261H130V259H129ZM133 261H134V260H133ZM162 261H163V260H162ZM162 261H161V263H162ZM197 261H196V262H197ZM91 262H92V261H91ZM93 262H95V261H93ZM163 262H164V261H163ZM56 263H57V262H56ZM83 263H84V262H83ZM153 263H154V262H153ZM156 263H157V262H156ZM189 263L191 264V259H190V262H187V263H185V264H189ZM192 263H194V261H193ZM200 263H201V261H200ZM80 264H82V263H80ZM97 264H99V261H98ZM100 264H101V263H100ZM112 264H113V262H112ZM116 264H119V263L117 262ZM150 264H151V263H150ZM154 264H155V263H154ZM164 264H165V263H164Z\"/></svg>",
	"mask_w": 264,
	"mask_h": 264
}]
</instances>
